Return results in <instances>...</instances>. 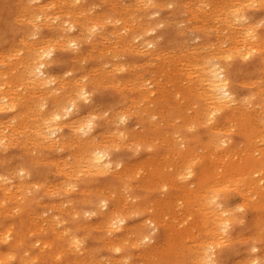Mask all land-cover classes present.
<instances>
[{
  "label": "rangeland",
  "instance_id": "rangeland-1",
  "mask_svg": "<svg viewBox=\"0 0 264 264\" xmlns=\"http://www.w3.org/2000/svg\"><path fill=\"white\" fill-rule=\"evenodd\" d=\"M25 1V2H24ZM29 1H32V0H29ZM29 1H26V0H23V2H22V0H21V2L20 1H17V0H0V36H1V38H0V57H1V55H2V57L0 58V63L1 62H3V63H1L0 64V66H1V68H0V73H2L3 72V74L2 75H0V76H3V75H5L4 77H12L11 78V81H10V79L8 80L7 78H1L0 77V81H2L3 79L5 80H3L2 81V83L3 82H6V80L7 81H9V83L8 82H6V84L8 83V86L7 85H4V86H6V87H4V89L5 88H7L8 87V90L7 89H5V93H7L8 91H9V89H10V87H11V91L10 92H12L13 90L14 91H16V89L15 88H17V91L16 92H14V93H20L19 95H21L19 98L21 99V104L18 106V108H16L15 110H12V111H8V112H0V122H2V124H0V126L5 130L4 131V134L6 133L7 135H9V133L8 132H10L11 130H12V128L14 127V125L13 124H15L16 125V123L17 124H19V122H20V120L22 121V123L23 122H26V121H28L27 119H30V121H28L27 123H29L30 122V124L31 123H34V124H37L36 123V121H39L38 120V118H39V114L37 113V111L35 112V110L36 109H38L39 108V103L38 102H40V92H37L36 90H35V92L34 91H32V90H34L33 88H31V86H29L30 88H29V90H30V92H32V93H30L29 92V90H28V87L27 86H24L26 83H24V81H23V84H21V83H19L18 81H20L21 79H20V77H18L17 78V76H20L19 74H20V72H21V63H19V61L22 59V61H23V59L25 58L24 57V54H25V56H27V45H28V42H29V40H28V38L30 37V36H33V35H31V34H33V32H34V30L36 31H38V29H39V27H40V29H39V32H40V36L41 37H43V39H45V38H47V37H50V38H53V40L51 39V41H54L53 43L50 41V38H47V39H45V40H47V43L48 44H50V45H52V44H56L55 45V51H54V57H53V61H51L50 59V61H51V63H50V61L47 59V61L46 62H49V63H47V66H46V68L49 70V71H51V74H56V75H54L56 78H58V79H66L65 77V72L66 71H72V73H73V75H68L67 77H69V78H72L71 76H76V77H83V76H88V78H89V80L87 81V84H88V86H89V88H90V91H91V101L90 102H88V103H85V104H82L81 106H80V109H81V116H86L87 114L86 113H91V111H93V112H95V113H97V114H102V116L103 117H100V119H97V123H96V126H95V131H92L91 133L94 135V136H96L97 138H100V136L101 135H103V137H105V138H103V137H101L100 139L103 141V139H104V144L106 143H109L110 144V149H111V152L113 153V155H115V157H116V159L118 160V161H120V162H122V164H126L127 165V168H126V165L124 166L123 165V169L125 170V171H130L132 168H133V170H134V172H137V176H136V178L138 179V176H139V173L142 175V177L141 176H139L140 177V179L139 180H136V178H135V175L133 176V171L131 170V173L129 174L128 172H125L123 169L121 170L120 169V171H118V169L117 170H113L114 172H107V173H98V175H97V173H96V175L94 174V173H86V172H80L79 171V169L78 168H76V165L78 164L77 162H75V161H73L74 160V158L77 160V159H79L78 158V156H79V154L76 152V149L77 150H80L81 151V149H78V148H81V146L78 144V141L77 142H75V144H73L74 142L72 141L73 139H74V134H71L72 132H68V131H65V136H64V139H63V141L66 143V144H63V142L62 143H60V145L62 144L63 145V147H62V152L60 151V150H58V149H61V147L59 146V144H58V146L60 147H58L57 146V144L55 145H52L53 143L50 141V144H51V146H53V148L51 147V146H49V140L47 141V142H42V143H47L46 145L45 144H40L39 143V145H37L38 143V141L39 140H37L36 139V136L35 135H33L32 134V132L34 131V128H35V131H36V125H34V124H31V125H33V126H31L30 124H26L25 125V123H23L24 125L22 126V123H20V127H21V130H20V127L18 126V125H16L17 127H16V129L14 128L13 130H16V131H19V132H16L14 135H13V139L12 140H14L13 142H15V140H16V142H15V144L14 143H12L11 145V147H3V146H1L0 145V174H3V175H5L6 177H9L10 178V180H8V182L6 181L4 184H5V186L4 185H2V186H0V189H2V190H0V198H1V196H2V198H5V200L6 201H3V199H0L1 201H3V202H0V212H1V210H2V214L0 213V224L2 225V226H0V233L1 232H4L5 230H8V229H10L11 228V230H13V232L15 231V229H16V234H13V236H14V238H12L8 243H5V242H3V241H0V255L2 254V256H4V255H6V254H3L2 252H7V251H9L8 252V254L10 253V254H15V258L16 259H11L13 262H8V263H6L4 260H1L2 262H0V264H3V263H5V264H19L21 261H24V263H25V261L27 262V261H29L28 260V257H29V255H31L32 256V258H33V256L35 257V255H36V253H37V256L39 257H37L38 258V260L39 261H37V262H35L36 264H70L71 262L73 263V264H85V263H87V264H91L92 262H93V264H104V263H106L107 261V263H109V261L111 260V263H112V261H116L117 263H124V264H147L148 262L147 261H149V263L148 264H151V262H154L155 263V261L157 260V261H161L163 264H169L170 262L169 261H171L172 259L174 260V261H172V263L171 264H177L178 262H179V256L180 255H182L183 253L182 252H184V256H181V257H183L184 258V260L181 258L180 259V262H179V264L181 263V264H184L185 262V264H190V263H192V264H201L200 262L199 263H197V262H193V261H197L199 258H197V255H195L196 254V250H194V249H196L194 246V242H195V244H196V242H198V241H200L201 240V238H205V228H204V225H205V223L202 221V223H204V225H202V223H200L199 222V220H202V219H199V217H200V214L202 215V218H204L203 217V212H202V210L200 211V214H199V211H197V208H190L188 205H187V201H183V199L185 198L186 199V197H184V190L185 189H183V188H186V190L185 191H189V187L190 186H188L187 185V183L190 181V179H183L180 175H178L179 173L178 172H180V167L178 168V165L180 164V162H181V154H179V156L180 157H175V158H179L178 160H177V162H176V160H175V158L174 157H172L173 155H174V153H177V152H179L180 150V152L179 153H182V152H184L185 150V148H186V150H187V148H190V149H192L193 150V152H195V155L193 154V158H194V156L195 157H197V158H195L194 160L198 163V164H201L203 161H205L206 160V165H209L208 164V160H209V162H210V159H209V157H211V156H214V157H216V158H214V157H211V158H214V162H215V159H218V156H221L223 153H224V151H223V153L221 152V150H218L219 152V154H217V152L214 154V152L212 151L213 149H211V153H213V154H211L210 152H208V154H205L206 152V150L207 151H209L208 149H205L204 150V145H203V143L204 142H208V140H209V138H210V136L208 135V129H207V127H204V124L203 123H192V125H190L189 124V121H191L193 118H194V116H195V112H196V110H197V106H202L203 105V102L198 98V96L196 95V93H194L193 92V90L194 89H192V91H190V93H187V92H189L188 91V89H189V87L190 88H194V87H196V85L195 84H198V79H196V81L194 80L195 79V77L197 78V74H198V71L196 70V69H193V68H196L195 66H194V63H196V61L198 60V59H200V63H202L201 61V58H209V57H211L213 54H214V52L216 53L218 50H219V53H220V55H223V56H225V52L228 54V50H230L231 49V47H229V48H226V47H228L229 45H231L232 47L233 46H235V45H237V46H240L239 44H241L239 41V36L237 35V33H231L232 31H231V27H232V24L233 25H235L234 23H236L237 24V26L238 25H240L239 23H237L238 21H234L233 20V16L232 15H230V14H228V16H229V20H226L225 19V17H226V15L224 14V13H222V14H220L221 13V11L219 12H215L214 11V7L212 6V4H216V6H217V8H219L220 7V5H221V8L222 7H224V10H226L225 12H227V10L229 11H231V9H229V8H231L230 7V5L233 3L232 2V0H210V3H212L210 6H204V5H202L201 6V4L199 3V0H158L157 1V4L159 5L160 3H165V6L166 5H168V6H166V7H163V6H161V4H160V6H161V8H160V6L159 7H157V6H155V3H152L153 5H150V6H152L151 8L150 7H147V10H144L145 9V7L146 6H148L147 4H145V0L144 1H141V0H117V1H115L117 4L114 6V5H112V4H115V2H114V0H86V2H83L85 5H82V0H79L80 1V3L78 2V0H72V1H70V0H61V2L59 1V0H57L58 1V3H57V1L56 0H40V2H36V1H32V2H29ZM46 1H47V4H45L46 3ZM56 4H59V2L61 3V5H63L66 9H64V7H61L60 6V4L59 5H55V3ZM62 1H63V3H62ZM69 1V2H68ZM85 1V0H84ZM102 1V2H101ZM104 1H107L106 3H103ZM120 1V2H119ZM137 2V3H134V2ZM162 1V2H161ZM163 1H165V2H163ZM185 1H187V3L190 1V5H188V4H185L186 2ZM198 1V2H197ZM202 0H200V2H201ZM204 1V0H203ZM202 1V2H203ZM220 1V2H219ZM234 1V0H233ZM260 2L261 4V7L259 6V7H257L259 4H258V2ZM264 0H262V2H263ZM15 2V3H14ZM28 2V3H27ZM44 2V3H43ZM50 2H53V4H52V8L50 9V7H51V3ZM71 2L72 3H74L73 5H75V4H77V5H75V6H73L72 4H71ZM125 3L126 5H127V9L128 10H126V8L125 9H123L124 8V5L125 4H123V3ZM129 2H132V3H129ZM142 2V3H141ZM171 2H174V3H172V9L170 8L171 7ZM192 2V3H191ZM194 2V3H193ZM196 2V3H195ZM226 2L227 4L228 3H230V4H228V7L226 6V3H225V5H224V3ZM254 4H253V3ZM257 2V3H256ZM261 1H259V0H255V1H250V2H246V3H250L249 5H251V4H253V6H250L249 7V5L248 4H246V3H244L246 6L245 7H247V8H245L244 6H239V5H237V8L238 7H240V10H241V12H243V13H245V14H247L248 16H249V18L251 19V20H253V23H258L257 24V31H258V34H260V35H262V34H264V7H262V6H264V3H262ZM21 3V4H20ZM27 4V6H26V4ZM29 3L31 4V7H34V8H38V5L39 6H44V5H49V3H50V5H49V7L48 8H46V10H44L42 13H44L45 12V14L47 15V14H51L52 15V13L53 12H56V13H53V15L50 17V15H47V17L48 18H51V19H53V20H50V19H45V17H46V15L45 14H42V13H39V12H37V11H34V8H33V14L34 15H38V14H41V15H45V17L44 16H42L41 18H37V16L36 17H34L35 19H36V24L38 23V25H36V24H34V23H30V21L31 22H35V19L33 18V20L34 21H32V20H30V19H32V18H30L29 20L27 19V17L29 18V16L28 15H30V17H32L31 15H33L32 14V11H31V13L30 14H28L29 13V11H23V9L24 10H28V9H25V8H28V5H29ZM43 3V4H42ZM66 3H70V4H66ZM93 3L95 4V7H93L94 5H93ZM139 3V4H138ZM168 3H170V6H169V4ZM186 7V9H185V7L184 6H182V4ZM224 5H222V4ZM16 4H17V6H16ZM80 4V5H79ZM93 6H92V5ZM118 4H119V7H118ZM120 4H123V5H121V7L123 6V8L121 9V7H120ZM131 4V6H129ZM137 4V5H136ZM143 4H144V6H143ZM174 4V5H173ZM177 4V5H176ZM194 4H196V5H194ZM206 4V3H205ZM23 5H24V7H23ZM92 6V7H90V6ZM97 5V6H96ZM99 5V6H98ZM110 5H112V6H114V7H112V6H110ZM139 5H141V6H139ZM176 5V6H175ZM198 5H200V7H198ZM248 5V6H247ZM56 6V9H55V11H54V7ZM70 6V7H69ZM71 6H73L74 8H72ZM108 6H110V7H108ZM136 6H138L137 8H135ZM144 7V9H142V10H140L141 8L140 7ZM153 6H155V8L153 7ZM194 6H196V8H194ZM255 6H256V8H255ZM23 7V8H22ZM30 7V6H29ZM69 7V8H68ZM85 7V8H84ZM88 7H90V8H88ZM101 8V10H100V8ZM112 7V8H111ZM131 7H134V8H130ZM191 7V8H190ZM197 7H198V9L200 10L199 12L197 11ZM204 7V8H203ZM205 7L207 8L206 10H205ZM208 7H209V9H208ZM210 7H211V10H210ZM236 7V6H235ZM21 8V9H20ZM59 8V9H58ZM73 9V11L72 10H70V9ZM89 9L88 11H86V9ZM91 8H92V10H91ZM98 8V9H97ZM113 8H115V10H113ZM192 8H194V9H192ZM201 8V9H200ZM242 8V9H241ZM9 9V10H8ZM31 9V8H30ZM50 9V10H49ZM58 9V10H57ZM64 9V11H62ZM67 9H69V10H67ZM77 9V10H76ZM83 9H85V10H83ZM94 9H97L96 11L94 10ZM116 9H118V10H116ZM120 9V10H119ZM130 9V10H129ZM149 9V10H148ZM187 9H189V10H187ZM204 9V10H203ZM233 9V8H232ZM65 10H67L66 12H65ZM80 10V12H82V10H83V13H79L78 11ZM90 10H91V14L89 13L90 12ZM102 10H103V12H102ZM135 10V11H134ZM152 12H151V11ZM213 10V11H212ZM21 11V12H20ZM69 11V12H68ZM84 11L85 12H87V13H85L84 14ZM114 11H116V12H114ZM117 11H119V12H117ZM120 11H122V13H120ZM124 11H126L125 13L127 14H125L124 13ZM137 11V15L135 14V12ZM140 11V12H139ZM196 11H197V14H196ZM205 11V12H204ZM212 11V12H211ZM229 11V12H230ZM20 12V13H19ZM24 12H26V13H24ZM58 12V13H57ZM60 12V13H59ZM64 12H65V14H67V13H69V14H67V15H63L64 14ZM77 12V13H76ZM101 12H102V15H103V17H102V15H101ZM108 12V13H107ZM110 12V13H109ZM114 12V13H113ZM145 12V13H144ZM155 12H157V14H154ZM184 12V13H183ZM202 12V13H201ZM208 12H211V13H208ZM19 13V14H18ZM22 13L23 14H25L27 17H25V15H22ZM36 13V14H35ZM76 13V14H75ZM78 13H79V15H78ZM107 13V14H106ZM131 13V14H130ZM151 13H153V16H155V17H150V14ZM212 13H215V14H217V15H215V14H213V16H212ZM28 14V15H27ZM55 14H57V15H55ZM61 14V15H60ZM73 14V15H72ZM84 14V15H83ZM93 14V15H92ZM98 14H100V19H105V18H107L108 19V21H109V19L111 20V22H113V23H109L108 22V24H107V19H105L104 21L106 22L105 23V26H104V28H103V30L105 31V32H107L108 33V35L106 36V37H108V38H104V40H103V38L101 37V36H99V30H96L95 31V34L94 35H92V38L94 37V38H96L95 40H94V38H93V40L92 41H94V42H91L90 40L92 39H89L88 38V31L87 32H85L86 30H84V31H82L83 32V35H82V32H80V30L81 29H76L75 31H74V33L75 34H73V33H70V32H68L67 31V26L66 25H64V30H65V32H67V34H69V35H71V34H73V35H78V32H79V35L77 36V39L79 40V42H80V44H79V46H77V47H70V48H65V49H63V47L61 48V46L57 43V40L59 39V37H61L62 35H64V33L65 32H63V29L61 30L60 29V27H59V29H58V25H59V18L60 17H62L60 20V22H62V21H64V19L65 20H67V18L68 19H70V20H72L73 18L72 17H74V15L76 16V15H78V16H76V17H74V19L76 20V21H78L79 23H83L84 21L86 22V20L88 19V17H89V19L92 17L93 19H95V18H97V16H98ZM109 14H110V17H109ZM132 14L134 15V17L132 16ZM170 14V15H169ZM200 14V15H199ZM221 16H220V15ZM15 15V16H14ZM22 15V16H21ZM60 15V17H58ZM63 15V16H62ZM70 15V16H69ZM86 15V16H85ZM95 15V16H94ZM106 15H108V17L106 16ZM129 15L130 16H132V17H129ZM157 15V16H156ZM197 15V16H196ZM206 15V16H205ZM211 15V16H210ZM24 16V17H23ZM55 16V17H54ZM79 16H80V18H79ZM81 16H82V18H81ZM83 16L85 17L84 19H83ZM94 16V17H93ZM105 16V17H104ZM138 16H139V18H138ZM140 16H142V17H140ZM151 16H152V14H151ZM193 16V18L196 16V17H198L197 18V20H196V18L195 19H193V18H191ZM221 17V18H219V17ZM232 18H231V17ZM19 18V20H17L18 18ZM102 17V18H101ZM119 17V18H118ZM123 17V21H120V19ZM124 17H127L126 18V20H125V18ZM137 17V18H136ZM207 17V18H206ZM208 17H209V19H208ZM215 17V18H214ZM217 17V18H216ZM222 17H224V20L222 19ZM15 18H17L15 21H14V19ZM23 18V19H22ZM55 18V19H54ZM87 18V19H86ZM91 18V19H92ZM118 18V19H117ZM130 18V19H129ZM134 19V20H132V19ZM142 20H141V19ZM189 18V19H188ZM214 18V19H213ZM226 18H228V17H226ZM39 19V20H38ZM43 19H44V21H43ZM56 19H58L57 21H56ZM63 19V20H62ZM73 19V20H74ZM80 19V20H79ZM81 19H83V20H81ZM86 19V20H85ZM90 19V20H91ZM114 19H117V20H119V22H117L116 23V20H114ZM135 19H136V24H134L132 21H134L135 22ZM140 20V23H145V21H147L148 22V26H147V23H145V25L147 26V29H149L150 27H151V25H153L154 24V22H156V20H159V22H160V20H161V23L162 24H164V26H162V24L161 23H156V28L159 26H162V27H158L157 28V36H159L158 37V39H161V40H159L158 41V43L160 44L159 45V47H160V50H162L161 52H162V54H161V56H160V58L161 59H159V58H153V57H151V56H148L147 54L151 51V49H149V51H148V46H144L143 44H140V42L143 40V37L141 36V39H140V41H136L137 42V44H136V42L135 41H133V39L131 40L130 38V34L131 33H129V34H126V36H125V34L123 35V36H121V37H124L123 39H121L122 41H118V39L120 38L119 36H116L117 34L119 35L121 32H117V31H119V30H121V24H122V22L124 23V21H125V24H127L128 25V27H129V25H130V23H131V25H132V23L134 24V25H136V26H138V20ZM200 19V20H199ZM218 19V20H217ZM222 19V20H221ZM259 19H261V22H260V20ZM262 19H263V21H262ZM3 20H5V22L3 21ZM20 20H22V21H20ZM27 20V21H26ZM46 20H50L48 23L46 22V25H48V26H46L45 25V23H43V22H45ZM113 20V21H112ZM122 20V19H121ZM129 20H131V21H129ZM166 20H167V22H166ZM177 20H179V22L181 23V25H182V23H183V25L181 26V27H184V28H180V27H178L177 25H179V22L177 21ZM212 20V21H211ZM216 22H215V21ZM225 20L227 21V22H225ZM233 20V21H232ZM250 20V21H251ZM257 20V22H254V21H256ZM23 21H26V22H23ZM42 21V22H41ZM82 21V22H81ZM87 21H89V20H87ZM115 21V22H114ZM141 21H143V22H141ZM168 21H169V23H168ZM174 21V22H173ZM175 21L177 22V24L175 23ZM185 21V22H184ZM187 21H189L187 24H186V22ZM221 21L224 23V24H222L221 23ZM229 21H232L231 23L229 22ZM39 22H41V23H39ZM57 24V22H58V24L55 26V24ZM172 22V23H171ZM216 24H218V25H216ZM260 22V23H259ZM263 22V23H262ZM22 23V24H21ZM26 23V24H25ZM87 23V22H86ZM202 23V24H201ZM204 23V24H203ZM216 26H218V27H215V25ZM227 23V24H226ZM12 24V25H11ZM33 24V25H32ZM118 24V25H117ZM125 24H123V26H127V25H125ZM141 24V25H142ZM159 24V25H158ZM161 24V25H160ZM174 24V25H173ZM185 24V25H184ZM195 24V25H194ZM231 25V27H230V25ZM260 24H262V26H260ZM15 25H16V28H19V29H17V30H15L16 28H14L15 27ZM32 25V26H31ZM50 25V26H49ZM113 25H117V27H115V28H113ZM121 25V26H120ZM130 25V26H131ZM134 25H132V27H134ZM140 25V24H139ZM190 25V26H189ZM198 25V26H197ZM200 25V26H199ZM209 25V26H208ZM212 25V26H211ZM221 25H222V27H221ZM228 25V26H227ZM19 26V27H18ZM34 26H35V29H33L34 28ZM38 27V29H37V27ZM52 26H54V28L52 27ZM122 26V27H123ZM135 26V27H136ZM146 26H144V24H143V27L144 28H146ZM192 26H194V27H192ZM205 26H208V27H206V28H204ZM236 26V25H235ZM27 27H29V28H27ZM192 27V28H191ZM210 27H212L213 28V30H211V28ZM220 27V28H219ZM226 27V28H225ZM230 27V28H229ZM14 30V31H12V29ZM32 28V29H31ZM53 28V29H52ZM188 28H191V29H188ZM196 28V29H195ZM197 28H199V29H197ZM210 28V29H209ZM216 28V29H215ZM217 28H218V30L221 32H219L218 30H217ZM223 28V29H222ZM28 29H30V30H28ZM55 29V30H54ZM58 29V30H57ZM114 29V30H113ZM115 29H117L116 30V33H115ZM119 29V30H118ZM204 29H205V31H204ZM209 29V30H208ZM220 29H222V30H220ZM27 30V31H26ZM108 30V31H107ZM111 30H113V32L114 33H112L111 34ZM188 30V31H187ZM206 30H208V31H206ZM225 30H227V31H225ZM26 31V32H25ZM99 33H98V32ZM178 31H181V32H178ZM186 31V32H185ZM212 31V32H211ZM223 31V32H222ZM224 31H225V33L227 32L228 33V31H230V33L228 34V35H226L225 33H224ZM32 32V33H31ZM63 32V33H62ZM110 32V33H109ZM184 32V33H183ZM209 32V33H208ZM217 32H219V33H217ZM24 33V34H23ZM26 33H27V35H26ZM29 33V34H28ZM56 33V34H55ZM178 33V34H177ZM182 33V34H181ZM207 33V34H206ZM60 34V36H58ZM66 33H65V35H67ZM84 34H85V36H84ZM97 34V35H96ZM112 35V36H116V37H111V39L109 40V35ZM114 34H116V35H114ZM123 34V33H122ZM219 34V35H218ZM236 34V35H235ZM25 36V38H23V36ZM29 35V36H28ZM50 35H54V36H50ZM150 36H153L154 34H149ZM220 35H222V36H220ZM229 35L232 37V38H236V36H238L237 38H236V40H234V39H232L231 37H229ZM26 36H27V38H26ZM216 36H218V37H216ZM225 36H226V38L227 37H229V38H227V39H229V40H231L230 42H229V40H227L226 38H225ZM3 37V38H2ZM22 37V38H21ZM56 37H58V38H56ZM85 37H87V38H85ZM117 37H119L118 39H116ZM127 37V38H126ZM35 38L36 39V37H30L29 39H30V42H31V40H33V39ZM38 38V37H37ZM54 38H56V39H54ZM85 38V39H84ZM113 38H115V39H113ZM226 39V41H225V39ZM4 39H6L7 40V42L4 40ZM20 39L22 40V43H21V41H20ZM23 39H25V40H23ZM26 39H27V41H26ZM49 39V40H48ZM108 39V40H107ZM221 39H223L222 40V43H220L221 42ZM3 40H4V42H3ZM37 40V39H36ZM60 40V39H59ZM87 40V41H86ZM100 40V41H99ZM113 40V41H112ZM169 40V41H168ZM188 40V41H187ZM217 40H219V41H217ZM20 43H19V42ZM24 41H26L25 43H24ZM56 41V42H55ZM89 41V42H88ZM99 42V45L98 44H95V43H98ZM101 41H102V44H101ZM108 41V42H107ZM112 41V42H111ZM128 41H131V42H128ZM218 42L217 44L215 43H213V45L214 46H212V47H214L215 48V50H214V48H212L210 45H212V42ZM238 43H237V42ZM32 42H35V41H32ZM31 42V43H32ZM110 42H111V44H110ZM118 42H120V43H118ZM126 42H128V43H130V46L129 45H127V43ZM138 42H139V45H138ZM182 42V43H181ZM199 42V43H198ZM209 42H211V43H209ZM223 42H225V44L223 43ZM19 43V44H18ZM27 43V44H26ZM31 43H29V44H31ZM52 43V44H51ZM109 43V44H108ZM132 43H133V45H135L136 44V48H137V46H138V50H141V54H140V52L139 53H134L135 51H130V49H133L132 47H135V46H132ZM190 43V44H189ZM203 43V44H202ZM221 44V45H225V46H221L220 48H219V46H218V44ZM230 43V44H229ZM10 44H11V46H10ZM13 44H15V45H13ZM48 44H46V45H48ZM57 44H58V46H57ZM105 44V45H104ZM106 44H107V46H106ZM114 44H117V45H114L115 47H116V49L114 48V50H112L113 48L112 47H114L113 45ZM123 45V47H121V45ZM125 44V45H124ZM194 44L197 46L195 49H193L192 48V46H194ZM234 44V45H233ZM13 45V46H12ZM19 45V46H18ZM25 45V46H24ZM45 45V46H46ZM49 45V46H50ZM105 47H104V46ZM119 45V46H118ZM141 45H143V49L140 47ZM180 45V46H179ZM202 45V46H201ZM205 45H209L211 48H212V50L211 49H209L210 47H208V46H205ZM216 45L218 46V50H216ZM227 45V46H226ZM17 46V47H16ZM53 46V45H52ZM57 46V47H56ZM199 46V47H198ZM203 47V46H205L204 48L207 50H205V51H202V50H204V48H201V47ZM11 47L13 48L12 50H10L11 49ZM22 47V48H21ZM48 47V46H47ZM79 47V48H78ZM110 47V48H109ZM117 47H118V49L119 48H121V49H119V51H120V53H119V51L117 52ZM126 47V48H125ZM146 47V48H145ZM154 47V46H153ZM153 47H150V48H152L153 49ZM186 49H185V48ZM192 49H191V48ZM195 47V46H194ZM208 47V48H207ZM223 47H225L224 49H221V48H223ZM10 48V49H9ZM14 48H16L15 49V51H14ZM23 48H25L24 50H23ZM103 48V49H102ZM123 48V49H122ZM140 48V49H139ZM170 48V51L168 50ZM182 48V49H181ZM200 48V49H199ZM6 49V50H5ZM22 51H21V50ZM77 49V51H75L74 52V50H76ZM97 49V50H96ZM125 49V50H124ZM145 49V51L147 50L148 51V53H147V51L145 52V51H143ZM164 49H166V50H164ZM173 49V50H172ZM181 49V50H180ZM196 49L197 50H200V51H196ZM202 49V50H201ZM228 49V50H227ZM10 52H9V51ZM16 50H17V52H18V54H16L17 52H16ZM20 50V51H19ZM89 50H92L91 52L89 51ZM94 50V51H93ZM99 50H101L100 52H99ZM104 50V51H103ZM105 50H106V52H105ZM107 50H108V52H107ZM154 50V49H153ZM152 50V51H153ZM172 50V51H171ZM188 50V51H187ZM195 50V52H197V53H195V52H193ZM225 52H224V51ZM24 51H26V52H24ZM113 51V52H112ZM114 51H115V53L116 54H118V56H116V54H114ZM124 51V52H123ZM164 51V52H163ZM178 51H181V56H180V52H178ZM189 51H191V52H189ZM220 51H223V52H220ZM228 51V52H227ZM8 52V53H7ZM12 52V53H11ZM23 52V53H22ZM77 52V53H76ZM87 52V53H86ZM88 52H89V54H88ZM105 52V53H104ZM130 52V53H129ZM168 52H169V54L171 55V54H173V55H171L172 57H170V55L168 54ZM171 52V53H170ZM174 52V53H173ZM179 53V56L180 57H182V58H180V57H178V53ZM186 52V54H188V55H184L183 53H185ZM196 55H198L197 57H195V55L193 54V53ZM212 52V53H211ZM3 53H6V54H3ZM14 53V54H13ZM96 53H100V54H96ZM110 53H113L112 55L110 54ZM147 53V54H146ZM163 53H166L167 54V56H166V54H163ZM210 53V54H209ZM9 54H10V58H9ZM12 54V55H11ZM23 54V55H22ZM81 54V58H80V55ZM92 54V55H91ZM103 54V55H102ZM105 54H107V55H105ZM145 54V55H144ZM190 54H193V55H190ZM212 54V55H211ZM226 54V55H227ZM230 54V53H229ZM4 55H6L5 57H8V58H5L4 57ZM8 55V56H7ZM14 55H16V56H14ZM19 55H20V58H19ZM24 57H22V56ZM63 55L65 56V57H63ZM110 55V56H109ZM121 55V56H120ZM165 55V56H164ZM169 55V56H168ZM177 55V56H176ZM200 55V56H199ZM209 55V56H208ZM211 55V56H210ZM74 56V57H73ZM85 56V57H84ZM119 56H120V58H119ZM176 56V58H174V57ZM187 56V57H186ZM189 56V57H188ZM191 56H194V58L193 57H191ZM202 56V57H201ZM204 56H207V57H204ZM232 56H234V53L232 54ZM262 56H264V52L262 53ZM261 55H257V54H255L254 56H252L250 59H247V60H243V59H241V58H231L230 60H229V64H227L228 65V67H229V70H230V79H231V85H232V89L234 90V92H235V94L236 95H238L239 97L240 96H242L243 98H248L249 96L248 95H250V97H251V99H252V104H254L255 105V108H253V111L255 112V111H259V109H262V108H260V107H258L257 105L259 104V105H263V102H264V98L263 97H261V96H264L263 94H264V92L262 91V90H264V59L263 58H261L262 57ZM11 57H13V58H11ZM15 57H17V58H15ZM73 57V58H72ZM101 57H103V58H101ZM111 57V58H110ZM114 57H115V59H114ZM118 57V58H117ZM169 57L171 58V60H170V62H172V61H176V60H178V58H179V60H181L180 61V63H177V61L174 63V62H172L171 64H170V62H169ZM185 57V58H184ZM193 59H191V58ZM201 57V58H200ZM3 58H4V60H3ZM77 58V60H75ZM149 59L148 60V62H147V60L146 59ZM152 58V59H151ZM188 58H189V60H188ZM197 58V59H196ZM5 59H7L6 61H5ZM10 59V60H9ZM11 59L13 60V61H11ZM16 59H17V62L19 63V66L16 64V62H15V64H14V61H16ZM18 59H19V61H18ZM74 59V60H73ZM84 59V60H83ZM159 59V60H158ZM263 59V60H262ZM3 60V61H2ZM155 60V61H154ZM165 62V64H163L164 62ZM9 61H11V63L15 66H17V68H12V69H10L11 67H14L11 63H9ZM21 61V62H22ZM143 61H145V62H143ZM150 61H152V62H150ZM157 61H158V63H157ZM160 61V62H159ZM182 61H183V63H182ZM190 61V62H189ZM193 61V62H192ZM81 62H82V64H81ZM116 62V63H115ZM123 62V63H122ZM143 64H142V63ZM146 62L148 63L147 64V66H146ZM154 62V63H153ZM179 62V61H178ZM110 63V64H109ZM118 63H121V65H119ZM125 63V64H124ZM141 64V65H139V66H136L137 64ZM150 63H152L153 64V66H152V64H151V66L149 65ZM161 65H160V64ZM188 64V65H185V64ZM189 63H193V67L192 66H190L191 68H189V67H187V66H189ZM12 65V66H9L8 67V65ZM107 64H109V65H107ZM113 64V65H112ZM117 64V67L115 66ZM130 64V65H129ZM133 64L135 65V66H133ZM155 64H157L158 66H160V67H158L157 65H155ZM168 64H169V66H168ZM178 64V65H177ZM182 64V65H181ZM4 65H6V67L4 66ZM82 65H83V67H82ZM106 65V66H105ZM121 66L122 68H120L119 66ZM126 67H125V66ZM144 66V68H145V70H144V68H143V66ZM162 65H164L165 67L162 69L161 68V66ZM15 66V67H16ZM98 66V67H97ZM99 66H101V67H99ZM103 66H104V68L105 67H108V68H105V69H107V70H103L102 68H103ZM128 66L130 67V68H128ZM146 66V67H145ZM149 66H150V68H149ZM157 66V67H156ZM169 67V69H167V67ZM185 66V68L184 69H182L181 70V68L182 67H184ZM3 67V68H2ZM20 67V68H19ZM110 67H113V68H110ZM115 67V68H114ZM119 67V68H118ZM125 67V68H124ZM139 67H141L140 69H139ZM163 67V66H162ZM171 67V68H170ZM178 67V68H177ZM6 68H7V70H6ZM91 68L93 69H95V70H97L95 73H94V69L93 70H91ZM98 68H100V69H98ZM116 68H118V70H120V72H118L117 70H116ZM132 68V69H131ZM135 68H138V70L137 69H135ZM187 68H188V70L191 72V71H193V72H197L196 74H194L193 72L191 73V74H189V71L187 70ZM263 68V69H262ZM3 69H5V71L3 70ZM85 69V70H84ZM127 69V70H126ZM129 69H131V70H129ZM148 71H150V72H148ZM160 69L162 70V71H160ZM165 69H167L168 71H169V74H168V72L165 70ZM10 70V71H9ZM16 72H14V71ZM88 70H91V72L90 71H88ZM113 70L115 71V72H113ZM123 72H122V71ZM132 70H134V71H132ZM140 70V71H139ZM142 70V71H141ZM154 70H155V72H154ZM163 70H165V71H163ZM174 70V71H173ZM178 71V72H175V71ZM180 70H181V72L183 71V70H185V71H183L182 73H180ZM195 70V71H194ZM9 73H8V72ZM101 71V73H99ZM104 71V72H103ZM143 71H144V73H143ZM152 71V72H151ZM170 71L172 72V73H170ZM187 71H188V74H187ZM6 74H5V73ZM94 74H93V73ZM102 72L104 73V75H106L107 77H109L110 75H114L115 77L114 78H116L115 80H112L111 78H113V76L112 77H109V79L108 80H110V82L109 83H106L108 80L107 79H102V78H107V77H105L103 74H102ZM130 72V73H129ZM164 72L166 73L165 75H164ZM12 74V75H14V73H15V76H14V78H13V76L12 75H10L9 76V74ZM17 73H19V74H17ZM110 73H112V74H110ZM114 73V74H113ZM137 73V74H136ZM145 74V73H148V74H145V75H142V74ZM154 73V76H151L152 74ZM178 73V74H177ZM140 74H141V78H140ZM159 74L161 75V77L159 76ZM163 74V75H162ZM173 74V75H172ZM174 74H176L175 76H174ZM263 74V75H262ZM8 75V76H7ZM63 75L65 76V77H63ZM109 75V76H108ZM137 75H139V76H137ZM149 75H150V77L153 79L156 75H157V77L156 78H154L155 80H152L150 77H149ZM167 75H168V77H167ZM262 75V76H261ZM57 76H62V78H60V77H57ZM177 76H179L178 78H176ZM182 76V78H180ZM188 76V77H187ZM260 76V77H259ZM131 79H129V78ZM185 77H187V78H185ZM192 77L193 79H190V78ZM16 78V79H15ZM101 78V79H100ZM113 78V79H114ZM138 80V81H133L134 82V84H133V82H131L132 80H136V79ZM160 78H161V80H160ZM165 78V79H164ZM180 78V79H179ZM189 78V79H188ZM68 79V78H67ZM66 79V80H67ZM100 79V80H99ZM145 79V80H144ZM159 79V81L160 82H163V83H159L158 84V80ZM169 79V80H168ZM176 79V80H175ZM187 79V80H186ZM257 79V80H256ZM258 79H261V82L263 83H261ZM15 80H18L17 82H15ZM86 80H87V77H85V82H86ZM103 80H105V81H103ZM107 80V81H106ZM120 82H119V81ZM144 81V85L142 84L143 83V81ZM148 80H150V81H148ZM171 80V81H170ZM179 80L181 81V82H179ZM190 80V81H189ZM252 80H255V81H257V82H260L261 83V85H260V83H257V82H252ZM91 81V82H90ZM101 81H103V82H101ZM112 81V82H111ZM126 81H129L130 82V84L128 83V82H126ZM146 81V82H145ZM155 81H157V84H158V86H157V84H155V83H153V82H155ZM172 81H174V82H172ZM176 81L178 82V83H176ZM184 81H186V82H184ZM247 81H249V82H247ZM118 82V83H117ZM124 82V83H123ZM138 82V83H137ZM140 82V83H139ZM166 82V83H165ZM172 83V84H168V83ZM182 82H184V84L182 85ZM190 82V83H189ZM11 83H14V84H11ZM16 83H18V84H16ZM101 83V84H100ZM103 83V84H102ZM104 83H106V84H104ZM116 83V84H115ZM120 83V84H119ZM127 83V84H126ZM132 83V84H131ZM146 83H148V84H146ZM150 83H152L151 85H149ZM167 84L166 86H165V84ZM175 83V84H174ZM187 83L188 84H192V85H187ZM242 83H244V84H242ZM251 85L252 83L254 84H252L251 86L249 85V84ZM19 84H21L22 85V87H21V85L19 86ZM111 86H110V85ZM122 84H124L123 86H122ZM129 84V86H127ZM140 84H142V85H140ZM173 84H174V86L175 87H173ZM186 84V87H188L187 89H186V87L184 86ZM245 84H247V85H245ZM10 85H12V86H10ZM99 85V86H98ZM109 85V86H108ZM134 85V86H133ZM146 85H149V86H146ZM153 85V86H152ZM160 85H163V86H161V87H159ZM169 85V86H168ZM177 85V86H176ZM108 86V87H107ZM117 86V87H116ZM123 88H122V87ZM135 87V89L133 88V87ZM139 86H140V88H139ZM146 86V87H145ZM182 86H184V87H182ZM192 86V87H191ZM3 87H1L2 88V92H4L3 90ZM13 87V88H12ZM15 87V88H14ZM23 87L26 89L27 88V90H25V91H23L22 89H23ZM142 87V88H141ZM145 87V88H144ZM148 87H149V89H151V92H152V94L150 93L149 94V90H147L148 89ZM152 87V88H151ZM153 87H155L156 88V92H155V88L153 89ZM159 87V88H158ZM170 88V89H167V88ZM181 89H180V88ZM259 89H258V88ZM19 88H21L20 90H22L26 95H27V97H23V96H25L24 94L22 95V93H21V91L19 90ZM126 88V89H125ZM131 90H130V89ZM137 88H139V91L141 92H139L138 90H137ZM167 90H166V89ZM172 88H174L175 90H172L171 91V89ZM92 89H94L93 91H92ZM122 89V90H121ZM129 89V90H128ZM158 89V90H157ZM161 89H163V90H161ZM177 89V90H176ZM185 89H186V91H185ZM262 89V90H261ZM134 90V91H133ZM152 90H154V91H152ZM184 90V91H183ZM258 92H257V91ZM259 90H261V91H259ZM19 91V92H18ZM26 91L29 93V94H31V95H33V94H35L32 98H31V95H30V99H33V100H30V99H28L29 97V94L28 93H26ZM142 91H143V93H142ZM163 91V92H162ZM170 91V93H168V94H166L167 92H169ZM176 91V92H175ZM177 91H183V93L185 92V94H182V92L181 93H178V94H181V96H182V98L184 99H182L181 98V96H179L178 94H177ZM253 91V92H252ZM37 92V93H36ZM155 92V93H154ZM258 93V94H256V93ZM9 93V92H8ZM40 93V94H39ZM146 93L147 94H149V95H151V98L148 96V95H146ZM154 93V94H153ZM178 96H174L175 94ZM191 93H193V96H192V94ZM253 93H255L254 95V97L253 96H251V95H253ZM263 93V94H262ZM121 94H123V97L124 96H126V98L124 99L123 97H122V95ZM165 94V95H164ZM36 95H37V97H36ZM153 95V96H152ZM159 95V96H158ZM164 95V96H163ZM183 95H185V96H183ZM256 95H258L257 96V98H255L256 97ZM143 96V98H139V97H142ZM144 96H148V98L153 102H155V103H153V105L151 104L152 102H150V100H147V98L146 97H144ZM158 96V97H157ZM168 98H167V97ZM173 97V98H171V97ZM195 96V97H194ZM245 96V97H244ZM248 96V97H247ZM155 97V98H154ZM22 98H24V100H22ZM39 98V99H38ZM147 100V101H149V102H147V103H144V102H140V100ZM145 98V99H144ZM159 98V99H158ZM161 98H162V100H161ZM166 98V99H165ZM176 98H178V99H176ZM192 100H191V99ZM195 98V99H194ZM254 98L255 99H257V100H254ZM28 99V100H27ZM134 99V100H133ZM173 99H175V101L177 102L178 101V105L176 104V102H174L173 101ZM260 99H262V100H260ZM37 102V104H36V102ZM37 100H39V101H37ZM126 100V101H125ZM134 101V102H132V101ZM137 100V101H136ZM157 100H161L160 102L158 101L157 103H156V101ZM167 100V101H166ZM168 100H169V102H170V100H172L171 102L172 103H167L168 102ZM185 100H186V103L184 104V102H185ZM24 101H25V103L27 102V103H29V101H31L30 102V104L32 103V101L33 102H35V103H33L32 105H30V106H27V103H26V105H25V103H24ZM135 101H136V103H135ZM140 102V105L138 104L139 102ZM184 101V102H183ZM194 101L196 102V103H194ZM247 101V100H246ZM124 102H126V103H124ZM164 104H163V103ZM183 102V103H182ZM248 102V101H247ZM247 102L245 103V105H246V107L247 106H250V105H252L251 103L249 104L248 103V105H247ZM259 102V103H258ZM132 103H133V105H135L136 107H134L133 105H132ZM142 103H144L143 104V106H142ZM148 103H150V104H148ZM162 103V104H161ZM165 103H167L169 106L167 107V105L165 104ZM193 103V104H192ZM23 104H24V106H23ZM36 104V105H35ZM124 104H126V105H124ZM129 104V105H128ZM131 104V105H130ZM158 104V106H156ZM159 104H161L160 106H159ZM181 104V106H183V107H181V109H184V110H179L180 109V107H178L179 105ZM184 104V105H183ZM194 104H198L197 106L196 105H194ZM90 105H92V106H90ZM137 105H139V106H137ZM146 105V106H145ZM147 105H152V106H154V107H148V108H152V110L155 108V107H157L155 110H158V113L157 112H155L156 114H154V112L153 111H155V110H149V111H152V112H150V113H152V114H154L155 116H156V120H159V122H157V124H158V126L160 127H158L157 126V129L156 128H154L153 129V131H152V129L151 128H153V127H156V120L155 119H152L151 118V120L149 121V119H148V115H146V112H145V110H146V108H147ZM163 105H166V107L165 108H163L162 106ZM175 105H176V107H177V109H175L176 107H175ZM254 105H252V106H254ZM26 106V107H25ZM126 106H128V108H129V110H127L130 114H129V117H131V118H129L125 123H123V124H117L116 125V123H107V120H106V118L108 117V115L110 114V112H112V114H113V112L114 113H116V112H118L119 110L118 109H120V111L119 112H121V110L122 111H124L125 109H126ZM131 106V107H130ZM142 106V107H141ZM144 106H145V108H144ZM175 107V108H173V110L176 112V114L173 112V110L172 109H169V110H171V111H169L168 110V108H172V107ZM184 106H187V107H185L184 108ZM196 106V107H195ZM257 106V107H256ZM34 107H35V110H33L34 109ZM36 107H38V108H36ZM90 107H92L91 109H90ZM143 108V109H141V108ZM246 107H242L243 109H245V110H242V108H241V110L239 111V112H236V111H233V109H230V110H228V111H226V112H224L222 115H218L217 117H216V119L214 118L213 120L214 121H216V122H218L219 124H220V129L222 128V130H227L228 132H227V135L232 139V141H233V148H235V149H233V151H237V152H235V154H236V156L234 157L233 155H234V153L232 154V152H230V154H228L229 152H227L226 154H228V156H226V157H224L225 158V160H224V158H223V160L224 161H222V163L223 164H225L228 160L226 159V158H229V156H230V158H233L234 160L235 159H238L237 160V162L239 161L240 162V160L243 158V154H244V152L242 151V149L244 150L245 148L244 147H246L247 148V146H251V143H253L255 146H253L254 147V149L256 150V148L258 147V148H260L263 144H264V138L262 139V141L261 140H256L258 137H264V135H263V133H264V119L262 118L261 120H263V121H260V124H259V126H260V128H259V130H258V128H257V130H255V131H258V133H252V131H253V129H252V131L250 130L249 131V133L248 134H250L251 133V138L252 139H255L254 137H256L257 136V138L255 139L257 142H255V141H253V140H251V138L250 137H247V136H250V135H246V133H243V132H241V131H243L245 128H247L248 126V124L247 123H245V124H247L246 126H245V124H243L242 126H241V124H242V122H240L239 123V121H241V120H243L242 118L240 119V117H243L244 115L245 116H247L248 117V115H249V113L251 114V111H252V109L249 107V108H246ZM28 108L31 110L32 108V110L31 111H29L28 110ZM127 108V109H128ZM160 108V109H159ZM187 108V109H186ZM191 110H190V109ZM196 108V109H195ZM98 109V110H97ZM103 109H106V111H104ZM133 109V110H132ZM137 110V111H135V110ZM138 109L139 110H142L141 112H138ZM145 109V110H144ZM162 109H164L165 110V112H164V110L162 111ZM247 109H249V111L250 112H248V110ZM255 109V110H254ZM95 110V111H94ZM160 110V111H159ZM177 110H179V111H181V112H178ZM247 110V111H246ZM16 111H18V112H16ZM28 111V112H27ZM33 111V112H32ZM133 111V112H132ZM135 111V112H134ZM147 111V110H146ZM162 111V113H160ZM167 111L169 112V113H173V114H170V116H168L167 114H169V113H167ZM21 112H22V114H23V112L26 114V113H28V116H26L25 114H23L24 115V117L22 116V119H19V118H17V119H19V120H17L16 119V116L18 117V115L19 114H21ZM31 112V114H29ZM39 112V111H38ZM43 112V111H42ZM103 112H107V113H109L108 115H106V114H103ZM127 112V113H128ZM132 112V113H131ZM145 114H144V113ZM186 112H188L186 115H185V113ZM234 112V113H233ZM246 112H247V114H246ZM260 112H262V110L261 111H259L258 113L260 114ZM13 113H15V114H13ZM32 113H33V115H32ZM34 113H37V115H34ZM140 113H142V115H140ZM162 114L163 115V113L165 114L166 113V115H164L163 116V120H161L160 121V119H162V115H160V114ZM182 114V113H184V114H182L181 116L180 115H177V114ZM189 113H191V114H189ZM227 113V114H226ZM228 113H231V114H228ZM13 114V115H12ZM83 114V115H82ZM139 114V115H138ZM144 114V115H143ZM241 114V115H240ZM32 117V118H30V116ZM137 115V116H136ZM151 116V117H153V118H155V116ZM185 115V116H184ZM228 115H230V116H228ZM240 115V116H239ZM261 115H263L264 116V113L263 114H261ZM8 116H9V118H8ZM13 116L15 117V119H13L16 123H14L13 121H12V118H13ZM21 115H19V117H20ZM36 117V120L34 119L35 117ZM107 116V117H106ZM135 116H136V118H135ZM139 116V117H138ZM142 116V117H141ZM148 116V117H147ZM174 116H176L175 118H176V120L178 121L177 122V124L178 123H182V121H185V123H182V125L183 126H181V124L179 125V126H181L180 128L178 127V125H177V127L176 126H174V125H176V121H175V119H173L174 118ZM179 116H180V118H182V117H185V118H183V119H185V120H183V119H179ZM226 116H228V117H226ZM234 116H239V118H238V121L237 122H234L233 123V121H231L230 120V118L232 119ZM12 117V118H11ZM26 117H27V119H26ZM171 119H170V118ZM230 117V118H229ZM245 118L246 120L249 118ZM6 118H7V120H6ZM139 118H141V119H139ZM142 118H143V120H142ZM147 120H146V119ZM150 118V117H149ZM171 120H169V119ZM186 118H188L189 120H187L186 121ZM244 118V117H243ZM9 119H10V121H12L13 122V124H12V122H10L9 121ZM26 119V120H25ZM33 120V122H32V120ZM137 119H139V120H137ZM145 119V120H144ZM167 119V120H166ZM4 121V123L6 124V123H10V127H12V125H13V127L11 128V129H9V127L8 128H6L9 124H7V126L5 127L4 125V123H3V121ZM141 120V121H140ZM152 120H155V121H153L154 123H149V122H151ZM169 120V121H168ZM174 122H173V121ZM225 120H230L229 122H231V128H232V126H233V128L234 127H236V128H234V129H236V132H235V130L232 128V132H230L231 131V129H229V125H230V123L228 124L227 123V121H225ZM6 121V122H5ZM65 121V120H64ZM165 121H166V123H167V125H169L171 122H173L172 124H174L173 126H172V124H170L169 126H165V125H163L164 123H165ZM193 121V120H192ZM170 122V123H169ZM261 122H262V124H261ZM191 123V122H190ZM227 123V124H226ZM233 123V124H232ZM237 123V124H236ZM4 124V125H3ZM115 124V125H114ZM150 124H152L151 126H150ZM160 124H162V125H160ZM186 124V125H185ZM187 124H189V126H191V127H193V128H191V127H189ZM196 124V125H195ZM223 124H224V126H223ZM27 125H29V126H27ZM119 125V126H118ZM137 125H138V127H137ZM197 125H199V128H198V126ZM229 127H228V126ZM237 125L240 127L239 128V130H238V128H237ZM263 125V126H262ZM4 126V127H3ZM26 126H27V128H26ZM116 126L117 127H120V128H122L123 126L126 128V129H128V131H127V134H126V138L125 137H120V138H118L117 140H116V136L117 135H119V134H117L116 136H114V137H116L115 138V140H113L114 139V137H113V135H115L114 133H116ZM122 126V127H121ZM136 126V127H135ZM142 126L144 127V128H142ZM173 127V129H172V127ZM185 126H188V127H186V129H185ZM195 126H197L196 128H195V130H194V127ZM206 126V125H205ZM253 126H254V124H253ZM0 127V129H2ZM30 127H31V129H30ZM115 127V128H114ZM223 127H228V128H226V129H224ZM251 127V126H250ZM22 128H25L24 130L25 131H27L28 132V134L30 135V134H32V136L33 137H30V138H32V139H30L29 137H28V134H27V132H24L23 131V129ZM112 128H114L113 129V131H112ZM133 128H135L134 130H133ZM141 129V131L138 133V131H137V129ZM176 128V129H175ZM178 128V129H177ZM244 128V129H243ZM252 128V127H251ZM250 128V129H251ZM262 128H263V130H262ZM2 129V130H3ZM7 129V130H6ZM28 129V130H27ZM131 129V130H130ZM162 130V133H163V131H164V134H161V130ZM190 131H188V130ZM261 129V130H260ZM12 130V131H13ZM108 130V131H107ZM109 130H111V131H109ZM158 131V133L160 134L159 136L161 137V136H165V138H166V135H167V133H165V132H167L168 131V133L171 131L172 132V134H168L167 136H169V137H171L170 135H172L173 137H171V139L173 140V141H171L170 142V140H169V138H167L166 140L165 139H163L164 138V136L163 137H161V139L158 137V138H156V139H158L157 141L155 140V142H153L152 143V141L155 139V138H152V136L153 135H155V133ZM233 130H234V132H233ZM238 130V131H237ZM241 130V131H240ZM247 130V129H246ZM248 130H249V128H248ZM247 130V131H248ZM11 131V132H12ZM30 131H32L31 133H30ZM35 131L33 132V133H35ZM105 131V132H104ZM125 131V132H126ZM156 131V132H155ZM173 131H179L178 133L177 132H174L173 133ZM255 131H253V132H255ZM260 131H261V135L260 136H258L259 134H260ZM11 132H10V134H11ZM20 132H22V133H24L23 135V137L20 135V134H22V133H20ZM100 133V135H99V133ZM101 132H104V133H102L101 134ZM106 132H108L107 134H106ZM113 132V133H112ZM142 132H144L145 133V135L144 134H141ZM230 132V133H229ZM240 132H241V134H240ZM18 133H20L19 135H17ZM110 133V134H109ZM132 133H134V134H132ZM138 134V135H136V134ZM178 135H177V134ZM182 135H184V137L183 136H181V134ZM184 133V134H183ZM197 133V134H196ZM201 133V134H200ZM27 135V137L26 138H24L26 135ZM70 135V137L72 138V140H71V138L69 137V135ZM253 134H255L254 136H252ZM258 134V135H257ZM108 135H110L111 137H109ZM129 135V136H128ZM134 135V136H133ZM144 135V137L143 138H141V136H143ZM151 136L150 138H151V143H150V145L149 144H146L145 143V141L147 140V143H149L150 142V138H146L145 136ZM177 137L176 139H179L180 141H178V142H181L180 144H182V146L184 145V144H186V146H183V147H185V148H183L182 149V146L180 147V145H179V143H178V145H179V147L180 148H178V147H176V146H178V145H176L177 143H175L177 140L175 139V136ZM198 135V136H197ZM245 135V136H244ZM16 136H18V137H16ZM31 136V135H30ZM72 136H74V137H72ZM109 137V139L111 138L112 140H106L108 137ZM132 136V137H131ZM147 136V137H148ZM156 136V135H155ZM155 136H153V137H155ZM21 137H22V140H23V138L24 139H27L26 141V143H24L23 141H21ZM65 137H67V138H65ZM86 137V136H85ZM85 137L83 136V137H81L82 139L81 140H83V139H85ZM135 137V139L136 140H134L133 138ZM137 137H140L141 138V142L139 141V144L140 145H138L139 147H137V144L136 143H138V139H137ZM180 137V138H179ZM186 137V138H185ZM17 138V139H16ZM18 138H20L19 140L21 141V142H23V144H25L24 146L26 147H24L23 145H22V143L20 142V141H18ZM70 138V139H69ZM123 138V139H122ZM128 139V141H130V142H127L126 143V140ZM145 138V139H144ZM176 140H174V139ZM190 138V139H189ZM246 138H248V140H250V142L247 140L246 141ZM34 139H36V140H34ZM99 139V140H100ZM119 139H122V140H120L119 141ZM143 139V140H142ZM164 141H163V140ZM189 139V140H188ZM196 140V142L197 143H195L194 144V142L195 141H193V142H191V143H189L190 142V140ZM197 139H198V141H197ZM33 142H32V141ZM75 140H77V137H75V139H74V141ZM105 140H106V142H105ZM20 143V145H22V146H20L19 145V143ZM34 141H35V144L34 145H37V147H38V149H37V147L36 146H33V143H34ZM70 141V142H69ZM108 141H112V144L114 143V145H112L110 142H108ZM114 141V142H113ZM117 141H119L120 143H122V144H119L118 145V143H117ZM121 141H123V142H121ZM134 141H136V143L135 144H133V142ZM142 141H143V143H142ZM166 141V142H165ZM202 141H203V143H202ZM242 143H241V142ZM246 141V146L245 145H243L242 147L240 146L241 144H243L244 142ZM251 141H253V142H251ZM261 141V142H260ZM40 142V141H39ZM81 142V141H80ZM157 142V143H156ZM160 142H162V143H160ZM167 142H170V143H175L174 144V147H172V144H169V145H171V146H168L169 148H166V146H167ZM198 142H200V143H202V144H200L199 145V143ZM239 142V144H237ZM18 143V144H17ZM32 143V145H30V146H33V147H36V148H33V147H30L29 146V144H31ZM71 143L73 144V148H76L75 146L77 145V148L75 149V151H73V148H71V150H70V148H69V145H71ZM115 143H117V146L119 147V149H117L118 147L116 146V144ZM130 143H132V145L130 144ZM144 143L146 144V146L144 145ZM158 143H160V144H162V146L160 147L159 145V147H157L156 145L158 144ZM166 143V144H165ZM259 144L257 147H256V144ZM13 144H14V146H13ZM26 144H28L27 146H26ZM123 144H126L125 146L123 145ZM128 144V145H127ZM130 144V145H129ZM151 144L153 145V144H155V145H153V146H151ZM199 145V147H198V145ZM245 144V143H244ZM252 144V145H253ZM261 144V145H260ZM43 145H45V146H43ZM61 145V146H62ZM64 145H67L68 146V148H65L66 146H64ZM121 145V146H120ZM147 145H149V146H147ZM163 145H165V147H163ZM188 145V146H187ZM197 145V146H196ZM240 147V148H242V149H238L237 147ZM28 146L30 147V149L32 148V150H30L29 148H28ZM131 148H130V147ZM132 146H134L133 148H132ZM157 148H156V147ZM3 147V148H2ZM41 147H43V148H40ZM49 147V149H47V148ZM56 147H58V148H56ZM70 147H72V146H70ZM146 147H147V149H146ZM149 147V148H148ZM150 147H152V150L154 149V152L151 150V148ZM175 147H176V149H175ZM253 147L251 148V147H249L252 151H253ZM52 148V149H51ZM115 148V149H114ZM139 148V149H138ZM156 148V149H155ZM171 148V149H170ZM172 148H173V151H174V153H173V151H171L172 150ZM196 148V150H194ZM198 148V149H197ZM201 148H203V149H201ZM236 148H237V150H236ZM264 149V147L262 146L261 147V150H263ZM6 149H7V151H6ZM27 149V150H26ZM40 149V150H39ZM45 149V150H44ZM131 149V150H130ZM165 149H166V151H165ZM178 149H180L179 151H178ZM201 149V150H200ZM24 150V151H23ZM34 150V151H33ZM39 150V152L41 153L42 152V150H43V153H39V152H37ZM136 150L138 151V153L136 152ZM150 150V151H149ZM184 150V151H183ZM198 150V151H197ZM200 150V151H199ZM202 150H204V151H202ZM259 150V149H258ZM5 151V152H4ZM33 153H32V152ZM157 151L159 152V154H161V156H163V157H165V161H161V160H163L164 158H162L160 155V157L158 156V153H157ZM163 151H164V155H163ZM168 151H171V153L170 152H168ZM252 151H251V153H252ZM264 151V150H263ZM26 152V153H25ZM31 154H30V153ZM34 152H35V154H34ZM37 152V153H36ZM79 152V151H78ZM134 152H136V153H134ZM156 152V153H155ZM167 152V153H166ZM192 152V153H193ZM202 152V153H201ZM203 152H205V153H203ZM243 152V154H241ZM253 152H255V153H253V154H255V156H258V151L256 150V151H253ZM68 153H71V154H73V155H71V154H69V155H71V156H67L68 155ZM75 153H77L76 154V156H77V158H76V156H75ZM134 153V154H133ZM152 153L155 155H153L154 156V160H153V162L151 161L152 159H153V157H152ZM171 154V155H169V154ZM200 154V158H198L199 156H197L198 154ZM210 153V154H209ZM239 153V154H238ZM29 154V155H28ZM47 154V155H46ZM151 154V155H150ZM173 154V155H172ZM203 154H204V156H203ZM217 154V155H216ZM36 157H35V156ZM137 155V156H136ZM168 155V156H167ZM210 155V156H209ZM216 155V156H215ZM231 155H232V157H231ZM241 155V156H240ZM43 156V157H42ZM133 156V157H132ZM147 156H150L149 158H151V159H149L148 158V160H145V158ZM175 156H178V153L177 154H175ZM202 156H203V161H202ZM238 156H240V157H238ZM66 157H68V159L66 158ZM158 158L157 160H156V158ZM167 157V158H166ZM32 158V159H31ZM43 158V159H42ZM56 158V159H55ZM64 158V159H63ZM66 158V159H65ZM71 158V159H70ZM160 158V159H159ZM172 158V159H171ZM38 159V160H37ZM42 159V160H41ZM46 159H48V162H47V160ZM57 159H58V161H57ZM63 159V160H62ZM73 159V160H72ZM141 159H143V160H145V162H147V161H151V162H149L150 164L152 163V165H156V164H158V165H160V168L157 166H155L156 167V169H155V167L153 168V166H152V168H151V165L149 166L148 165V162L147 163H145L143 160H141ZM147 159V158H146ZM167 159H169V160H173L172 162H171V164H170V161L168 160V163H166V164H164V165H161V162H162V164L164 163V162H166V160ZM199 159V161H200V159H201V161H200V163L197 161ZM33 160V161H32ZM37 162H36V161ZM56 160V161H55ZM61 160V161H60ZM69 162V161H73V162H75L74 164H76L75 166H73V164H70V163H72V161L71 162H69L68 164L69 165H72L73 167H71V169H72V171H69L67 168H69V167H65V166H67L68 164H66V162L67 161ZM139 160L140 161H143L146 165H145V167H143L144 165H142V164H144V163H139ZM174 160H175V162H174ZM38 161H39V163H38ZM42 161H44L45 163L43 164V162ZM51 161V162H50ZM53 161H55V163L53 162ZM64 161H66L64 164H65V166L63 165V163L62 162H64ZM218 163L220 162V161H218V160H216ZM32 162V163H31ZM52 162H53V164H52ZM58 162H60V163H58ZM134 162L136 163V162H138L139 164H141L140 165V167H138L139 165H136V164H134ZM4 163V164H3ZM16 163H18L17 164V166H16ZM20 163V164H19ZM37 164V166H36V164ZM47 163H49L48 165H47ZM218 163H216L215 165H214V169H215V167H218V168H220L221 166V163L220 164H218ZM35 164V165H34ZM57 166H56V165ZM61 164H62V166H61ZM167 164H169V165H167ZM217 164H218V166H217ZM18 165H21V167H23L24 169H25V171H26V174L24 175V176H22V175H20V173L19 172H17V171H19L20 169H19V167L20 166H18ZM23 165V166H22ZM47 165V166H46ZM54 165V166H53ZM68 165V166H69ZM131 167H130V166ZM177 165V167H175ZM36 166V167H35ZM59 166H61V167H59ZM63 166H64V169L65 170H67L68 172L67 173H69V172H74L73 171V169L74 170H76V173H78V175L75 177V176H69V175H76V173L74 172V173H69V177L68 176H66L67 177V179H66V177L64 178V176L65 175H67L66 174V172L64 173L63 172V174H62V172L61 171H63ZM165 166V167H164ZM180 166V165H179ZM20 167V168H21ZM76 169H75V168ZM131 169H130V168ZM163 167L165 168V170H167L169 167H173V169L171 170V168L170 169H168L167 170V172L169 173H166V172H161V171H165L164 169H163ZM167 167V168H166ZM13 168H15V170H13ZM18 168V170H16ZM60 168V169H59ZM138 170V171H136V169ZM139 168V169H138ZM146 169V170H144V169ZM200 167H198L197 166V174H200V169H199ZM52 169V170H51ZM56 169V170H55ZM128 169H130V170H128ZM148 169H152L151 170V172L148 170ZM155 169V170H154ZM159 170V172H158V170ZM180 169V170H179ZM217 169V168H216ZM52 172H51V171ZM57 170H58V172H57ZM61 170V171H60ZM139 170H141V171H139ZM161 170V171H160ZM174 170V171H173ZM221 169H219V171H220ZM8 171V172H7ZM13 171V172H12ZM16 171V172H15ZM28 171V172H27ZM55 171V173H53ZM116 171V172H115ZM119 173H118V172ZM142 171H144V173H141ZM172 171V172H171ZM175 171H177V173L178 174H176V172ZM215 171V170H214ZM218 171V170H217ZM216 171V172H217ZM60 172V174H58ZM80 172V173H79ZM149 172V174L151 173V175L149 176V174H147ZM14 173H15V175H14ZM29 173V174H28ZM50 173V174H49ZM115 173V174H114ZM129 175H128V174ZM12 174H13V176H12ZM65 174V175H64ZM86 174V175H85ZM89 174H92L91 175V177L89 176ZM134 174H136V173H134ZM147 176H146V175ZM166 174H168L167 175V177L166 178H164V180L163 179H161V177H165L166 176ZM17 175H20L19 177H21L22 176V178H18V176ZM30 177H29V176ZM49 175H51L50 176V178L47 180V176L49 177ZM82 175V176H81ZM118 175V176H117ZM134 177H132V176ZM157 175V177H154V176H156ZM177 175V176H176ZM54 176V177H53ZM79 176V178L77 179V177ZM127 176V178H125ZM131 176V179L129 178V177ZM25 177H27V179H25ZM86 177V178H85ZM117 177V178H116ZM144 177V178H143ZM147 177H150L149 179H147ZM160 177V178H159ZM173 177V178H172ZM178 177V178H177ZM256 177H258L257 175L256 176H254V178H256ZM69 178H71V179H69ZM89 178V179H88ZM146 178V179H145ZM151 178H154L155 180L156 179H161V181H159V182H161V183H159L158 182V180H156V182L154 181L153 182V180H151ZM168 178V179H167ZM176 179V180H173V181H175L174 183H176V185L177 184H179V183H183L181 186H180V184H179V188H177V186L174 184V183H172L173 181H166V180H170V179ZM181 178V179H180ZM21 179V180H20ZM24 179V180H23ZM64 179V180H63ZM66 179V180H65ZM68 179L70 180V182L68 181ZM76 179V180H75ZM135 179V180H134ZM144 179L146 180V181H144ZM171 179V180H172ZM178 179H180L179 181H178ZM257 179V178H256ZM61 180H63L64 181V183H65V185H66V183H67V181L69 182V183H67V185L66 186H68V187H64V183H62V181ZM85 180H86V182H85ZM88 180L89 181H91V182H88ZM133 180V181H132ZM148 180H150L149 181V183H148ZM187 180V181H186ZM11 181L14 183H11ZM44 181V182H43ZM117 181H118V184H117ZM123 181V182H122ZM144 181V182H143ZM163 181H164V183H163ZM187 183H186V182ZM10 182V183H9ZM18 182H19V186H17L16 185V183L18 184ZM23 182V183H22ZM30 182H31V184L33 183V184H36V182H37V184L38 183H43V184H40V187H39V184H38V188H40V189H38L36 186L37 185H34V187H33V184H32V186H31V184H30ZM49 182L51 183L50 184V186H47V185H49ZM60 182V184H58ZM73 182V183H72ZM140 182H141V184H140ZM150 182H153V183H157V184H161V185H155V184H151ZM169 184H171V185H168L167 183ZM178 182V183H177ZM27 183H29L30 184V187H29V185H27ZM45 183V184H44ZM56 183V184H55ZM104 183V184H103ZM122 183H124V184H122ZM131 183V184H130ZM142 183L143 184H145V183H148V184H150V185H148V184H146V185H142ZM185 183H186V185L188 186V188H187V186L186 187H184L185 186ZM57 184H58V186H57ZM69 184H71V185H69ZM73 184H74V186H73ZM75 184H76V186H75ZM108 184V185H107ZM112 185V187H111V185ZM117 184V185H116ZM136 184V185H135ZM141 185L143 188H141L140 189V186H138V185ZM14 185V186H13ZM27 185V186H26ZM43 185V186H42ZM51 185H54V187L53 186H51ZM61 185V186H60ZM63 185V186H62ZM109 185H110V187H109ZM122 185H125L124 187H122ZM153 185H155L154 187H153ZM175 185V186H174ZM7 186V187H6ZM9 186V187H8ZM23 187V188H20L19 189V187ZM25 186V187H24ZM42 186V187H41ZM59 186H60V188L61 189H58L59 188ZM73 186L74 188H72V189H75V187H76V191L75 190H70L71 189V187ZM108 186V188H106V189H108V191L106 190V189H104V187H107ZM130 186H135V187H130ZM137 186V187H136ZM147 186H149V187H147ZM158 186H159V188H158ZM165 186H166V188H165ZM6 187V188H5ZM12 187V188H11ZM45 187V188H44ZM47 187H49V188H47ZM52 187H53V189H52ZM87 187H89V190L90 191H92L93 192V190L92 189H94V191L96 190V192L97 191H99V194H98V196H97V194H96V192H95V194L93 193V194H91L90 193V191H89V193H88V191H86V190H88V189H86ZM126 187V188H125ZM160 187L162 188V189H160ZM174 187V188H173ZM194 186H192V187H190L191 189L190 190H193V189H195V187L193 188ZM234 187V186H233ZM233 187H230L229 188V192H227L229 195H231L230 196V199H229V202H228V204H227V206H228V208L230 209V211H231V209L233 208V210H234V206H235V209H236V207H237V209L233 212L232 211V214L233 213H235V214H233V215H236L235 217L237 218V224L234 226V228L231 230V232H230V235H231V241L233 242H226L225 244H227V245H223V247H220L219 248V252H220V262L222 263V264H246V263H248V264H250L249 262L251 261L250 259H252L253 258V255L252 254H255V253H258L259 251H261V253H260V257H261V264H264V261H262L263 260V258H264V255H263V253H264V250L262 249V248H264V237H263V235H261V231H264L263 229H264V210H255L256 208H254L255 207V203H257V201H255V200H257L258 198L259 199H261L262 198V200H261V203L262 202H264V197H258V196H256V194L254 193V192H251L250 193V191H248V190H246V188H244V187H239V188H237V187H235L234 189H233ZM9 188V189H8ZM15 188H17V190L15 189ZM25 188V189H24ZM26 188H28L27 190H26ZM33 188V189H32ZM34 188H37V189H34ZM54 188H56V189H58L57 191L58 192H60L59 193V195L61 194V196H59L56 192L54 193V190H56V189H54ZM86 190H85V189ZM97 188H99V190L97 189ZM111 188V189H110ZM113 188V189H112ZM117 188L118 189H121V190H124V192L123 193H125L126 192V194H123L122 192H120L119 194H118V192L119 191H121V190H117ZM147 188H149V189H147ZM240 188H243V192L245 191V193H247L246 191H248L249 193H247L245 196L246 197H243V195H241L242 194V192H241V194H240V191L242 190H240ZM8 189V190H7ZM13 189L14 190H16V191H14V193L15 194H11L10 192H12L13 193ZM82 189H84V191H85V193H81V190ZM132 189H133V191H132ZM142 189H144V191L142 190ZM158 190V192H156L157 190ZM164 189H166V190H164ZM188 189V190H187ZM6 190V191H5ZM25 190V191H24ZM49 190H51L53 193H51V191H49ZM68 191V192H65V191ZM79 190V191H78ZM100 190H102L103 192H104V195L107 193L108 195V197L106 196L105 198H108V201H107V206H108V208H106L105 206H102V204L99 202L100 201V198L99 197H104V195H102L103 193H102V191H100ZM117 190V191H116ZM162 190H163V194H162V196H161V193H162ZM233 190V191H232ZM239 190V191H238ZM2 191H4V193L6 192V194H8V195H5ZM23 191V192H22ZM27 191V192H26ZM44 191H46L47 193H51V195H48L46 192H44ZM78 191V192H77ZM83 191V190H82ZM107 191V192H106ZM129 193H128V192ZM142 191V192H141ZM18 192H20V193H18ZM33 192V193H32ZM101 192V193H100ZM106 192V193H105ZM150 192V193H149ZM154 192V193H153ZM159 192H161V193H159ZM176 192H178V193H176ZM16 193H18V194H16ZM21 193H23V194H21ZM26 193H27V195H26ZM122 193V194H121ZM127 193H128V195H127ZM141 193L143 194V193H145V194H143V196L141 195ZM168 193L169 194H173L174 196H175V201H177V200H179L178 198H177V194H178V197H180L181 195H182V197H183V199H180V201L178 202V203H176L175 205H177V204H183L182 202H184V204L182 205L183 207H181V208H178V206L180 207V205H178V206H173V205H171V202H172V204H174L175 203V201H174V199H171V198H173V196H172V194L171 195H169L168 196ZM181 193V194H180ZM183 193V194H182ZM253 193V194H252ZM31 194H33V195H31ZM52 194H53V196H52ZM85 194V195H84ZM100 194H101V196H100ZM121 194V195H120ZM129 194H131V196L129 195ZM132 194H135V195H132ZM139 194V195H138ZM148 194H149V198H148ZM180 194V195H179ZM253 196H252V195ZM254 194H255V196H254ZM3 195H4V197H3ZM13 195H15V196H17V195H19L18 197H12ZM58 195V196H57ZM123 195V196H122ZM130 196V197H128L129 198V200L130 201H128V199L125 197L124 198V200L122 199H118L117 200V198H122V197H124V196ZM137 195V196H136ZM142 197H141V196ZM147 195V196H146ZM241 195V196H240ZM251 195V196H250ZM264 194H262V196H263ZM43 196V197H42ZM57 196V197H56ZM110 196H111V198H110ZM118 196V197H117ZM121 196V197H120ZM136 196V197H135ZM160 196V197H159ZM163 196H166V197H163ZM172 196V197H171ZM233 196V197H232ZM250 196V198H247V197H249ZM8 197V198H7ZM12 197V198H11ZM21 197V198H20ZM39 197H40V199H39ZM82 197V199H85V200H87V201H85V200H80V198ZM157 197V200L160 198V200L162 199V200H164V198H165V200H167L169 197V203L170 204H168V202H166V203H164V204H162V202H160L159 200V202L155 199V198ZM168 197V198H167ZM245 198V199H243V198ZM255 197V198H254ZM10 198V199H9ZM28 198V199H27ZM68 198V199H67ZM69 198H72L70 201H72V202H70L69 201ZM113 198V199H112ZM114 198H115V200L116 201H114ZM133 198H139V199H133ZM146 198L148 199L147 201H149V200H151V199H153V201H154V199H155V201L154 202H151V203H153V204H150V201H149V203L146 201ZM252 198V199H251ZM257 198V199H256ZM13 199H16V200H13ZM21 199V200H20ZM37 199H38V201L40 200V203H39V205L37 204V203H35V202H38L37 201ZM78 199V200H77ZM90 199V200H89ZM125 199H127V201L125 200ZM135 200V201H133V200ZM177 199V200H176ZM247 199L250 201V202H252V200L254 201V202H252V203H249V201L247 202ZM258 199V200H259ZM8 200V201H7ZM20 200V201H19ZM25 200V201H24ZM63 200V201H62ZM65 200V201H64ZM74 200V201H73ZM76 200V201H75ZM80 200V201H79ZM120 200V201H119ZM145 201V202H147V203H145V202H143V201ZM170 200H172V201H170ZM243 200V201H242ZM11 201V202H10ZM17 201H19L20 203H17ZM31 201V202H30ZM33 201V202H32ZM35 201V202H34ZM66 201L68 202H70V204H68V203H66ZM119 201V202H118ZM126 201V202H125ZM132 201V202H131ZM140 201V202H139ZM158 203H157V202ZM236 201H238L239 203L237 204V202ZM241 201H242V203H244L243 205L245 206H242L241 205ZM8 202V203H7ZM25 202V203H24ZM43 202V203H42ZM56 202V205L54 204ZM63 202V203H62ZM92 202H93V204H92ZM125 202V203H124ZM134 202V203H133ZM138 202V203H137ZM142 202L144 203V204H142ZM7 203V205H5ZM13 203V204H12ZM17 203V204H16ZM21 203H22V205H21ZM24 203V204H23ZM42 203V204H41ZM44 203H47V204H45L44 205ZM51 203H53L54 205H55V207H53L52 206V204ZM59 204V207L60 208H58V204ZM60 203H62V204H64V203H66V204H64V206H65V208L67 209V211L65 212L64 210H65V208H62V204H60ZM72 203V204H71ZM97 203H99V204H97ZM133 203V204H132ZM248 205H247V204ZM2 204V205H1ZM18 205V207H20V208H18L17 206H14V205ZM118 204V205H117ZM123 204H125V205H129V207H130V205H131V207H130V209H132V207H133V209L132 210H128L127 208H129L128 207V205L127 206H123ZM138 204H140V205H138ZM150 204V205H152V206H149V209H151V210H145L147 207H148V205ZM159 204L160 205V207L159 206H157V205ZM185 204H186V207H185ZM240 204V205H239ZM10 205H11V207H10ZM43 205V206H42ZM49 205H51V207L49 206ZM67 205V206H66ZM98 205H99V207H98ZM114 205H116V206H114ZM120 205H122L123 206V208H122V206H120ZM144 205H146V206H144ZM167 205V206H166ZM229 205H231L230 207H229ZM7 206V209L6 208H3V207H6ZM23 206L27 209H25V208H23ZM45 206H47V207H45ZM63 206V207H64ZM73 206V208H72V210L73 209H75L74 211H72V212H78V213H80L78 210H80V209H82V211L84 212V213H80V215L81 214H83V215H81V216H78V218H77V216H75V218L76 219H74V216L73 215H71V214H73L72 212H70V210H69V208L71 209V207ZM137 206V207H136ZM139 206V207H138ZM142 206H144L143 208H142ZM168 206H171V207H169V208H171L172 209V206H173V211L172 210H170V212L172 211V213H173V215H174V213H176L175 215H176V217H178L177 219L178 220H180L181 218H183L184 220H182V222H180V223H178V224H180V225H178L176 222H178V221H176V217H175V215L174 216H170L171 214H169V208H168ZM10 207V208H9ZM14 207H15V209H14ZM30 207V208H29ZM36 207V208H35ZM53 207V208H52ZM97 207V208H96ZM125 207H127L126 209H125ZM159 209H158V208ZM168 208V210H167V208ZM188 207V208H187ZM241 207V208H240ZM14 210V211H12V209ZM16 208H18L19 209V211L20 210H24L23 212L22 211H18V209H16ZM45 208V209H44ZM50 208H52V210L50 209ZM98 208H100L101 209V211H99V209ZM113 209V208H119V209H121L120 210V212L122 213V215H124L125 217H126V223H125V227H124V230H115V232H112V236L110 235L111 234V232H110V234L109 233H106L107 232V230H106V228L104 227L105 226V219H106V216L105 215H103V214H105V212L108 210V209ZM141 208V209H140ZM145 208V209H144ZM157 208V209H156ZM165 210H164V209ZM174 208H176V209H174ZM240 209V211H239V209ZM4 209V210H3ZM59 209H63V210H60L59 211ZM96 209V210H95ZM135 209V210H134ZM154 211H153V210ZM178 209H182V210H184V211H182V210H180V211H182V212H185L186 210L185 209H187V211H188V213H189V211H190V214H186L187 212H185L183 215H181L180 214V211L178 210ZM241 209H243L242 211H241ZM5 210H8V212L9 211H11V213H12V215L13 216H10L11 215V213L9 212V213H7ZM37 211V213H36V211ZM39 210V211H38ZM69 210V211H68ZM98 210V211H97ZM102 210H103V212H102ZM157 210V211H156ZM175 210H178L179 212H177V211H175ZM4 211H5V213H4ZM16 211V212H15ZM26 211H27V213H26ZM34 211V212H33ZM45 212V214L44 213H42V212ZM48 211V212H47ZM81 211V210H80ZM81 211V212H82ZM95 211H97L96 213L98 214H96V213H94ZM129 212L128 214L126 213V215H125V212ZM132 211V212H131ZM147 211V212H146ZM175 211V212H174ZM197 213H196V212ZM30 214H29V213ZM34 213V215H37V216H39L40 218L38 219L37 218V216L35 217L34 215H33V213ZM63 212V213H62ZM67 212H69V213H67ZM88 212V213H87ZM132 214H131V213ZM133 212H134V215H133ZM159 213V212H163L161 215H159L158 214V216L161 218V217H164V215H166L164 218L166 219L167 218V221L165 220H163L164 218H161V223H163V224H160V222L158 221V219H160L159 217H157V216H155L156 218H153V219H156L155 220V226H152V225H150V223L148 224V222H146L147 223V225H146V223H144L145 221H146V219H145V221H143L142 219H144V218H146L147 217V219H148V217H150V216H152V217H154L153 215H156V213ZM164 212H165V214H164ZM181 212V213H182ZM191 212H195L196 213V215H197V217L198 218H196V215H192L191 214ZM244 212V213H243ZM13 213H16L17 215H14ZM20 213V214H19ZM38 213H40L39 215H38ZM46 213H47V215L49 216H47L46 215ZM59 213V217L60 218H64V223L62 224V225H60V224H58V222L57 221H59V218L58 217H56V216H54V215H57ZM137 213V214H136ZM145 213V214H144ZM151 213H153V214H151ZM167 213L169 214L168 216H167ZM178 213V214H177ZM7 215V216H5V215ZM27 214H29L28 215V217L31 215V217H30V219L27 217ZM43 214V215H42ZM53 214V215H52ZM88 215V217L86 216V215ZM93 214V215H92ZM144 214V215H143ZM151 214V215H150ZM181 215V217H180V215ZM238 214V215H237ZM20 215V216H19ZM40 215H42V216H40ZM46 215V216H45ZM52 215V216H51ZM86 217H85V216ZM130 215V216H129ZM136 215H137V217H136ZM142 215V216H141ZM186 215V216H185ZM199 215V216H198ZM243 215V216H242ZM32 216H34V217H32ZM44 216V217H43ZM85 218H84V217ZM133 216H135V217H133ZM141 216V217H140ZM187 216H189V217H187ZM192 218H194L195 217V220L194 219H192ZM22 217V218H21ZM46 217V218H45ZM53 217H55V218H53ZM73 217V218H72ZM80 217V218H79ZM89 217H90V220H89ZM128 217L130 218V219H128ZM152 217H151V219H152ZM169 217V218H168ZM173 217H174V219H173ZM185 217V218H184ZM260 218V220H259V218ZM24 218V219H23ZM31 218H32V222H30L31 221ZM33 218H34V220H33ZM37 218V219H36ZM45 218V219H44ZM49 218H53V219H49ZM57 218V219H56ZM131 218H133V219H131ZM158 218V219H157ZM172 218V219H171ZM180 218V219H179ZM190 218V219H189ZM22 219H23V221H22ZM43 219V220H42ZM48 219V220H47ZM54 219H56L57 221H52V220H54ZM73 219H74V222H73ZM79 219V220H78ZM168 219H170V220H175L173 223L174 224H172V222L171 221H169ZM199 219V220H198ZM241 219H243V220H241ZM258 219V220H257ZM20 220H21V222H20ZM45 220V221H44ZM142 220V221H141ZM180 220V221H181ZM185 220H187V222L185 221ZM189 220H191V221H189ZM196 220H197V222H196ZM25 221V222H24ZM33 221L36 223H34L35 225H34V227L36 228V226L37 225H39V226H37L38 228H43L42 229V231H41V229L39 230V229H34V227H32V226H30V224L31 225H33ZM37 221V222H36ZM47 221V222H46ZM52 221V222H51ZM157 221V222H156ZM184 221V222H183ZM188 221L190 222V223H188ZM256 221V222H255ZM260 222L261 224H256V223H258V222ZM14 222V223H13ZM23 222V223H22ZM38 222H41V223H39V224H37ZM53 222L56 224V225H53V226H51L52 224H53ZM77 222V223H76ZM100 222H103L104 223V225L101 223V226L100 227H104V228H101L100 229V227H99V225L100 224H98V226L96 227H94V225H97L96 223H100ZM137 222L140 224V222H141V224L139 225V224H137ZM144 223V225H143V223ZM164 222H167V224H169V225H167L166 223H164ZM169 222V223H168ZM186 222V223H185ZM13 224L11 227H8V226H10V224ZM42 223H44V224H46V225H44V224H42ZM49 223H51L50 225H49ZM79 223H80V225L81 226H83V228L79 225ZM86 223L87 224H89V225H86ZM93 224V225H91V228H90V224ZM135 225H134V224ZM185 223V224H184ZM192 223V224H191ZM195 223H198L197 225L198 226H194L195 225ZM15 224V225H14ZM19 224H20V226H19ZM23 224V225H22ZM40 224H42V226L40 225ZM86 225V226H84V225ZM132 224V225H131ZM138 226H137V225ZM158 224V225H157ZM176 224H177V226H176ZM184 224V225H183ZM193 225L194 227H192V229L194 228V231L196 232H194V234H193V232H191L190 231V229H188V231H190V232H187V229L186 228H189V227H185V229L183 228L182 230H181V228L182 227H184V226H187V225ZM200 224L202 225L201 227H199L200 226ZM240 224V225H239ZM7 225V226H6ZM60 225V226H59ZM76 225H78V226H76ZM130 225H131V227H130ZM142 225V228L141 227H139V226H141ZM150 227H149V226ZM172 225H174V229L172 228L173 226ZM182 225V226H181ZM189 225V226H190ZM259 225V226H258ZM16 226V227H15ZM46 226V227H45ZM51 228H50V227ZM59 227V228H57V229H55L56 227ZM137 226V227H136ZM165 226H168V228H170L169 230H168V228L166 227L165 229H164V227ZM190 226V227H191ZM255 226H258V227H260V228H258V227H255ZM8 227V228H7ZM13 227L15 228V229H13ZM30 228V230H32L31 229V227L35 230V231H37V232H35L34 230H32L33 232L31 233V231H29V229L28 228ZM55 227V228H54ZM63 227V228H62ZM64 227H68V230L70 231V230H74L75 231V233H76V235L78 236V237H80L79 239H81V237H82V235H83V239H85V240H82L85 244V246H84V252H82V254L84 255V256H82V254H80V253H76V251L74 252V250H73V247L71 246V245H69L68 243H67V241H65V240H63L62 238H60L59 237V235H57V234H59L58 232H61L63 229H64ZM127 227V228H126ZM134 227H136V229L134 228ZM149 227V228H148ZM153 227V228H152ZM154 227H156V228H154ZM176 227H178V228H176ZM181 227V228H180ZM199 227V228H198ZM250 227V228H249ZM7 228V229H6ZM44 228L46 229V230H44ZM50 228V229H49ZM70 228V229H69ZM77 228H79V229H77ZM130 230H129V229ZM152 228V229H151ZM171 228L173 229V231H175V230H177V231H175V233L171 230ZM179 228H180V230H179ZM202 228H204L203 230H202ZM249 228V229H248ZM262 228V229H261ZM3 229V230H2ZM5 229V230H4ZM17 229H18V231H17ZM59 229V230H58ZM62 229V230H61ZM76 229V230H75ZM103 229V230H102ZM133 231H132V230ZM155 230V232H154V235H152V236H154L155 237V242L154 241H152L153 243L151 244V242L150 243H148L149 244V247L150 248H147V244H145V245H143V244H139V242H138V240L137 239H139V236L136 234V232L134 233V231H136V230H142V232H143V230H144V232H148V233H153V231H151V230ZM197 231H196V230ZM248 229V230H247ZM20 230H23L22 232H23V235H20V234H18L17 232H19L20 233ZM47 230H51V231H53V232H51V231H47ZM56 230V231H55ZM57 230H58V232H57ZM158 230V231H157ZM183 230H185V232L186 233H184V231ZM200 230V231H199ZM26 231V232H25ZM46 232L47 231V233H40V232ZM72 231H70V232H72ZM73 231V232H74ZM157 231V232H156ZM182 231V232H181ZM201 231H203V233L201 232ZM12 232V233H13ZM28 232V233H27ZM29 232H30V234H33V235H30L29 234ZM39 232V233H38ZM51 232V233H50ZM56 232V233H55ZM143 232V233H144ZM169 232H171V233H169ZM197 232H200V235H198L199 233H197ZM255 232V233H254ZM37 233V234H36ZM54 233V234H53ZM131 233H133V235L132 236H130V234ZM138 233V232H137ZM183 233V234H182ZM260 233V234H259ZM89 234V235H88ZM107 234H109V238H107L106 236H107ZM136 234V236H138V237H134V235ZM167 234H169V235H171L172 234V236H171V239L167 236ZM176 234L178 235L179 234V236H181L180 237V239L178 240V238H176V237H179V236H176ZM191 235L190 237H192L193 236V238H195V239H192V238H188V235ZM256 234H258V235H261V236H257ZM20 235V236H19ZM85 235H86V237H85ZM173 235H175V236H173ZM242 235V236H241ZM256 235V237H257V239L254 237ZM30 236V237H29ZM54 236V237H53ZM102 237V236H104V237H102V239H104V240H101V238L100 237ZM120 236H121V238H120ZM130 236V237H129ZM167 236V237H166ZM187 237V238H184V237ZM195 236V237H194ZM255 238V240L256 241H258V240H260L261 238H262V241H258V242H256L254 239H253V237ZM16 237H18V239L20 238L21 240H24L23 242L21 241V240H19L20 242H22V245L19 243H13V242H17L18 240H17V238ZM46 237H48L47 239H46ZM57 237H59L61 240H59V238L55 241V238H57ZM105 237H106V239H105ZM112 237V238H111ZM114 237H116V238H114ZM117 237H118V239H117ZM172 237L174 238L175 237V241H178V242H176V243H178V245L175 243V242H173V240H172ZM196 237L198 238V241H196L197 239H196ZM243 238L244 237V239H245V241L247 240V242H245V241H243V240H241V242L239 241L240 240V238ZM245 237H247V238H245ZM248 237H249V239H248ZM44 238H45V241H49L50 242V239L51 238H54V239H51V240H54V245L52 246V247H50L48 250H43L41 247H38L39 245H37V247H36V245L34 244L35 243V241H37V240H40V241H43L44 240ZM137 238V239H136ZM173 242V243H171L170 242V240ZM184 238V240H182ZM239 238V239H238ZM259 238V239H258ZM43 239V240H42ZM119 239H121V240H119ZM127 239H129L128 241H125V240ZM188 239V240H187ZM192 239V240H191ZM234 239H235V241H234ZM14 240V241H13ZM108 240H111V241H113V243L115 242V241H117V242H119V241H121L120 242V244H123V240L125 241L124 242V244L126 245V242H129V244L127 243V246H125V245H123V246H125L124 248H123V246H122V248L125 250H123V249H121L120 251H117V252H115L116 250H114V249H111L112 248V246L111 245H113V243L112 244H109V241ZM183 242H182V241ZM189 240H191V241H189ZM31 241H33L34 243H31ZM58 241H59V245H57V248H56V244L58 243ZM61 241V242H60ZM63 241H65L66 243L65 244H67V247H72V248H70V249H66V246L63 244L64 242ZM137 243H136V242ZM166 241V242H165ZM188 242V244H190L189 245V247L187 246L188 244H187V242ZM239 241V242H238ZM10 242H12V244H9ZM27 242V244H25ZM52 242V241H51ZM63 242V243H62ZM105 242H108L107 244L108 245H110V246H108L107 244H105ZM116 242V243H117ZM133 242V243H132ZM134 242H135V244L137 245V244H139V246H141L140 248H139V246L138 247H136V245L134 244ZM31 243V244H30ZM53 243H50V244H53ZM61 243V244H60ZM155 243H158V244H155ZM180 243V244H179ZM183 243H184V247H182L183 246ZM186 243V244H185ZM253 243H256L257 244V246H258V251L256 252H253V253H251L252 252V250H251V244H253ZM13 244H14V248H13ZM63 244V245H62ZM104 244V245H103ZM17 245V246H16ZM18 245H20L19 247H18ZM29 245H31V246H29ZM69 245V246H68ZM109 247H107V246ZM128 245H129V247H128ZM135 245V247H133V246ZM151 245V246H150ZM156 245V246H155ZM158 245V246H157ZM171 245H177L176 247H174L173 246V248L175 249L176 248V250H174L172 247H171ZM55 246V247H54ZM63 246H65V247H63ZM101 246V247H100ZM103 246H105V247H103ZM142 246H144V249H143V247ZM161 246H163L162 248H161ZM165 246H166V249H165ZM191 246V247H190ZM193 246V247H192ZM263 246V247H262ZM12 247V248H11ZM25 247V248H24ZM32 249H31V248ZM62 247H63V249H64V252L66 251L68 254H66L65 255V253H61V255H63L64 254V256H60V258H59V261L57 260V258H58V256H57V258H56V255L54 254L55 252H56V250H57V252H58V250H59V252L61 251H63V249H62ZM94 247H97V248H94ZM100 247V250L98 249ZM154 247H155V249H154ZM157 247V248H156ZM159 247V248H158ZM170 247H171V249H173L172 251L174 252V254H173V252L171 253L169 250L168 251H166L167 249H170ZM56 248V249H55ZM90 248H92L91 250H90ZM114 248V247H113ZM146 248V249H145ZM151 248H153V249H151ZM177 248H178V250H177ZM183 248H186V249H183ZM188 248V249H187ZM189 248H191L192 249V251H190L191 249H189ZM249 248H250V250H249ZM25 249V250H24ZM27 249H28V252H30L29 254L27 253L26 255V257H25V255H24V252L26 251L27 252ZM31 249V250H30ZM42 249V251H40ZM53 249H55V250H53ZM62 249V250H61ZM86 249V250H85ZM87 249H88V251H87ZM97 249V251H94V250H96ZM156 249H160V250H156ZM180 249H183V250H180ZM13 250H16L15 252L17 253H14V251ZM24 250V252H21V251H23ZM71 250V251H70ZM92 252V251H94V252H90V251ZM111 250H113V251H111ZM148 250H153L154 252H152L153 254V260H151L150 261V259H151V257H152V255H150L151 254V251H150V253H149V251ZM161 250H165L164 252L163 251H161ZM13 251V252H12ZM39 251L42 253V255H41V253H39ZM52 251H54V253H52ZM99 251V252H98ZM158 253H157V252ZM179 251V252H178ZM182 251V252H181ZM12 252V253H11ZM58 252V253H59ZM167 252H169L170 253V255H174L175 257L177 256V258L176 259H174L175 257H170V255L167 253ZM176 252H178V253H176ZM181 252V253H180ZM189 252V253H188ZM195 252V253H194ZM20 253H22L21 255H20ZM46 253H48L47 255H46ZM138 253V254H137ZM149 255V257H148V255ZM160 253V254H159ZM164 255H163V254ZM177 255H176V254ZM99 256H98V255ZM140 254H142V255H140ZM165 254H166V256H165ZM168 254V255H167ZM20 255V256H19ZM52 257H51V256ZM78 255V258H76V257H74V256H77ZM81 255V256H80ZM96 255V256H95ZM123 255V256H122ZM124 255H125V258H124ZM158 255V256H157ZM161 255V256H160ZM165 256V257H163V256ZM189 255H191V256H189ZM23 256V257H22ZM31 256H30V259H31ZM42 256H44V257H42ZM54 256V257H53ZM81 257V259H80V257ZM101 256V257H100ZM110 256V257H109ZM122 257V258H120L119 259V261H117V258L118 257ZM141 256V257H140ZM154 256H156V257H154ZM169 257V258H172V259H167L166 257ZM196 256V258L194 259V260H192L194 257ZM21 257V258H20ZM61 257H62V259H61ZM85 257V258H84ZM91 257V259H89ZM102 259L103 257H104V259L103 260H107V261H104V262H101V259ZM111 257H113V259L111 258ZM129 257H131L130 259H127V258H129ZM161 259H160V258ZM19 258H20V260H19ZM43 259V261H41V259ZM55 258V260H53V259ZM86 258H88V260H86ZM92 258H94V259H92ZM100 259V261H98V260H96V259ZM106 258V259H105ZM111 258V259H110ZM154 258H156V259H154ZM159 258V259H158ZM163 258H165V259H163ZM245 258H248V260H249V262H248V260L247 261H245ZM52 259V260H51ZM74 259H76V260H74ZM83 259H85L86 261H88L89 262V260H90V262L88 263V262H86L85 260L83 261ZM125 259L127 260V262L125 261ZM188 259H189V262H188ZM192 261H191V260ZM10 260V261H11ZM44 260H47V261H44ZM93 260V261H92ZM94 260H96L97 261V263L94 261ZM155 260V261H154ZM167 260H169V261H167ZM177 262H176V261ZM51 261V262H50ZM56 261V262H55ZM69 262V263H67V262ZM71 261V262H70ZM78 261H80V262H78ZM81 261H83V263H81ZM126 263H125V262ZM131 261V262H130ZM156 261V263L157 264H162L160 261L159 262H157ZM181 261H184L183 263L181 262ZM199 261V260H198ZM242 261V262H241ZM243 261H245V262H243ZM53 262V263H52ZM85 262V263H84ZM95 262V263H94ZM101 262V263H100ZM129 262V263H128ZM176 262V263H175ZM259 262V263H260ZM263 262V263H262ZM23 263V264H24ZM35 263H31V264H35ZM71 263V264H72ZM106 263V264H107ZM111 263H109V264H111ZM117 263H115V264H117ZM122 263V264H123ZM154 263H152V264H154ZM221 263H219V264H221ZM258 263V264H259ZM27 264H30V263H27ZM112 264H114V262L112 263Z\"/></svg>",
  "mask_w": 264,
  "mask_h": 264
},
{
  "label": "bare ground",
  "instance_id": "bare-ground-1",
  "mask_svg": "<svg viewBox=\"0 0 264 264\" xmlns=\"http://www.w3.org/2000/svg\"><path fill=\"white\" fill-rule=\"evenodd\" d=\"M17 1H20L21 2V0H17ZM26 1H29V0H26ZM32 1H36V2H40V0H32ZM32 1H29V2H32ZM57 1V0H56ZM60 2H61V0H59ZM64 1V0H63ZM63 1H62V3H63ZM70 1H72V0H70ZM75 1V0H74ZM110 1V0H109ZM115 1H117V0H114V2ZM123 1V0H122ZM125 1V0H124ZM139 1V0H138ZM141 1H144V0H141ZM157 1L158 0H145V4H149L148 6H146L145 7V9H144V4H143V6L142 7H140L141 9L140 10H142V9H144V10H147V7H152V6H150V5H153L152 3H155V6H157V7H159L160 6V4H161V6H163V7H166V6H168V5H166L165 6V3L163 4V3H160L159 5L157 4ZM166 1V0H165ZM165 1H163V2H165ZM176 1V0H175ZM193 1V0H192ZM203 1V0H202ZM200 2V0H199V3L201 4V6L202 5H204V6H210L212 3H210V0H204L203 2ZM250 1H252V0H232V4L230 5V7L231 8H229V9H231V11L229 12L228 10H227V12H225L226 10H224V7H222L221 8V5H220V7L219 8H217V6H216V4H212V6L215 8L214 9V11L217 13L218 11L220 12L221 11V13L220 14H222V13H224L225 15H226V17H228V18H226L225 17V19L226 20H229V16H228V14H230V15H232L233 16V20L236 22V21H238L237 23H239L240 25H238L237 26V24L236 23H234L235 25H233L231 22L233 21H229L231 24H232V27H231V25H230V29H231V33L233 34V33H237V35L239 36V42L241 43V44H239L240 46H237V45H235V46H231V45H229L228 47H226V48H229V47H231V49L230 50H228L227 52H228V54L224 51L225 49V47H223V48H221V49H224L223 51L225 52V56H223V55H220V53H219V48L221 47V46H225L224 44H225V42H223L224 44L223 45H221L220 43H222V40L223 39H221V42L218 44V46H219V48H218V46L216 45V50H218L216 53L214 52V54L211 56V57H207V56H204V57H207L206 59L204 58H201V62L202 63H200L199 61H200V59H198L197 61H196V63H194V66L196 67V68H193V69H196L197 71H198V74L196 75L197 76V78L195 77V81H196V79H198V84H195L196 85V87H192V88H190L189 87V89H188V91L189 92H187V93H190V91H192V89H194L193 90V92L194 93H196V95L198 96V98L203 102V105L202 106H197L198 104H194V105H196L197 106V110H196V112H195V116H194V118L191 120V121H189V124L190 125H192V123H203L204 124V127H207V129H208V135L210 136V138H209V140H208V142H204L203 143V141H202V143H203V145L205 146L204 147V150L205 149H208L209 151H205V152H203V153H205V154H208V152H210L211 151V149H213L212 151L214 152V154L217 152V154H219L218 152V150H221V152L223 153V151H224V153L221 155V156H218V159H215V162H214V158H216L217 156V154L215 155L216 157H214V156H211V157H214V158H211V157H209V159H210V162H209V160H208V164L209 165H206L205 163H206V160L205 161H203L204 159H203V156H204V154H203V156H202V163L201 164H198L195 160V158H197V157H195L194 156V158H193V154L195 155V152H193V150L192 149H190V148H187V150H186V148L185 147H183V146H186V144H184L183 146H182V144H180L181 142H178V141H180L179 139H176L177 137L175 136V139L177 140H175L174 138V140L176 141L175 143H177L176 145H178V143H179V145H180V147L182 146V149L183 148H185L183 151L184 152H182V153H179L181 150L180 149H178V151L179 152H177L178 153V156H175V154H177V153H174V151H173V148H172V150L171 151H173V153H174V155L172 156V157H180L179 156V154H181V162H180V166L178 165V168L180 167V172H178L177 173V171H175L176 172V174H178V175H180L183 179H190V181L187 183L186 181V183H187V185L188 186H190V187H192V186H196L195 187V189H193V190H190L191 188L189 187L188 188V186L186 185V183H185V186L184 187H186L187 186V188L189 189V191H185L186 190V188H183V189H185L183 192H184V197H186V199L184 198L183 199V197H182V195L180 196V197H178V194H177V198L179 199V200H177V201H175V196L172 194V196H173V198H171V199H174V201H175V203L174 204H172V202H171V205H173V206H178V205H180V204H177V205H175L176 203H178L179 201H180V199H183V201L185 200V201H187L186 203H187V205L190 207V208H197V211H199V214H200V211L202 210V212H203V217L204 218H202V215L200 214V217H199V219H202V220H199V222L200 223H202V221L205 223V225H204V223H202V225H204V228H205V238L203 239V238H201V240L200 241H198V238L196 237V241H198V242H196V244H195V242L193 243L195 246V248L196 249H194V250H196L195 252H196V254L195 255H197V258H199L197 261H193V262H197V263H201V264H219V263H221L220 262V252H219V248L220 247H223V245L226 243V242H230L232 239H231V235H230V232H231V230L234 228V226L237 224V218L235 217L236 215H233V214H235V213H233L232 214V211L234 212L236 209H237V207H236V209H235V206H234V210H233V208L231 209V211H230V209L228 208V206H227V204H228V202H229V199H230V196L231 195H229L227 192H229V188L230 187H233V189L235 188V187H237V188H239V187H244V188H246V190H248V191H250V193L251 192H254L255 194H256V196H258V197H264V195L262 196V194H264V149L263 150H261V147L263 146L264 147V144L260 147V148H258L257 146L259 145V144H256V150L258 151V156H255V154H253V153H255V152H253V151H256L255 149H254V147L253 146H255L253 143V141H255V142H257L258 140H261L262 141V139L264 138V137H258L257 138V136L255 135V134H253L252 136H256V137H254L255 139H252L251 138V133L250 134H248L249 133V131L251 130L252 131V129H253V131H255V130H257V128H258V130H259V128H260V126H259V124H260V121H263V120H261L262 118L264 119V116L263 115H261V114H263L264 113V102H263V105L261 104V105H257L258 107H260V108H262V109H259V111H261L262 110V112H260V114L258 113L259 111H253V108H255V105L254 104H252V99H251V97H250V95H248L247 97L248 98H243L242 96H238V95H236L235 94V92H234V90L232 89V85H231V79H230V70H229V67H228V65L227 64H229L230 62H229V60L233 57V58H241V59H243V60H247V59H250L252 56H254L255 54H257V55H261L262 56V53L264 52V34H262V35H260V34H258V31H257V24L256 23H253V20H251L250 18H249V16L247 15V14H245V13H243V12H241V10H240V7H238L237 8V5H239V6H246L244 3H246V2H250ZM253 1H255V0H253ZM259 1H261L262 2V0H259ZM22 2H23V0H22ZM25 2V1H24ZM54 2V1H53ZM53 2H50L51 3V7H50V9L53 7L52 6V4H53ZM59 2V4H60V6L61 7H64L63 5H61V3ZM69 2V1H68ZM73 2V1H72ZM71 2V4L73 5L74 3H72ZM78 2L80 3V1L78 0ZM83 2H86V0L84 1V0H82V5H85ZM102 2V1H101ZM107 1H104L103 3H106ZM111 2V1H110ZM113 2V1H112ZM111 2V3H112ZM120 2V1H119ZM162 2V1H161ZM186 3L185 4H188V5H190L189 3H190V1L187 3V1H185ZM198 2V1H197ZM220 2V1H219ZM258 2V1H257ZM256 2V3H257ZM15 3V2H14ZM28 3V2H27ZM33 3V2H32ZM31 3V4H32ZM44 3V2H43ZM42 3V4H43ZM50 3H49V5H50ZM55 3V2H54ZM57 3H58V1H57ZM123 3V2H122ZM129 3H132V2H129ZM134 3H137L136 1L134 2ZM142 3V2H141ZM172 3H174V2H171V9H172ZM192 3V2H191ZM194 3V2H193ZM196 3V2H195ZM206 3V4H205ZM224 3V2H223ZM226 3V2H225ZM225 3H224V5H225ZM231 3V2H230ZM230 3H228V4H230ZM253 3V2H252ZM255 3V2H254ZM253 3V4H254ZM262 3H264V1L262 2ZM21 4V3H20ZM26 4V3H25ZM31 4L29 3V5H28V8H25V9H28V10H24L23 9V11H29V13L28 14H30L31 13V11H32V14H33V12L34 11H37V12H39V13H42L44 10H46V8H48L49 7V5H42V6H39L38 5V8L36 7V8H34V7H31ZM45 4H47V1H46V3ZM59 4H56L55 3V5H59ZM66 4H70V3H66ZM70 4V5H71ZM78 4V3H77ZM77 4H75V5H77ZM117 3L115 2V4H112V5H116ZM123 4H125V3H123ZM123 4H120V7H121V5H123ZM139 4V3H138ZM169 4V6H170V3H168ZM175 4V3H174ZM173 4V5H174ZM182 4V3H181ZM184 4V5H185ZM222 4V3H221ZM228 4L226 3V6L228 7ZM246 4H248V3H246ZM250 4V3H249ZM248 4V5H249ZM253 4H251V5H249V7L250 6H253ZM258 6L257 7H261V3L260 2H258ZM75 5H73V6H75ZM80 5V4H79ZM92 5V4H91ZM94 5V6H93ZM93 7H95V4L93 3ZM112 5H110V6H112ZM137 5V4H136ZM177 5V4H176ZM175 5V6H176ZM183 4H182V6H184ZM194 5H196V4H194ZM223 5V4H222ZM223 5V6H224ZM247 5V6H248ZM16 6H17V4H16ZM26 6H27V4H26ZM30 6V7H29ZM73 6H71L72 8H74ZM78 6V5H77ZM90 6V5H89ZM92 6H90V7H92ZM97 6V5H96ZM99 6V5H98ZM110 6H108V7H110ZM114 6H112V7H114ZM129 6H131V4L129 5ZM139 6H141V5H139ZM155 6H153L154 8H155ZM161 6H160V8H161ZM236 6V7H235ZM18 7V6H17ZM23 7H24V5H23ZM22 7V8H23ZM70 7V6H69ZM68 7V8H69ZM76 7V6H75ZM90 7H88V8H90ZM111 7V8H112ZM116 7V6H115ZM118 7H119V4H118ZM127 7V5L125 4L124 5V8H123V6L121 7V9L123 8V9H125ZM135 7V6H134ZM134 7H131V8H134ZM138 6H136L135 8H137ZM185 7V6H184ZM198 7H200V5H198ZM198 7H197V11L199 12L200 10L198 9ZM262 7H264V6H262ZM31 8V9H30ZM33 8H34V11H33ZM67 8V7H66ZM65 7H64V9H66ZM70 9V10H72L73 11V9ZM85 8V7H84ZM86 9V11H88L89 9ZM100 8V7H99ZM128 8V7H127ZM126 8V10H128ZM130 8V7H129ZM130 8V9H131ZM191 8V7H190ZM194 8H196V6H194ZM194 8H192V9H194ZM204 8V7H203ZM233 8V9H232ZM245 8H247V7H245ZM255 8H256V6H255ZM21 9V8H20ZM49 9V10H50ZM54 9V11H55V9H56V6L53 8ZM59 9V8H58ZM57 9V10H58ZM64 9L62 10V11H64ZM98 9V8H97ZM97 9H94L95 11L97 10ZM129 9V10H130ZM185 9H186V7H185ZM201 9V8H200ZM207 8L205 7V10H206ZM208 9H209V7H208ZM242 9V8H241ZM9 10V9H8ZM67 10H69V9H67ZM67 10H65V12L67 11ZM69 10V11H70ZM77 10V9H76ZM83 10H85V9H83ZM83 10H82V12H80V10L78 11L79 13H83ZM91 10H92V8H91ZM91 10H90V14H91ZM100 10H101V8H100ZM113 10H115V8H113ZM116 10H118V9H116ZM120 10V9H119ZM149 10V9H148ZM187 10H189V9H187ZM204 10V9H203ZM210 10H211V7H210ZM68 11V12H69ZM75 11V10H74ZM73 11V12H74ZM135 11V10H134ZM151 11V10H150ZM190 11V10H189ZM197 11H196V14H197ZM207 11V10H206ZM213 11V10H212ZM211 11V12H212ZM21 12V11H20ZM19 12V13H20ZM26 12H24V13H26ZM65 12H64V14L63 15H67V14H69V13H67V14H65ZM71 12V11H70ZM102 12H103V10H102ZM102 12H101V15H102ZM114 12H116V11H114ZM113 12V13H114ZM117 12H119V11H117ZM126 11H124V13H125ZM140 12V11H139ZM152 12V11H151ZM205 12V11H204ZM211 12H208V13H211ZM18 13V14H19ZM53 13H56V12H53ZM53 13H52V15H53ZM58 13V12H57ZM60 13V12H59ZM77 13V12H76ZM75 13V14H76ZM79 13H78V15H79ZM85 13H87V12H85L84 11V14ZM104 13V12H103ZM108 13V12H107ZM106 13V14H107ZM110 13V12H109ZM120 13H122V11H120ZM137 13V11L135 12V14ZM145 13V12H144ZM154 13V12H153ZM153 13H151L152 14V16H151V14H150V17H155V16H153ZM184 13V12H183ZM202 13V12H201ZM27 14V15H28ZM36 14V13H35ZM42 14H45V12L44 13H42ZM83 14V15H84ZM126 14V13H125ZM131 14V13H130ZM134 14V15H135ZM138 14V13H137ZM136 14V15H137ZM154 14H157V12H155ZM213 14H215V13H212V16H213ZM219 14V15H220ZM22 15H25V14H23L22 13ZM21 15V16H22ZM46 15V14H45ZM45 15H41V14H38V15H31L32 17H30V15H28L29 16V18L25 15V17H27V19L29 20L30 18H32V19H30V20H32V21H34L33 20V18L34 17H36L37 16V18L39 17V18H41L42 16H44L45 17ZM47 15H50V17L52 16L50 13L49 14H47ZM47 15H46V17H45V19L47 18V19H50V20H53V19H51V18H48L47 17ZM55 15H57V14H55ZM61 15V14H60ZM60 15L58 16V17H60ZM62 15V16H63ZM73 15V14H72ZM78 15H76V16H78ZM93 15V14H92ZM127 15V14H126ZM134 15L132 14V16L134 17ZM135 15V16H136ZM158 15V14H157ZM156 15V16H157ZM170 15V14H169ZM200 15V14H199ZM215 15H217V14H215ZM15 16V15H14ZM68 16V15H67ZM70 16V15H69ZM75 15H74V17H76ZM86 16V15H85ZM95 16V15H94ZM93 16V17H94ZM107 17H108V15H106ZM132 16H130L129 15V17H132ZM197 16V15H196ZM194 17L193 18V16L191 17V18H193V19H195L196 18V20H197V18L199 17ZM206 16V15H205ZM211 16V15H210ZM221 16V15H220ZM24 17V16H23ZM55 17V16H54ZM74 17H72L73 19H74ZM100 17V14H98V16H97V18H95V19H93L92 17V19L90 20L89 19V17H88V19L87 20H89V21H87L86 19V22L84 21L83 23H79L78 21H76L75 19L73 20H70V19H68L67 18V20H65L64 19V21H62V22H60L61 20V18L62 17H60L59 18V25H58V29H59V27H60V29L62 30L63 29V32H65V30H64V25H66L67 27V31L68 32H70V33H73V34H75L74 33V31L76 30V29H81L80 30V32H82V31H84V30H86L85 32H87L88 31V38L89 39H91L92 38V35H94L95 34V31L96 30H99V36H101L102 38H103V40H104V38L108 35V33L107 32H105L104 30H103V28H104V26H105V23L107 22V24H108V22L111 24V23H113V22H111V18L109 19V21H108V19L107 18H105V19H107V21L105 22L103 19H100L99 18ZM102 17H103V15H102ZM101 17V18H102ZM105 17V16H104ZM109 17H110V14H109ZM140 17H142V16H140ZM219 17V16H218ZM231 17V16H230ZM18 18V17H17ZM17 18H15L14 19V21L17 19ZM79 18H80V16H79ZM81 18H82V16H81ZM85 17L83 16V19H84ZM119 18V17H118ZM117 18V19H118ZM125 18V20H126V18L127 17H124ZM137 18V17H136ZM138 18H139V16H138ZM207 18V17H206ZM215 18V17H214ZM213 18V19H214ZM217 18V17H216ZM219 18H221V17H219ZM232 18V17H231ZM23 19V18H22ZM35 19V18H34ZM55 19V18H54ZM83 19H81V20H83ZM117 19H114V20H116V23L117 22H119V20H117ZM122 19V20H121ZM120 19V21H123V17ZM128 19V18H127ZM130 19V18H129ZM132 19V18H131ZM141 19V18H140ZM189 19V18H188ZM208 19H209V17H208ZM222 19L224 20V17H222ZM221 19V20H222ZM264 19V18H263ZM263 19H262V21H263ZM17 20H19V18L17 19ZM39 20V19H38ZM49 20V21H50ZM58 19H56V21H57ZM63 20V19H62ZM80 20V19H79ZM132 20H134V19H132ZM138 20V19H137ZM142 20V19H141ZM200 20V19H199ZM218 20V19H217ZM225 20V22H227ZM251 20V21H250ZM260 20V22H261V19H259ZM4 22H5V20H3ZM20 21H22V20H20ZM27 21V20H26ZM26 21H23V22H26ZM43 21H44V19H43ZM48 20H46L45 22H43V23H45V25H46V22H47ZM48 21V22H49ZM113 21V20H112ZM129 21H131V20H129ZM178 22H179V20H177ZM198 21V20H197ZM212 21V20H211ZM215 21V20H214ZM42 22V21H41ZM41 22H39V23H41ZM47 22V23H48ZM82 22V21H81ZM115 22V21H114ZM134 24H136V19H135V22L134 21H132ZM141 22H143V21H141ZM161 23V20H160V22H159V20H156V22H154V24L153 25H151V27L149 28V29H147V26H148V22L147 21H145V23H147V26L145 25V23H143L144 24V26H146V28H144L143 27V24L142 23H140V20H138V26H136V25H134L133 23H132V25H134V27H132V25H131V23H130V25H129V27H128V25L127 24H125V21H124V23L122 22V26H123V24H125V25H127V26H121V30H119V31H117V32H121L119 35L117 34H114V35H116V36H119V37H117L116 39H118V41H122L121 39H123L124 37H121V36H123L125 33L126 34H129V33H131L130 34V39L132 40L133 39V41H140V39H141V36L143 37V40L140 42V44H143L144 46H148V51H149V49H151V51L148 53V51H147V55L148 56H151V57H153V58H159V59H161L160 58V56H161V54H162V50H160V47H159V43H158V41L159 40H161V39H158V37L159 36H157L156 34H157V28L159 27H157L156 28V23ZM166 22H167V20H166ZM174 22V21H173ZM185 22V21H184ZM189 21H187L186 22V24L188 23ZM216 22V21H215ZM214 22V23H215ZM224 22V23H225ZM254 22H257V20L256 21H254ZM259 22V23H260ZM27 23V22H26ZM25 23V24H26ZM30 23H34V24H36V19H35V22H31L30 21ZM54 23V22H53ZM168 23H169V21H168ZM172 23V22H171ZM175 23L177 24V22L175 21ZM213 23V24H214ZM221 23L222 24H224L222 21H221ZM263 23V22H262ZM22 24V23H21ZM55 24V23H54ZM57 24H58V22H57ZM57 24H55V26L57 25ZM140 24V25H139ZM142 24V25H141ZM162 24V23H161ZM160 24V25H161ZM202 24V23H201ZM204 24V23H203ZM216 24V23H215ZM214 24V25H215ZM219 24V23H218ZM218 24H216V25H218ZM227 24V23H226ZM264 24V23H263ZM12 25V24H11ZM33 25V24H32ZM31 25V26H32ZM36 25H38V23L36 24ZM104 25V26H103ZM118 25V24H117ZM117 25H113V28H115V27H117ZM159 25V24H158ZM174 25V24H173ZM181 25V23L179 22V25H177L178 27H180V28H184V27H181L182 25H183V23H182V25ZM185 25V24H184ZM195 25V24H194ZM215 25V27H218V26H216ZM220 25V24H219ZM46 26H48V25H46ZM50 26V25H49ZM136 26V27H135ZM162 26H164V24H162ZM162 26H160V27H162ZM190 26V25H189ZM198 26V25H197ZM200 26V25H199ZM209 26V25H208ZM208 26H205L204 28H206V27H208ZM212 26V25H211ZM228 26V25H227ZM260 26H262V24H260ZM19 27V26H18ZM37 27V26H36ZM53 28H54V26H52ZM57 27V26H56ZM149 27V26H148ZM159 27V28H160ZM192 27H194V26H192ZM191 27V28H192ZM221 27H222V25H221ZM14 28H16V25H15V27ZM13 28V29H14ZM20 28V27H19ZM19 28H16L15 30H17V29H19ZM27 28H29V27H27ZM52 28V29H53ZM191 28H188V29H191ZM211 28V30H213V28L212 27H210ZM209 28V29H210ZM220 28V27H219ZM226 28V27H225ZM264 28V27H263ZM12 29V28H11ZM12 29V31H14ZM32 29V28H31ZM33 29H35V26H34V28ZM37 29H38V27H37ZM39 29H40V27H39ZM39 29H38V31L36 30H34V32H33V34H31V35H33L34 37H36V39L34 38H32L33 40H31V42L32 41H35V42H30V37H33V36H30L29 38H28V40H29V42L27 41V39H26V41L28 42V45H27V56H25V54H24V59H23V61H22V59L19 61V59H18V61H19V63H21V72H20V74L19 73H17V74H19L20 76H17V78L18 77H20V81H18V80H15V82H19V83H21V84H23V81H24V83H26L24 86H27L28 87V90H29V86H31V88H33L34 90H32V91H34L35 92V90L37 91V92H40L39 94H40V102H38L39 104V108L38 107H36V108H38V109H36L35 110V107H34V109L33 110H35V112L37 111V113L39 114V118H38V120L39 121H36V123L37 124H34V123H31V124H34V125H36L37 127H36V131H35V128H34V131H35V133H33L32 131H30V133L32 132V134L33 135H35L36 136V139L37 140H39L37 143V145H39V143L41 144L43 141L44 142H47L48 140H49V146H51V144H50V141L53 143L52 145H56L57 144V146H58V144H59V146L61 147V149H58V150H62V147H63V145L61 146L60 145V143H62L63 142V144H66L64 141H63V139H64V136H65V131H68V132H72L71 134H74V136L75 137H77V140H75L74 141V139H75V137L74 136H72V137H74V139L72 140V138L70 137V135H69V137L71 138V140L74 142L73 144H75V142H77L78 141V144L81 146V148H78V149H81V151L80 150H77L76 148H77V145L75 146L76 148H73L74 146H73V144L71 143V145H69V148H70V150H71V148H73V151H75V149H76V152L79 154V156H78V158L79 159H75L74 158V160L73 161H75V162H77L76 164H74L75 162H73L72 160V163H70V164H73V166H75L76 165V168H80L79 169V171L80 172H86V173H94L95 175H96V173H97V175H98V173H107V172H114L113 170H117L118 169V171H120V169L122 170L124 167H123V165L125 166L126 164H122V162H120V161H118L117 159H116V157H115V155H113V153L111 152V149H110V144L109 143H105L104 144V139H103V141L101 140L102 138L101 137H103V135H101L100 136V138H97L96 136H94L91 132L92 131H95V126H96V123H97V119H100V117H103L102 116V114H97V113H95V112H93V111H91V113H86L87 115L86 116H81V109H80V106L82 105V104H85V103H88V102H90L92 99H91V91H90V88H89V86H88V84H87V81L89 80V78H88V76H83V77H76V76H71L72 78H69V77H67L68 75H73V73H72V71H66L65 72V76L63 75V77H65L66 79H58V78H56L54 75H56V74H51V71H49L47 68H46V66H47V63H49V62H46L47 61V59L49 60H51V61H53V57H54V49H55V45L56 44H52L54 41H51V39L53 40V38H50V37H47V38H50V41L52 42L51 44L53 45H50V44H48L47 43V40H45V39H47V38H45V39H43V37H41L40 36V32H39ZM57 29V30H58ZM196 29V28H195ZM197 29H199V28H197ZM208 29V30H209ZM216 29V28H215ZM223 29V28H222ZM222 29H220V30H222ZM20 30V29H19ZM28 30H30V29H28ZM55 30V29H54ZM114 30V29H113ZM113 30H111V34L112 33H114L113 32ZM116 30L117 29H115V33H116ZM192 30V29H191ZM208 30H206V31H208ZM217 30H218V28H217ZM18 31V30H17ZM27 31V30H26ZM25 31V32H26ZM108 31V30H107ZM188 31V30H187ZM204 31H205V29H204ZM219 31V30H218ZM225 31H227V30H225ZM225 31H224V33H225ZM62 32V33H63ZM129 32V33H128ZM178 32H181V31H178ZM186 32V31H185ZM212 32V31H211ZM220 32V31H219ZM219 32H217V33H219ZM223 32V31H222ZM32 33V32H31ZM66 34H67V32H65ZM65 33H64V35H62L61 37H59V39L57 40V43L61 46V48L63 47V49H65L66 47L67 48H70V47H77V46H79V44H80V42H79V40L77 39V36L79 35V32H78V35L76 36V35H73V34H71V35H69V34H67V35H65ZM110 33V32H109ZM123 33V34H122ZM184 33V32H183ZM209 33V32H208ZM221 33V32H220ZM227 33V32H226ZM225 33V34H226ZM230 33V31H228V33L226 34V35H228ZM24 34V33H23ZM29 34V33H28ZM56 34V33H55ZM109 35V37L111 36V37H116V36H112V35ZM126 34H125V36H126ZM149 34H154L153 36H150ZM178 34V33H177ZM182 34V33H181ZM207 34V33H206ZM26 35H27V33H26ZM82 35H83V32H82ZM97 35V34H96ZM219 35V34H218ZM236 35V34H235ZM23 36V35H22ZM29 36V35H28ZM50 36H54V35H50ZM58 36H60V34L58 35ZM84 36H85V34H84ZM220 36H222V35H220ZM232 36V35H231ZM230 35H229V37H231ZM238 36H236V38L238 37ZM38 37V38H37ZM95 37V36H94ZM93 37V38H94ZM111 37L109 38V40L111 39ZM216 37H218V36H216ZM229 37H227V38H229ZM0 38H1V36H0ZM3 38V37H2ZM22 38V37H21ZM23 38H25V36H23ZM26 38H27V36H26ZM56 38H58V37H56ZM56 38H54V39H56ZM85 38H87V37H85ZM84 38V39H85ZM87 38V39H88ZM93 38L90 40L91 42H94V41H92L93 40ZM106 38H108V37H106ZM127 38V37H126ZM225 38H226V36H225ZM224 38V39H225ZM226 38V39H227ZM232 38V37H231ZM236 38L234 39V38H232V39H234V40H236ZM88 39V40H89ZM96 38H94V40H95ZM113 39H115V38H113ZM115 39V40H116ZM226 39H225V41H226ZM230 39V38H229ZM229 39H227V40H229ZM6 42H7V40L6 39H4ZM4 40H3V42H4ZM23 40H25V39H23ZM49 40V39H48ZM108 40V39H107ZM20 41H21V43H22V40L20 39ZM26 41H24V43L26 42ZM87 41V40H86ZM100 41V40H99ZM113 41V40H112ZM111 41V42H112ZM117 41V40H116ZM169 41V40H168ZM188 41V40H187ZM217 41H219V40H217ZM224 41V40H223ZM231 40H229V42H230ZM19 42V41H18ZM56 42V41H55ZM89 42V41H88ZM98 42V41H97ZM108 42V41H107ZM111 42H110V44H111ZM128 42H131V41H128ZM128 42H126L127 43V45H129L130 46V43H128ZM227 42V41H226ZM237 42V41H236ZM20 43V42H19ZM18 43V44H19ZM29 43H31V44H29ZM118 43H120V42H118ZM182 43V42H181ZM199 43V42H198ZM209 43H211V42H209ZM213 43L215 44H217L218 42H212V45H210L211 47L212 46H214L213 45ZM231 43V42H230ZM229 43V44H230ZM238 43V42H237ZM27 44V43H26ZM46 44H48V45H46ZM58 44H57V46H58ZM95 44H98L99 45V42L98 43H95ZM101 44H102V41H101ZM109 44V43H108ZM136 44H137V42H136ZM136 44L135 45H133V43H132V46H135V47H132L133 49H130V51L132 50V51H135L134 53H139L140 52V54H141V50H138V46H137V48H136ZM190 44V43H189ZM203 44V43H202ZM13 45H15V44H13ZM12 45V46H13ZM46 45V46H45ZM50 45V46H49ZM105 45V44H104ZM103 45V46H104ZM113 45V44H112ZM114 45H117V44H114ZM113 45V46H114ZM121 45V44H120ZM125 45V44H124ZM138 45H139V42H138ZM143 45H141L140 47L142 48L143 47ZM234 45V44H233ZM10 46H11V44H10ZM19 46V45H18ZM25 46V45H24ZM48 46V47H47ZM56 46V47H57ZM106 46H107V44H106ZM119 46V45H118ZM154 46V47H153ZM180 46V45H179ZM195 46V47H194ZM194 46H192V48L193 49H195L197 46L194 44ZM202 46V45H201ZM200 46V47H201ZM205 46H208V47H210L209 45H205ZM205 46H203V47H201V48H204ZM227 46V45H226ZM17 47V46H16ZM105 47V46H104ZM121 47H123V45H121ZM150 47H153V49L152 48H150ZM199 47V46H198ZM207 47V48H208ZM209 48V49H211L212 50V48H214V47H212V48ZM22 48V47H21ZM79 48V47H78ZM110 48V47H109ZM113 49L112 50H114V48L116 49V47L114 46V47H112ZM126 48V47H125ZM146 48V47H145ZM185 48V47H184ZM191 48V47H190ZM191 48V49H192ZM10 49V48H9ZM13 48L11 47V49L10 50H12ZM15 49L16 48H14V51H15ZM25 48H23V50H24ZM71 49V48H70ZM103 49V48H102ZM117 49H118V47H117ZM119 49H121V48H119ZM119 49L117 50V52L119 51ZM123 49V48H122ZM140 49V48H139ZM143 49V48H142ZM182 49V48H181ZM180 49V50H181ZM186 49V48H185ZM200 49V48H199ZM6 50V49H5ZM21 50V49H20ZM19 50V51H20ZM97 50V49H96ZM125 50V49H124ZM153 50V51H152ZM164 50H166V49H164ZM169 51H170V48L168 49ZM173 50V49H172ZM171 50V51H172ZM202 50V49H201ZM206 49L204 48V50H202V51H205ZM214 50H215V48H214ZM9 51V50H8ZM13 51V50H12ZM22 51V50H21ZM75 51H77V49L76 50H74V52ZM90 52L92 51V50H89ZM94 51V50H93ZM101 50H99V52H100ZM104 51V50H103ZM131 51V52H132ZM143 51H145V49L143 50ZM145 51V52H146ZM167 51V50H166ZM188 51V50H187ZM196 51H200V50H197L196 49ZM207 51V50H206ZM223 51H220V52H223ZM10 52V51H9ZM16 52H17V50H16ZM24 52H26V51H24ZM78 52V51H77ZM76 52V53H77ZM102 52V51H101ZM105 52H106V50H105ZM104 52V53H105ZM107 52H108V50H107ZM113 52V51H112ZM124 52V51H123ZM164 52V51H163ZM178 52H180V56H181V51H178ZM177 52V53H178ZM189 52H191V51H189ZM193 52H195V50L193 51ZM192 52V53H193ZM1 53V52H0ZM8 53V52H7ZM12 53V52H11ZM23 53V52H22ZM87 53V52H86ZM103 53V52H102ZM119 53H120V51H119ZM118 53V54H119ZM130 53V52H129ZM171 53V52H170ZM174 53V52H173ZM195 53H197V52H195ZM212 53V52H211ZM230 53V54H229ZM234 53V56H232V54ZM3 54H6V53H3ZM14 54V53H13ZM16 54H18V52L16 53ZM88 54H89V52H88ZM97 55L98 54H100V53H96ZM111 55L113 54V53H110ZM114 54H116L115 53V51H114ZM113 54V55H114ZM118 54H116V56H118ZM163 54H166V53H163ZM168 54H169V52H168ZM184 55H188V54H186V52L185 53H183ZM194 54V53H193ZM193 54H190V55H193ZM210 54V53H209ZM227 54V55H226ZM12 55V54H11ZM92 55V54H91ZM101 55V54H100ZM103 55V54H102ZM105 55H107V54H105ZM145 55V54H144ZM170 55V54H169ZM168 55V56H169ZM171 55H173V54H171ZM170 55V57H172ZM178 55V57H180L179 56V53L177 54ZM176 55V56H177ZM195 55V54H194ZM6 55H4V57H5ZM8 56V55H7ZM14 56H16V55H14ZM80 56V58H81V54L79 55ZM110 56V55H109ZM121 56V55H120ZM120 56H119V58H120ZM163 56V55H162ZM161 56V57H162ZM165 56V55H164ZM166 56H167V54H166ZM176 56L174 57V58H176ZM198 55L196 54L195 55V57H197ZM200 56V55H199ZM209 56V55H208ZM1 57H2V55H1ZM0 57V58H1ZM63 57H65L64 55H63ZM74 57V56H73ZM72 57V58H73ZM85 57V56H84ZM169 57V62H170V60H171V58ZM187 57V56H186ZM189 57V56H188ZM191 57H193L194 58V56H191ZM190 57V58H191ZM5 58H8V57H5ZM9 58H10V54H9ZM11 58H13V57H11ZM15 58H17V57H15ZM19 58H20V55H19ZM101 58H103V57H101ZM111 58V57H110ZM118 58V57H117ZM180 58H182V57H180ZM185 58V57H184ZM261 58H263L264 59V56H262ZM114 59H115V57H114ZM150 59V58H149ZM148 58L146 59L147 60V62H148V60H149ZM152 59V58H151ZM158 59V60H159ZM183 59V58H182ZM192 59V58H191ZM197 59V58H196ZM262 59V60H263ZM3 60H4V58H3ZM2 60V61H3ZM7 59H5V61H6ZM10 60V59H9ZM49 60V61H50ZM74 60V59H73ZM75 60H77V58L75 59ZM84 60V59H83ZM184 60V59H183ZM186 60V59H185ZM184 60V61H185ZM188 60H189V58H188ZM193 60V59H192ZM11 61H13L12 59H11ZM11 61H9V63H11ZM22 61V62H21ZM51 61H50V63H51ZM155 61V60H154ZM163 61V60H162ZM177 61V63H180V61L181 60H179V58H178V60H176ZM176 61H172V62H176ZM179 61V62H178ZM264 61V60H263ZM7 62V61H6ZM15 62H16V64L18 63L17 62V59H16V61H14V64H15ZM143 62H145V61H143ZM146 62V66H147V63ZM150 62H152V61H150ZM160 62V61H159ZM164 62V61H163ZM172 62H170V64L172 63ZM190 62V61H189ZM193 62V61H192ZM1 63H3V62H1ZM0 63V64H1ZM13 63V62H12ZM11 63V64H12ZM19 63L17 64L18 66H19ZM49 63V64H50ZM116 63V62H115ZM123 63V62H122ZM142 63V62H141ZM154 63V62H153ZM157 63H158V61H157ZM182 63H183V61H182ZM185 63V62H184ZM183 63V64H184ZM81 64H82V62H81ZM110 64V63H109ZM109 64H107V65H109ZM119 65H121V63H118ZM125 64V63H124ZM143 64V63H142ZM151 64L152 63H150L149 65L151 66ZM160 64V63H159ZM163 64H165V62L163 63ZM8 65V64H7ZM13 65V64H12ZM12 65H8V67L9 66H12ZM113 65V64H112ZM118 65V66H119ZM130 65V64H129ZM139 65H141L140 63L139 64H137L136 66H139ZM155 65H157V64H155ZM161 65V64H160ZM166 65V64H165ZM178 65V64H177ZM182 65V64H181ZM185 65H188L187 63L185 64ZM193 65V63H189V66H187V67H189V68H191L190 66H192ZM5 67H6V65H4ZM14 66V65H13ZM16 66V65H15ZM9 67L10 69H12V68H17V66L16 67ZM106 66V65H105ZM116 67H117V64L115 65ZM125 66V65H124ZM127 66V65H126ZM125 66V67H126ZM133 66H135L134 64H133ZM143 66V65H142ZM145 66V67H146ZM150 66H149V68H150ZM152 66H153V64H152ZM158 66V65H157ZM156 66V67H157ZM163 66V67H162ZM161 66V68L163 69L165 66L164 65H162ZM168 66H169V64H168ZM82 67H83V65H82ZM98 67V66H97ZM99 67H101V66H99ZM120 68H122L121 66H119ZM118 67V68H119ZM124 67V68H125ZM131 67V66H130ZM129 66H128V68H130ZM158 67H160V66H158ZM167 67V66H166ZM193 67V66H192ZM0 68H1V66H0ZM3 68V67H2ZM20 68V67H19ZM105 68H108V67H105ZM104 68V66H103V70L105 69ZM110 68H113V67H110ZM115 68V67H114ZM118 68H116V70L118 71V72H120V70H118ZM141 67H139V69H140ZM143 68H144V66H143ZM171 68V67H170ZM178 68V67H177ZM185 68V66L184 67H182L181 68V70L182 69H184ZM264 68V67H263ZM262 68V69H263ZM18 69V68H17ZM94 69V68H93ZM92 68H91V70H93ZM98 69H100V68H98ZM132 69V68H131ZM131 69H129V70H131ZM135 69H137L138 70V68H135ZM167 69H169V67H167ZM167 69H165L167 72H168V74H169V71L167 70ZM4 71H5V69H3ZM6 70H7V68H6ZM85 70V69H84ZM91 70H88V71H90L91 72ZM101 70V69H100ZM105 70H107V69H105ZM115 70V71H116ZM127 70V69H126ZM144 70H145V68H144ZM147 70V69H146ZM165 70H163V71H165ZM181 70H180V73H182L183 71H185V70H183L182 72H181ZM187 70H188V68H187ZM1 71V70H0ZM10 71V70H9ZM14 71V70H13ZM94 71V73L97 71V70H93ZM114 70H113V72H115ZM116 71V72H117ZM122 71V70H121ZM132 71H134V70H132ZM140 71V70H139ZM142 71V70H141ZM148 71V70H147ZM160 71H162L161 69H160ZM174 71V70H173ZM189 71V70H188ZM188 71H187V74H188ZM195 71V70H194ZM264 71V70H263ZM8 72V71H7ZM6 72V73H7ZM15 72V71H14ZM104 72V71H103ZM102 72V74L104 75V73ZM123 72V71H122ZM148 72H150V71H148ZM152 72V71H151ZM154 72H155V70H154ZM175 72H178L177 70L175 71ZM193 71H189V74H191ZM5 73V72H4ZM5 73V74H6ZM9 73V72H8ZM16 73V72H15ZM15 73H14V75H12L11 73L9 74V76L10 75H12L13 76V78H14V76H15ZM93 73V72H92ZM93 73V74H94ZM97 73V72H96ZM99 73H101V71L99 72ZM130 73V72H129ZM143 73H144V71H143ZM170 73H172L171 71H170ZM194 74H196L197 72L195 71V72H193ZM3 74V72L2 73H0V75H2ZM110 74H112V73H110ZM114 74V73H113ZM137 74V73H136ZM142 74V73H141ZM141 74H140V78H141ZM145 74H148V73H145ZM145 74H142V75H145ZM166 73L164 72V75H165ZM178 74V73H177ZM188 74V75H189ZM163 75V74H162ZM173 75V74H172ZM176 74H174V76H175ZM263 75V74H262ZM261 75V76H262ZM5 75H3V76H0L1 78L3 77L4 79L5 78H7L8 80L10 79V81H11V78L12 77H4ZM8 76V75H7ZM105 77H107L106 75H104ZM109 76V75H108ZM113 76V78L115 77L114 75H110L109 77H112ZM137 76H139V75H137ZM151 76H154V73L151 75ZM159 76L161 77V75L159 74ZM57 77H60V76H57ZM85 77H87V80H86V82L84 81L85 80ZM109 77H107V78H102V79H109ZM149 77H150V75H149ZM157 77V75L154 77V78H156ZM163 77V76H162ZM161 77V78H162ZM167 77H168V75H167ZM179 76H177L176 78H178ZM188 77V76H187ZM187 77H185V78H187ZM260 77V76H259ZM60 78H62V76L60 77ZM111 78L112 80H115L116 78ZM129 78V77H128ZM151 78V77H150ZM152 79V80H155V79ZM161 78H160V80H161ZM180 78H182V76L180 77ZM179 78V79H180ZM190 78V77H189ZM188 78V79H189ZM3 79V80H4ZM16 79V78H15ZM101 79V78H100ZM99 79V80H100ZM130 79V78H129ZM136 79V78H135ZM165 79V78H164ZM190 79H193L192 77L190 78ZM1 80V79H0ZM2 80V81H3ZM106 80V81H107ZM131 80V79H130ZM145 80V79H144ZM169 80V79H168ZM176 80V79H175ZM187 80V79H186ZM257 80V79H256ZM260 82H261V79H258ZM2 81H0V112H8V111H12V110H15L16 108H18V106L21 104V99L19 98L21 95H19L18 93H14V92H16L17 91V88H15L16 89V91H12V92H10L12 89H11V87H10V89H9V93L7 92V93H5L7 90H8V87L7 88H5V89H7L6 91H5V89H4V87H6V86H4V85H7L8 86V83H9V81H7L6 80V82H8L7 84H6V82H3L2 83ZM5 81V80H4ZM103 81H105V80H103ZM103 81H101V82H103ZM116 81V80H115ZM119 81V80H118ZM133 81H138L137 79L136 80H132L131 82H133ZM143 81V80H142ZM148 81H150V80H148ZM158 81V84L159 83H163V82H160L159 81V79L157 80ZM157 81H155V82H153V83H155V84H157ZM171 81V80H170ZM190 81V80H189ZM255 80H252V82H254ZM91 82V81H90ZM110 82V80H108L106 83H109ZM112 82V81H111ZM120 82V81H119ZM126 82H128L129 84H130V82L129 81H126ZM146 82V81H145ZM172 82H174V81H172ZM179 82H181L180 80H179ZM184 82H186V81H184ZM184 82H182V85L184 84ZM247 82H249V81H247ZM255 82H257V81H255ZM254 82V83H255ZM260 82H257V83H260ZM106 83H104V84H106ZM118 83V82H117ZM124 83V82H123ZM138 83V82H137ZM140 83V82H139ZM166 83V82H165ZM164 83V84H165ZM176 83H178L177 81H176ZM190 83V82H189ZM262 83V82H261ZM261 83H260V85H261ZM11 84H14V83H11ZM16 84H18V83H16ZM21 84H19V86L21 85ZM101 84V83H100ZM103 84V83H102ZM116 84V83H115ZM120 84V83H119ZM127 84V83H126ZM129 84L127 85V86H129ZM132 84V83H131ZM133 84H134V82H133ZM143 85H144V81H143V83H142ZM142 84H140V85H142ZM146 84H148V83H146ZM152 83H150L149 85H151ZM158 84H157V86H158ZM168 84H172V83H168ZM175 84V83H174ZM174 84H173V87H175L174 86ZM242 84H244V83H242ZM249 84V83H248ZM253 84V83H252ZM251 84V85H252ZM256 84V83H255ZM263 84V83H262ZM15 85V84H14ZM107 85V84H106ZM110 85V84H109ZM108 85V86H109ZM124 84H122V86H123ZM149 85H146V86H149ZM167 84H165V86H166ZM187 85L189 86V85H192V84H188L187 83ZM245 85H247V84H245ZM250 85V84H249ZM250 85V86H251ZM254 85V84H253ZM264 85V84H263ZM4 86V87H3ZM10 86H12V85H10ZM16 86V85H15ZM18 86V85H17ZM16 86V87H17ZM99 86V85H98ZM107 86V87H108ZM111 86V85H110ZM121 86V87H122ZM134 86V85H133ZM132 86V87H133ZM145 86V87H146ZM153 86V85H152ZM161 86H163V85H160L159 87H161ZM169 86V85H168ZM177 86V85H176ZM185 87H186V84L184 85ZM184 86H182V87H184ZM262 86V85H261ZM1 87H3V91L4 92H2L1 90H2V88ZM21 87H22V85H21ZM117 87V86H116ZM124 87V86H123ZM122 87V88H123ZM144 87V88H145ZM150 87V86H149ZM149 87H148V89L147 90H149L150 92H149V94L151 93L152 94V92H151V89H149ZM158 87V88H159ZM184 87V88H185ZM13 88V87H12ZM134 89H135V87H133ZM139 88H140V86H139ZM139 88H137V90L139 91ZM142 88V87H141ZM152 88V87H151ZM155 87H153V89H154ZM167 88V87H166ZM165 88V89H166ZM180 88V87H179ZM188 87H186V89H187ZM258 88V87H257ZM21 88H19V90H20ZM126 89V88H125ZM130 89V88H129ZM128 89V90H129ZM132 89V88H131ZM130 89V90H131ZM167 89H170V88H167ZM166 89V90H167ZM181 89V88H180ZM186 89H185V91H186ZM259 89V88H258ZM23 91H25V90H27V88L25 89L24 87H23V89H22ZM22 90H20L21 91V93L23 92ZM31 90V89H30ZM30 90H29V92H30ZM94 89H92V91H93ZM122 90V89H121ZM158 90V89H157ZM161 90H163V89H161ZM165 90V91H166ZM172 90H175L174 88H172L171 89V91ZM177 90V89H176ZM262 90V89H261ZM261 90H259V91H261ZM134 91V90H133ZM152 91H154V90H152ZM164 91V90H163ZM162 91V92H163ZM164 91V92H165ZM184 91V90H183ZM183 91H181L182 92V94H185V92L183 93ZM257 91V90H256ZM263 92H264V90H262ZM261 91V92H262ZM19 92V91H18ZM36 92V93H37ZM140 92V91H139ZM155 92H156V88H155ZM154 92V93H155ZM176 92V91H175ZM180 91H177V94L178 93H181ZM253 92V91H252ZM258 92V91H257ZM26 93H28L27 91H26ZM30 93H32V92H30ZM141 93V92H140ZM142 93H143V91H142ZM145 93V92H144ZM143 93V94H144ZM153 93V94H154ZM168 93H170V91L169 92H167L166 94H168ZM256 93V92H255ZM255 93H253V95H251V96H255L254 94ZM25 95V96H23L24 98L25 97H27V95L23 92L22 93V95ZM29 94V93H28ZM149 94H147L146 93V95H148L150 98H151V95H149ZM175 94V93H174ZM192 94V96H193V93H191ZM256 94H258V93H256ZM263 94V93H262ZM30 95L31 94H29V98L28 99H30ZM35 94H33V95H31V98L34 96ZM122 95V97H123V94H121ZM165 95V94H164ZM163 95V96H164ZM179 96H181V94H178ZM264 95V94H263ZM148 96L146 97V96H144V97H146L147 98V100H150L149 98H148ZM153 96V95H152ZM159 96V95H158ZM157 96V97H158ZM175 97L177 96L176 94L174 95ZM183 96H185V95H183ZM257 96L258 95H256V97L255 98H257ZM36 97H37V95H36ZM167 97V96H166ZM171 97V96H170ZM178 97V96H177ZM195 97V96H194ZM245 97V96H244ZM259 97V96H258ZM261 97H263L264 98V96H261ZM24 98H22V100H24ZM124 99L126 98V96H124L123 97ZM139 98H143V96L142 97H139ZM138 98V99H139ZM155 98V97H154ZM168 98V97H167ZM171 98H173V97H171ZM181 98H182V96H181ZM184 98V97H183ZM182 98V99H183ZM254 98V100H257V99H255ZM27 99V100H28ZM39 99V98H38ZM127 99V98H126ZM145 99V98H144ZM159 99V98H158ZM166 99V98H165ZM176 99H178V98H176ZM191 99V98H190ZM195 99V98H194ZM30 100H33V99H30ZM134 100V99H133ZM140 100V99H139ZM147 100H140V102H144V103H147V102H149V101H147ZM152 100V99H151ZM150 100V102H152ZM161 100H162V98H161ZM160 100V101H161ZM179 100V99H178ZM184 100V99H183ZM192 100V99H191ZM248 102H247V101ZM260 100H262V99H260ZM35 101V100H34ZM37 101H39V100H37ZM126 101V100H125ZM132 101V100H131ZM137 101V100H136ZM136 101H135V103H136ZM147 101V102H146ZM159 100H157L156 101V103L158 102ZM159 101V102H160ZM167 101V100H166ZM172 100H170V102H169V100H168V104L169 103H172L173 101L174 102H176L175 101V99H173V101L171 102ZM180 101V100H179ZM263 101V100H262ZM28 102V101H27ZM26 102V103H27ZM30 102L31 101H29V103H27V106H30V105H32L33 103H35V102H33L32 101V103L30 104ZM132 102H134V101H132ZM139 102V101H138ZM140 102L138 103L139 105H140ZM173 102V103H174ZM184 102V101H183ZM182 102V103H183ZM247 102V105H248V103L250 104H252V105H254V106H252V105H250V106H247L246 107V105H245V103ZM24 103H25V101H24ZM26 103H25V105H26ZM124 103H126V102H124ZM144 103H142V106H143V104ZM153 103H155L154 101L151 103L152 105H153ZM163 103V102H162ZM161 103V104H162ZM167 103H165L166 105H167V107L169 106ZM178 103V101L176 102V104ZM186 103V100H185V102H184V104ZM194 103H196L195 101H194ZM259 103V102H258ZM30 104V105H29ZM36 104H37V102H36ZM35 104V105H36ZM137 104V103H136ZM148 104H150V103H148ZM161 104H159V106L161 105ZM164 104V103H163ZM183 104V105H184ZM193 104V103H192ZM124 105H126V104H124ZM129 105V104H128ZM131 105V104H130ZM132 105H133V103H132ZM139 105H137V106H139ZM152 105H150L151 107H154V106H152ZM166 105H163L162 107L163 108H165L166 107ZM178 105V104H177ZM23 106H24V104H23ZM33 106V105H32ZM90 106H92V105H90ZM134 107H136L135 105H133ZM141 106V107H142ZM146 106V105H145ZM145 106H144V108H145ZM149 105H147V108H146V110H145V112H146V115H148L147 117H148V119H149V121L151 120V118L152 119H155L156 120V116L154 115V114H156L155 112H157L158 113V110H155L157 107H155L153 110H155V111H153L152 110V108L150 109V108H148V107H150ZM156 106H158V104L156 105ZM195 106V107H196ZM256 106V107H257ZM26 107V106H25ZM131 107V106H130ZM140 107V108H141ZM161 107V106H160ZM172 107V106H171ZM175 107H176V105H175ZM175 107H172V108H168V110L169 109H172L173 110V108H175ZM178 107H180V109L179 110H184V109H181V107H183V106H181V104L178 106ZM185 107H187V106H184V108ZM242 107H246V108H251L252 109V111H251V114L249 113V115L247 114V112H246V114L248 115V117L247 116H243V117H240V119L242 118L243 120H241V121H239V123L240 122H242V124H241V126L243 125V124H245V123H247V124H245V126L247 125L248 127L247 128H243L244 130L243 131H241V132H243V133H246V135L248 134V135H250V136H247V137H250L251 138V140H253V141H251V142H253V143H251V146L249 145V146H247V148L246 147H244L245 149L243 150L242 148H240V147H237L236 145V147L239 149H242V151L244 152V154H243V152L241 153V154H243L244 156H243V158L240 160V162L238 161L237 162V160L238 159H233V158H230V156H229V158H226L228 161L225 163V164H223L222 163V161H224L225 160V158L224 157H226V156H228V154H230V152H232L233 151V149H235V148H233V145L235 144H233V141H232V139L227 135V130H222V128L220 129V124L218 123V122H216V121H214L213 119L215 118L216 119V117L218 116V115H222L224 112H226V111H228V110H230V109H233V111H236V112H239L240 110H241V108ZM92 107H90V109H91ZM128 108V106H126V109L124 110V111H122L121 110V112H119L120 111V109H118L119 111L118 112H116V113H114L113 112V114H112V112H110V114L109 113H105V112H103V114H106V115H108V117L106 118V120H107V123H116V125L117 124H123V123H125L129 118H131V117H129V112L127 111V110H129V108ZM31 109V110H32ZM141 109H143V108H141ZM160 109V108H159ZM175 109H177V107L175 108ZM187 109V108H186ZM190 109V108H189ZM196 109V108H195ZM28 110L29 111H31L29 108H28ZM98 110V109H97ZM104 111H106V109H103ZM133 110V109H132ZM135 110V109H134ZM149 110H152L153 112H154V114H152V113H150V112H152V111H149ZM164 109H162V111H163ZM179 110H177L178 112H181V111H179ZM191 110V109H190ZM242 110H245V109H243L242 108ZM248 110V112H250L249 111V109H247ZM246 110V111H247ZM255 110V109H254ZM39 111V112H38ZM43 111V112H42ZM95 111V110H94ZM135 111H137V110H135ZM134 111V112H135ZM142 110H139L138 109V112H141ZM160 111V110H159ZM162 111L160 112V113H162ZM169 111H171V110H169ZM16 112H18V111H16ZM28 112V111H27ZM33 112V111H32ZM128 112V113H127ZM133 112V111H132ZM131 112V113H132ZM164 112H165V110H164ZM172 112V111H171ZM173 112L176 114V112L173 110ZM37 113H34V115H37ZM144 113V112H143ZM159 113V114H160ZM167 113H169L168 111H167ZM188 112H186L185 113V115L187 114ZM234 113V112H233ZM13 114H15V113H13ZM12 114V115H13ZM23 114H25L24 112H23ZM22 114V112H21V114H19V115H21L20 117H19V115H18V117L16 116V119L17 118H19V119H22V116L24 117V115ZM29 114H31V112L29 113ZM145 114V113H144ZM143 114V115H144ZM170 114H173V113H169V114H167L168 116H170ZM182 114H184V113H182ZM182 114H177V115H182ZM189 114H191V113H189ZM225 114V113H224ZM227 114V113H226ZM228 114H231V113H228ZM16 115V114H15ZM26 116H28V113H26L25 114ZM32 115H33V113H32ZM83 115V114H82ZM139 115V114H138ZM140 115H142V113H140ZM155 116V118H153V117H151V116ZM160 115H162V114H160ZM164 115H166V113L164 114L163 113V115L161 116L162 117V119H160V121L161 120H163L164 118H163V116ZM184 115V116H185ZM232 115V114H231ZM241 115V114H240ZM239 115V116H240ZM30 116V115H29ZM137 116V115H136ZM136 116H135V118H136ZM180 116H179V119L181 120V119H183V118H185V117H182V118H180ZM228 116H230V115H228ZM228 116H226V117H228ZM233 116V115H232ZM239 116L237 117V116H234L232 119L230 118V120L231 121H233V123L234 122H237L238 121V118H239ZM33 117V116H32ZM31 116H30V118H32ZM35 117V116H34ZM129 117V118H128ZM139 117V116H138ZM142 117V116H141ZM176 116H174V118L173 119H175V121H176V125H174V124H172L173 122H169L170 124H172V126L174 125V126H176L177 127V125H178V127L180 128L181 126H183L182 125V123H185V121H182V123H178L177 124V120H176V118H175ZM248 118L247 120L245 119V118ZM8 118H9V116H8ZM12 118V117H11ZM25 118V117H24ZM170 118V117H169ZM168 118V119H169ZM13 119H15V117L13 116V118H12V121L14 122V123H16ZM19 119H17V120H19ZM26 119H27V117H26ZM25 119V120H26ZM35 120H36V117L34 118ZM139 119H141V118H139ZM139 119H137V120H139ZM146 119V118H145ZM144 119V120H145ZM171 119V118H170ZM169 119V120H170ZM6 120H7V118H6ZM28 121H30V119H27ZM32 120V119H31ZM65 120V121H64ZM142 120H143V118H142ZM147 120V119H146ZM155 120H152L151 122H149V123H154L153 121H155ZM167 120V119H166ZM168 120V121H169ZM183 120H185V119H183ZM187 120H189L188 118H186V121ZM230 120H225V121H227V123L229 124L230 123V127H229V129H231V131L230 132H232V128H233V126L235 125H233L232 126V128H231V122H229ZM3 121V120H2ZM9 121H10V119H9ZM12 121H10V122H12ZM28 121H26V122H23V123H25V125L26 124H30V122L29 123H27ZM141 121V120H140ZM171 121V120H170ZM6 122V121H5ZM13 122H12V124H13ZM32 122H33V120H32ZM157 122H159V120H156V124H157ZM162 122V121H161ZM191 122V123H190ZM3 123H4V121H3ZM20 123H22V121L20 120V122H19V124H17L16 123V125H20ZM22 123V126L24 125ZM160 123V122H159ZM163 123V122H162ZM168 123V122H167ZM167 123H166V121H165V123L163 124V125H167ZM226 123V124H227ZM232 123V124H233ZM0 124H2V122H0ZM5 124V123H4ZM3 124V125H4ZM7 124H9L8 126H7ZM30 124V125H31ZM169 124V125H170ZM181 124V126H179ZM189 124H187L188 126H189ZM195 124V125H196ZM237 124V123H236ZM253 124H254V126H253ZM261 124H262V122H261ZM13 125H14V127H13ZM12 125V127H10V123H6L4 126L6 127V128H8L9 127V129H11L12 128V130L15 128L16 129V125L15 124H13ZM115 125V124H114ZM152 124H150V126H151ZM160 125H162V124H160ZM169 125H167V126H169ZM186 125V124H185ZM206 125V126H205ZM3 126V127H4ZM27 126H29V125H27ZM27 126H26V128H27ZM31 126H33V125H31ZM119 126V125H118ZM157 126H158V124L156 125V127H153V128H151L152 129V131H153V129L154 128H156L157 129ZM171 126V127H172ZM188 126H185V129H186V127H188ZM198 126V128H199V125H197ZM197 126H195L194 127V130H195V128L197 127ZM223 126H224V124H223ZM240 126V125H239ZM238 125H237V128H238V130H239V128L241 127H239ZM244 126V125H243ZM252 128H251V127ZM263 126V125H262ZM1 127V126H0ZM20 127V126H19ZM122 127V126H121ZM136 127V126H135ZM137 127H138V125H137ZM159 127V126H158ZM170 127V126H169ZM189 127H191V126H189ZM228 127H226V128H228ZM2 128V127H1ZM115 128V127H114ZM114 128H112V131H113V129ZM142 128H144L143 126H142ZM141 128V129H142ZM160 128V127H159ZM191 128H193V127H191ZM224 129H226L225 127H223ZM234 128H236V127H234ZM233 128V129H234ZM242 128V127H241ZM248 128H249V130H248ZM251 128V129H250ZM264 128V127H263ZM263 128H262V130H263ZM3 129V128H2ZM2 129H0V145L1 146H3V147H8L9 145V147H11L12 145V143H14L15 144V142H16V140H15V142H13L14 140H12L14 137H13V135L16 133V132H19V131H16V130H11L10 132H11V134H10V132H8L9 133V135H7L6 133L4 134V129L2 130ZM23 129V131L24 132H27V131H25L26 129L25 128H22ZM25 129V130H24ZM30 129H31V127H30ZM116 130V133H114L115 135H113V137L114 136H116L117 134H119V135H117L116 137H114V139L113 140H115V138H116V140L118 139V138H120V137H125L126 136V134H127V131H128V129H126L124 126L122 127V128H120V127H117L116 126V128H115ZM127 131H126V130ZM135 128H133V130H134ZM141 129L139 128V129H137V131H138V133L141 131ZM172 129H173V127H172ZM176 129V128H175ZM178 129V128H177ZM197 129V128H196ZM248 131H247V130ZM7 130V129H6ZM20 130H21V127H20ZM28 130V129H27ZM131 130V129H130ZM143 130V129H142ZM161 130V129H160ZM188 130V129H187ZM190 130V129H189ZM188 130V131H189ZM235 130V132H236V129H234ZM234 130H233V132H234ZM237 130V131H238ZM261 130V129H260ZM108 131V130H107ZM109 131H111V130H109ZM126 131V132H125ZM157 131V130H156ZM155 131V132H156ZM196 131V130H195ZM252 131V133H258V131H255V132H253ZM105 132V131H104ZM104 132H101V134L102 133H104ZM174 132H177V131H173V133ZM179 132V131H178ZM177 132V133H178ZM190 132V131H189ZM229 132V133H230ZM241 132H240V134H241ZM248 132V133H247ZM20 133H22V132H20ZM20 133H18L17 135H19ZM99 133V132H98ZM108 132H106V134H107ZM113 133V132H112ZM165 133H167V135L168 134H172V132L170 131L169 133H168V131L167 132H165ZM176 133V134H177ZM24 133H22V134H20L22 137L24 136L23 135ZM27 134H28V132H27ZM32 134H28V137L30 138V137H33L32 136ZM110 134V133H109ZM132 134H134V133H132ZM136 134V133H135ZM140 134V133H139ZM141 134H144L145 135V133L144 132H142ZM161 134H164V131H163V133H162V130H161ZM181 134V133H180ZM184 134V133H183ZM197 134V133H196ZM201 134V133H200ZM16 135V134H15ZM14 135V136H15ZM26 135V134H25ZM99 135H100V133H99ZM136 135H138V134H136ZM144 135L143 136H141V138H143L144 137ZM156 135V136H155ZM155 135H153V136H155V137H153L152 136V138H155L153 141L151 140V136H145L147 139L148 138H150V142L149 143H147V140L145 141V143L146 144H149L150 145V143H151V141H152V143L153 142H155V140L157 141L158 139H156V138H160L161 139V137H163V136H159L160 134L158 133V131L155 133ZM166 135V138H165V136H164V138L163 139H167V138H169V140H170V142L171 141H173L172 139H171V137H173L172 135H170L171 137H169V136H167ZM178 135V134H177ZM185 135V134H184ZM184 135H182L181 134V136H183L184 137ZM258 135V134H257ZM261 135V131H260V134L258 135V136H260ZM263 135H264V133H263ZM85 137V139H83V140H81L82 138L81 137ZM109 137H111L110 135H108ZM107 136V137H108ZM129 136V135H128ZM134 136V135H133ZM198 136V135H197ZM245 136V135H244ZM262 136V135H261ZM16 137H18V136H16ZM22 137H21V141H23L24 143H26L27 141V139H24V138H26L27 137V135L23 138V140H22ZM27 137V138H28ZM106 137V136H105ZM105 137H103V138H105ZM109 137L106 139V140H108L109 139ZM127 137V136H126ZM125 137V138H126ZM132 137V136H131ZM65 138H67V137H65ZM69 138V139H70ZM124 138V139H125ZM140 139L141 140V138L140 137H137V139ZM180 138V137H179ZM186 138V137H185ZM17 139V138H16ZM20 138H18V141H20L19 140ZM30 139H32V138H30ZM36 139H34V140H36ZM100 139V140H99ZM123 139V138H122ZM122 139H119V141L120 140H122ZM134 140H136L135 139V137L133 138ZM137 140L138 141V143H136V141H134L136 144H137V147H139L138 145H140L139 144V141L140 140ZM145 139V138H144ZM162 139V140H163ZM190 139V138H189ZM188 139V140H189ZM106 140H105V142H106ZM109 140H112L111 138L109 139ZM126 140V139H125ZM143 140V139H142ZM248 140V138H246V141ZM17 141V142H18ZM20 141V142H21ZM32 141V140H31ZM62 141V142H61ZM81 141V142H80ZM119 141H117V143H118V145L119 144H122V143H120ZM164 141V140H163ZM167 141V140H166ZM165 141V142H166ZM193 141H195L194 142V144L195 143H197L196 142V140H190V142L189 143H191V142H193ZM197 141H198V139H197ZM246 141L243 143V144H241L240 146L242 147L243 145H245L246 146ZM249 142H250V140H248ZM260 141V142H261ZM264 141V140H263ZM23 142H21L22 143V145L24 146L25 144H23ZM33 142V141H32ZM70 142V141H69ZM108 142H110V141H108ZM114 142V141H113ZM121 142H123V141H121ZM127 142H130V141H128V139L126 140V143ZM133 142V141H132ZM133 142V144H135ZM141 142V141H140ZM158 142V141H157ZM156 142V143H157ZM170 142H167L168 144H167V146H166V148H169L168 146H171V145H169V144H172V147H174V144L173 143H170ZM241 142V141H240ZM243 142V141H242ZM241 142V143H242ZM19 143V142H18ZM17 143V144H18ZM111 144H112V141L110 142ZM117 143H115L116 144V146H117ZM124 143V142H123ZM142 143H143V141H142ZM144 143V145L146 146V144ZM160 143H162V142H160ZM160 143H158L156 146L157 147H159L160 145L162 146V144H160ZM199 143V145L200 144H202V143H200V142H198ZM258 143V142H257ZM14 144H13V146H14ZM35 144V141H34V143H33V146H36L37 147V145H34ZM42 144H47V143H42ZM41 144V145H42ZM131 145H132V143H130ZM129 144V145H130ZM166 144V143H165ZM237 144H239V142L237 143ZM253 144V145H252ZM19 145H20V143H19ZM22 145H20V146H22ZM28 144H26V146H27ZM30 145H32V143L31 144H29V146ZM45 145H43V146H45ZM112 145H114V143L112 144ZM124 146L126 145V144H123ZM128 145V144H127ZM149 145H147V146H149ZM153 145H155V144H153ZM152 144H151V146H153ZM159 145V146H158ZM179 145L178 146H176V147H178V148H180L179 147ZM198 145V144H197ZM196 145V146H197ZM199 145H198V147H199ZM261 145V144H260ZM28 146V148L30 149V147H33V146H30L29 147ZM40 146V145H39ZM58 146V147H59ZM64 146H66L65 148H68V146L67 145H64ZM70 146H72V147H70ZM121 146V145H120ZM155 146V147H156ZM160 146V147H161ZM188 146V145H187ZM2 147V148H3ZM25 147V146H24ZM36 147H33V148H36ZM52 148H53V146H51ZM58 147H56V148H58ZM59 147V148H60ZM118 147V146H117ZM130 147V146H129ZM134 146H132V148H133ZM156 147V148H157ZM163 147H165V145H163ZM176 147H175V149H176ZM249 147H253V151L249 148ZM26 148V147H25ZM40 148V147H39ZM41 148H43V147H41ZM40 148V149H41ZM47 148V147H46ZM51 148V149H52ZM64 148V147H63ZM131 148V147H130ZM140 148V147H139ZM138 148V149H139ZM149 148V147H148ZM151 148V150H152V147H150ZM155 148V149H156ZM237 148H236V150H237ZM1 149V148H0ZM37 149H38V147H37ZM39 149V150H40ZM47 149H49V147L47 148ZM115 149V148H114ZM117 149H119V147L117 148ZM146 149H147V147H146ZM171 149V148H170ZM198 149V148H197ZM201 149H203V148H201ZM200 149V150H201ZM259 149V150H258ZM27 150V149H26ZM30 150H32V148L30 149ZM39 150L37 151V152H39ZM45 150V149H44ZM50 150V149H49ZM131 150V149H130ZM194 150H196V148L194 149ZM199 150V151H200ZM204 150H202V151H204ZM6 151H7V149H6ZM24 151V150H23ZM34 151V150H33ZM79 151V152H78ZM150 151V150H149ZM153 152H154V149L152 150ZM165 151H166V149H165ZM171 151H168V152H170L171 153ZM198 151V150H197ZM251 151H252V153H251ZM5 152V151H4ZM32 152V151H31ZM36 152V153H37ZM62 152V151H61ZM136 152L138 153V151L136 150ZM136 152H134V153H136ZM193 152V153H192ZM227 152H229L228 154H226ZM235 152H237V151H233L232 152V154L234 153V157L236 156V154H235ZM26 153V152H25ZM30 153V152H29ZM33 153V152H32ZM40 153V152H39ZM41 153H43V150H42V152ZM40 153V154H41ZM77 153H75V156H76V154ZM133 153V154H134ZM136 153V154H137ZM156 153V152H155ZM157 153H158V156L160 155L161 156V154H159V152L157 151ZM167 153V152H166ZM202 153V152H201ZM211 153V152H210ZM209 153V154H210ZM31 154V153H30ZM34 154H35V152H34ZM44 154V153H43ZM69 154H71V153H68V157L69 156H71V155H73V154H71V155H69ZM165 153H164V151H163V155H164ZM169 154V153H168ZM198 154V153H197ZM211 154H213V153H211ZM213 154V155H214ZM221 154V153H220ZM219 154V155H220ZM239 154V153H238ZM29 155V154H28ZM47 155V154H46ZM151 155V154H150ZM154 154L152 153V157H153V159L151 160L152 162H153V160H154V156H153ZM169 155H171V154H169ZM35 156V155H34ZM137 156V155H136ZM159 156V157H160ZM168 156V155H167ZM197 156H199L198 158H200V154H198ZM210 156V155H209ZM241 156V155H240ZM240 156H238V157H240ZM36 157V156H35ZM43 157V156H42ZM68 157H66L67 159H68ZM72 157V156H71ZM74 157V156H73ZM72 157V158H73ZM133 157V156H132ZM146 157V156H145ZM150 156H147L146 158H145V160H148V158H149ZM151 157V158H152ZM162 158H164L163 160H161V161H165V157H163V156H161ZM205 157V156H204ZM231 157H232V155H231ZM65 158V159H66ZM76 158H77V156H76ZM151 158H149V159H151ZM156 158V157H155ZM167 158V157H166ZM223 158H224V160H223ZM32 159V158H31ZM43 159V158H42ZM41 159V160H42ZM56 159V158H55ZM64 159V158H63ZM62 159V160H63ZM71 159V158H70ZM158 158H156V160H157ZM160 159V158H159ZM172 159V158H171ZM179 159V158H178ZM177 158H175V160H176V162H177V160H178ZM195 159V160H194ZM201 159H200V161H201ZM38 160V159H37ZM47 160V162H48V159H46ZM141 160H143V159H141ZM145 160H143L144 162H145ZM168 160L169 159H167L166 160V162H164L163 164H162V162H161V165H164V164H166V163H168ZM175 160H174V162H175ZM216 160H218V161H220L219 163L216 161ZM33 161V160H32ZM36 161V160H35ZM56 161V160H55ZM55 161H53L54 163H55ZM57 161H58V159H57ZM61 161V160H60ZM67 161V160H66ZM66 161H64V162H62L63 163V165L65 166V162ZM71 161H69V162H71ZM143 161H140L139 160V163H144ZM151 161H147L148 162V165L150 166L151 165V168H152V166H153V168L157 165L159 168H160V165H158V164H156V165H152V163L150 164L149 162H151ZM170 161V164H171V162L173 161H171V160H169ZM199 163H200V161H199V159L197 160ZM37 162V161H36ZM43 162V164L45 163L44 161H42ZM51 162V161H50ZM53 162H52V164H53ZM68 161L66 162V164H68L69 163ZM147 162H145V163H147ZM32 163V162H31ZM38 163H39V161H38ZM58 163H60V162H58ZM138 162H134V164H136V165H139L138 167H140V165L141 164H139ZM142 164V165H144L143 167H145V165L146 164ZM154 163V162H153ZM216 163H218V164H220L221 163V167L220 168H218L219 166H218V164H217V166L218 167H215V169H214V165L216 164ZM4 164V163H3ZM17 164L18 163H16V166H17ZM20 164V163H19ZM36 164V163H35ZM34 164V165H35ZM49 163H47V165H48ZM46 165V166H47ZM56 165V164H55ZM69 165V164H68ZM65 166V167H69V168H67L69 171H72V169H71V167H73L72 165H69V166ZM167 165H169V164H167ZM18 166H20L21 167V165H18ZM23 166V165H22ZM36 166H37V164H36ZM35 166V167H36ZM49 166V165H48ZM54 166V165H53ZM57 166V165H56ZM61 166H62V164H61ZM61 166H59V167H61ZM64 166H63V171H61L62 172V174H63V172L65 171L66 172V174L67 175H65L64 176V178L66 177V176H68L69 175V173H76V170H74L73 169V171L74 172H69V173H67L68 171L67 170H65L64 169ZM130 166V165H129ZM132 166V165H131ZM130 166V167H131ZM156 166V167H157ZM197 166L198 167H200L199 169V171H200V174H197ZM216 166V165H215ZM19 167V171H17V172H19L20 173V175H22V176H24L25 174H26V171H25V169L23 168V167H21L20 168ZM129 167V168H130ZM156 167H155V169H156ZM165 167V166H164ZM163 167V169L165 170V168ZM175 167H177V165L175 166ZM126 168H127V165H126ZM146 168V167H145ZM152 168V169H153ZM167 168V167H166ZM171 167H169L168 169H170ZM217 168V169H216ZM60 169V168H59ZM131 169V168H130ZM130 169H128V170H130ZM136 169V168H135ZM139 169V168H138ZM144 169V168H143ZM151 169V170H152ZM154 169V170H155ZM167 169V170H168ZM173 169V167L171 168V170ZM219 169H221L220 171H219ZM13 170H15V168H13ZM16 170H18V168L16 169ZM52 170V169H51ZM50 170V171H51ZM56 170V169H55ZM124 170V169H123ZM133 172H134V170H133V168L131 169ZM131 170L130 171H125V172H130L131 173ZM144 170H146V169H144ZM150 172H151V170L150 169H148ZM158 170V169H157ZM167 170H165V171H161V172H166V173H168L167 172ZM215 170V171H214ZM218 170V171H217ZM117 171V172H118ZM136 171H138L137 169H136ZM139 171H141V170H139ZM174 171V170H173ZM217 171V172H216ZM8 172V171H7ZM13 172V171H12ZM16 172V171H15ZM28 172V171H27ZM52 172V171H51ZM57 172H58V170H57ZM64 172V173H65ZM79 172V173H80ZM111 172V173H112ZM116 172V171H115ZM158 172H159V170H158ZM172 172V171H171ZM53 173H55V171L53 172ZM119 173V172H118ZM127 173V174H128ZM129 173V174H130ZM134 173H136V174H134ZM133 173V176L135 175V178H136V176L138 175L137 174V172H134ZM141 173H144V171H142ZM29 174V173H28ZM50 174V173H49ZM58 174H60V172L58 173ZM115 174V173H114ZM128 174V175H129ZM147 174H149V172L147 173ZM169 174V173H168ZM168 174H166V176L165 177H161V179H163L164 180V178H166L167 177V175ZM14 175H15V173H14ZM20 175H17L18 176V178H22V176L21 177H19ZM78 175V173H76V175L74 174H72V175H69V176H77ZM86 175V174H85ZM91 175L92 174H89V176L91 177ZM146 175V174H145ZM151 175V173L149 174V176ZM258 176V177H256V178H254V176ZM12 176H13V174H12ZM29 176V175H28ZM50 176L51 175H49V177L47 176V180L50 178ZM68 176V177H69ZM82 176V175H81ZM93 176V175H92ZM118 176V175H117ZM132 176V175H131ZM131 176L129 177L130 179H131ZM132 176V177H133ZM139 176H141L142 177V175L139 173ZM138 176V179L136 178V180H139L140 179V177ZM147 176V175H146ZM177 176V175H176ZM30 177V176H29ZM54 177V176H53ZM154 177H157V175L156 176H154ZM79 178V176L77 177V179ZM86 178V177H85ZM117 178V177H116ZM125 178H127V176L125 177ZM134 178V177H133ZM144 178V177H143ZM150 177H147V179H149ZM160 178V177H159ZM156 179V180H158V182L159 181H161V179ZM173 178V177H172ZM171 178V179H172ZM178 178V177H177ZM25 179H27V177H25ZM66 179H67V177H66ZM65 179V180H66ZM69 179H71V178H69ZM68 179V181L70 182V180ZM89 179V178H88ZM146 179V178H145ZM144 179V181H146ZM168 179V178H167ZM166 180L167 182L168 181H173V180H176V179H172V180ZM181 179V178H180ZM180 179H178V181L180 180ZM8 180H10V178L9 177H6L5 175H3V174H0V186H2V185H4L5 186V182L7 181L8 182ZM21 180V179H20ZM24 180V179H23ZM64 180V179H63ZM63 180H61L62 181V183H64V181ZM76 180V179H75ZM135 180V179H134ZM151 180H153V182L155 181L156 182V180L154 179V178H151ZM67 181V183H69ZM133 181V180H132ZM143 181V182H144ZM149 181L150 180H148V183H149ZM44 182V181H43ZM85 182H86V180H85ZM88 182H91V181H89L88 180ZM123 182V181H122ZM153 182H150L151 184L153 183ZM162 182V181H161ZM161 182H159V183H161ZM166 182V183H167ZM175 181H173L172 183H174ZM180 182V181H179ZM10 183V182H9ZM11 183H13L12 181H11ZM23 183V182H22ZM67 183H66V185H67ZM73 183V182H72ZM148 183H145V184H143L142 183V185H146V184H148ZM163 183H164V181H163ZM178 183V182H177ZM184 183V182H183ZM182 183V184H183ZM14 184V183H13ZM30 184H31V182H30ZM30 184L29 183H27V185H29V187H30ZM33 184V183H32ZM32 184H31V186H32ZM39 184V187H40V184H43V183H38ZM38 184H37V182H36V184H33V187H34V185H37L36 187L38 188ZM45 184V183H44ZM50 182H49V185H47V186H50ZM56 184V183H55ZM58 184H60V182L58 183ZM58 184H57V186H58ZM104 184V183H103ZM117 184H118V181H117ZM116 184V185H117ZM122 184H124V183H122ZM131 184V183H130ZM140 184H141V182H140ZM138 185V186H140V189L141 188H143L141 185ZM153 184H155V183H153ZM168 184V183H167ZM175 185H176V183H174ZM180 184V186L182 185L181 183H179ZM179 184H177L176 186H177V188H179L180 186H179ZM16 185L17 186H19V182H18V184L16 183ZM26 185V186H27ZM65 185V183H64V187H68V186H66ZM69 185H71V184H69ZM108 185V184H107ZM111 185V184H110ZM110 185H109V187H110ZM136 185V184H135ZM148 185H150V184H148ZM156 186L157 185H161V184H155ZM155 185H153V187L155 186ZM168 185H171L170 183L168 184ZM174 185V186H175ZM184 185V184H183ZM14 186V185H13ZM43 186V185H42ZM41 186V187H42ZM51 186H53L54 187V185H51ZM61 186V185H60ZM60 186H59V188L58 189H61L60 188ZM63 186V185H62ZM73 186H74V184H73ZM71 187V189L70 190H77L76 189V187H75V189H72V188H74V187ZM75 186H76V184H75ZM125 185H122V187H124ZM7 187V186H6ZM5 187V188H6ZM9 187V186H8ZM25 187V186H24ZM53 187H52V189H53ZM111 187H112V185H111ZM130 187H135V186H130ZM137 187V186H136ZM147 187H149V186H147ZM182 187V186H181ZM193 187V188H194ZM12 188V187H11ZM20 188H23L22 186L21 187H19V189ZM37 188H34V189H37ZM45 188V187H44ZM47 188H49V187H47ZM106 188H108V186L107 187H104V189H106ZM126 188V187H125ZM158 188H159V186H158ZM165 188H166V186H165ZM174 188V187H173ZM3 189V188H2ZM2 189H0V190H2ZM9 189V188H8ZM7 189V190H8ZM16 190H17V188H15ZM25 189V188H24ZM28 188H26V190H27ZM33 189V188H32ZM38 189H40V188H38ZM37 189V190H38ZM54 189H56V188H54ZM58 189H56V190H54V193L58 190ZM85 189V188H84ZM84 189H82L81 190V193H85V191H84ZM86 189H88V190H86ZM85 190L86 191H88V193H89V187H87ZM98 190H99V188H97ZM109 189V188H108ZM108 189H106L107 191H108ZM111 189V188H110ZM113 189V188H112ZM122 189V188H121ZM121 189H118L117 188V190H121ZM147 189H149V188H147ZM160 189H162L161 187H160ZM180 189V188H179ZM187 189V190H188ZM242 189V190H241ZM4 190V189H3ZM16 190H14L13 189V193L12 192H10L11 194H15L14 193V191H16ZM93 190V192L92 191H90V193L91 194H95V192H96V190L94 191V189H92ZM116 190V191H117ZM125 190V189H124ZM124 190H121V191H119L118 192V194L120 193V192H124ZM143 191H144V189H142ZM157 190V189H156ZM159 190V189H158ZM158 190L156 191V192H158ZM164 190H166V189H164ZM235 190V189H234ZM240 194H241V192H242V194L241 195H243V197H246L245 195L247 194V193H249L248 191H246L247 193H245V191L243 192V188H240ZM6 191V190H5ZM18 191V190H17ZM25 191V190H24ZM49 191H51V190H49ZM65 191V190H64ZM79 191V190H78ZM77 191V192H78ZM100 191H102V190H100ZM106 191V192H107ZM132 191H133V189H132ZM233 191V190H232ZM239 191V190H238ZM3 193H4V191H2ZM23 192V191H22ZM27 192V191H26ZM44 192H46V191H44ZM58 192V191H57ZM56 192V193H57ZM65 192H68V191H65ZM105 192V193H106ZM122 192V193H123ZM128 192V191H127ZM142 192V191H141ZM18 193H20V192H18ZM18 193H16V194H18ZM33 193V192H32ZM47 193V192H46ZM51 193H53L52 191H51ZM51 193H47L48 195H51ZM59 193L60 192H58L57 194L59 195ZM99 194V191H97L96 192V194ZM101 193V192H100ZM102 195H104V192L102 191ZM121 193V194H122ZM129 193V192H128ZM128 193H127V195H128ZM150 193V192H149ZM154 193V192H153ZM159 193H161V192H159ZM164 192H163V190H162V193H161V196H162V194H163ZM176 193H178V192H176ZM5 195H8V194H6V192L4 193ZM21 194H23V193H21ZM98 194H97V196H98ZM120 194V195H121ZM123 194H126V192L125 193H123ZM143 194H145V193H143ZM143 194L141 193V195L143 196ZM171 194H169L168 193V196L169 195H171ZM181 194V193H180ZM179 194V195H180ZM253 194V193H252ZM251 194V195H252ZM255 194H254V196H255ZM26 195H27V193H26ZM31 195H33V194H31ZM57 195V196H58ZM85 195V194H84ZM106 196L108 195L107 193L105 194ZM104 195V197L102 196V197H99L100 198V203L102 204V206H105L106 208H108V206H107V201H108V198H105L106 196ZM130 196H131V194H129ZM132 195H135V194H132ZM139 195V194H138ZM140 195V196H141ZM164 195V194H163ZM240 195V196H241ZM248 195V194H247ZM250 195V196H251ZM9 196V195H8ZM12 196V195H11ZM15 195H13L12 197H14ZM19 195H17V196H15V197H18ZM28 196V195H27ZM52 196H53V194H52ZM56 196V197H57ZM59 196H61V194L59 195ZM63 196V195H62ZM61 196V197H62ZM100 196H101V194H100ZM109 196V195H108ZM107 196V197H108ZM123 196V195H122ZM130 196H124V197H122V198H117V200L118 199H123L124 200V198L126 197L127 199H128V201H130L129 200V198L128 197H130ZM137 196V195H136ZM135 196V197H136ZM141 196V197H142ZM147 196V195H146ZM171 196V197H172ZM250 196L249 197H247V198H250ZM253 196V195H252ZM3 197H4V195H3ZM11 197V198H12ZM43 197V196H42ZM118 197V196H117ZM121 197V196H120ZM132 197V196H131ZM160 197V196H159ZM163 197H166V196H163ZM233 197V196H232ZM242 197V198H243ZM8 198V197H7ZM21 198V197H20ZM110 198H111V196H110ZM148 198H149V194H148ZM155 198V197H154ZM168 198V197H167ZM170 198V197H169ZM168 198V199H169ZM255 198V197H254ZM0 199H3V201H6L5 200V198H2V196H1V198ZM10 199V198H9ZM28 199V198H27ZM39 199H40V197H39ZM68 199V198H67ZM72 198H69V201L71 200ZM113 199V198H112ZM127 199H125L126 201H127ZM133 199H139V198H133ZM132 199V200H133ZM150 199V198H149ZM156 200H157V197L155 198ZM155 199H154V201H155ZM165 200V198H164V200H160V198L158 199L160 202H162V204H164V203H166V202H168L169 200ZM243 199H245V198H243ZM252 199V198H251ZM257 199V198H256ZM259 199V198H258ZM255 200V201H257V203H255V207L254 208H256L255 210H264V202H262L261 203V200H262V198L261 199H259V200ZM13 200H16V199H13ZM21 200V199H20ZM19 200V201H20ZM78 200V199H77ZM80 200H85V199H82V197L80 198ZM79 200V201H80ZM88 200V199H87ZM87 200H85V201H87ZM90 200V199H89ZM135 200H133V201H135ZM148 199L146 198V201H147ZM157 200V201H158ZM246 200V199H245ZM250 200V199H249ZM248 199H247V202L249 201ZM3 201H1L0 200V202H3ZM8 201V200H7ZM19 201H17V203H20ZM25 201V200H24ZM37 201H38V199H37ZM63 201V200H62ZM65 201V200H64ZM68 201V202H69ZM74 201V200H73ZM76 201V200H75ZM114 201H116L115 200V198H114ZM120 201V200H119ZM118 201V202H119ZM125 201V202H126ZM143 201V200H142ZM150 201V204H153V203H151V202H154L153 201V199H151V200H149ZM149 201H147L148 203H149ZM156 201V202H157ZM158 201V202H159ZM170 201H172V200H170ZM243 201V200H242ZM242 201H241V205L242 206H244L243 204L244 203H242ZM11 202V201H10ZM31 202V201H30ZM33 202V201H32ZM35 202V201H34ZM67 201H66V203H68ZM70 202H72V201H70ZM70 202L68 203V204H70ZM124 202V203H125ZM132 202V201H131ZM140 202V201H139ZM143 202H145V201H143ZM142 202V204H144ZM147 202H145V203H147ZM157 202V203H158ZM159 202V203H160ZM181 202V201H180ZM237 202V204L239 203L238 201H236ZM252 202H254L253 200H252ZM252 202H250L249 201V203H252ZM4 203V202H3ZM8 203V202H7ZM7 203L5 204V205H7ZM16 203V204H17ZM25 203V202H24ZM23 203V204H24ZM35 203H37L38 205H39V203H40V200L38 201V202H35ZM43 203V202H42ZM41 203V204H42ZM63 203V202H62ZM62 203H60V204H62ZM66 203H64V204H66ZM134 203V202H133ZM132 203V204H133ZM138 203V202H137ZM183 204H184V202H182ZM13 204V203H12ZM14 205V206H17L18 207V205ZM45 204H47V203H44V205ZM52 204V206L55 204L56 205V202L53 204V203H51ZM58 204V203H57ZM64 204H62L63 206H64ZM72 204V203H71ZM92 204H93V202H92ZM97 204H99V203H97ZM148 205V207L145 209V210H148L149 209V206H152V205ZM168 204H170L169 202H168ZM183 204H181L180 205V207L178 206V208H181V207H183L182 205ZM247 204V203H246ZM2 205V204H1ZM21 205H22V203H21ZM48 205V204H47ZM55 205L53 206V207H55ZM118 205V204H117ZM125 204H123V206H124ZM128 205V204H127ZM127 205H125V206H127ZM138 205H140V204H138ZM157 205V204H156ZM240 205V204H239ZM248 205V204H247ZM8 206V205H7ZM7 206L6 207H3V208H6L7 209ZM43 206V205H42ZM50 207H51V205H49ZM57 206V205H56ZM62 206V208H65V206L63 207ZM67 206V205H66ZM114 206H116V205H114ZM120 206H122V205H120ZM123 206H122V208H123ZM144 206H146V205H144ZM144 206H142V208L144 207ZM157 206H159L160 207V205L158 204ZM167 206V205H166ZM173 206H172V209L171 208H169V207H171V206H168V208H169V214H171L172 213V211H173ZM231 205H229V207H230ZM1 207V206H0ZM10 207H11V205H10ZM9 207V208H10ZM45 207H47V206H45ZM52 207V208H53ZM61 207V206H60ZM59 207V204H58V208H60ZM98 207H99V205H98ZM128 207H129V205H128ZM130 207H131V205H130ZM130 207L129 208H127V207H125V209L127 208L128 210L130 209ZM137 207V206H136ZM139 207V206H138ZM185 207H186V204H185ZM245 207V206H244ZM18 208H20V207H18ZM18 208H16V209H18ZM23 208H25L24 206H23ZM30 208V207H29ZM36 208V207H35ZM48 208V207H47ZM52 208H50L51 210H52ZM72 208H73V206L71 207V209L69 208V210H70V212H72V211H74L75 209H73L72 210ZM97 208V207H96ZM121 208V209H122ZM158 208V207H157ZM156 208V209H157ZM167 208V207H166ZM168 208H167V210H168ZM184 208V207H183ZM188 208V207H187ZM241 208V207H240ZM12 209V208H11ZM14 209H15V207H14ZM26 209V208H25ZM28 209V208H27ZM26 209V210H27ZM45 209V208H44ZM68 209V208H67ZM67 209L65 208V212L67 211ZM99 209V211H101V209L100 208H98ZM121 209H119V208H113V209H108L106 212H105V214H103V215H105L106 216V219H105V228H106V230H107V232L106 233H109L110 234V232H111V236H112V232H115V230H124V225H125V223H126V217L124 216V215H122V213L120 212V210ZM124 209V208H123ZM132 209H133V207H132ZM132 209H130V210H132ZM141 209V208H140ZM159 209V208H158ZM164 209V208H163ZM174 209H176V208H174ZM239 209V208H238ZM4 210V209H3ZM60 210H63V209H59V211ZM68 210V211H69ZM72 210V211H71ZM77 210V209H76ZM81 211H82V209H80ZM80 210H78L80 213H84L83 211L81 212ZM96 210V209H95ZM135 210V209H134ZM149 210H151V209H149ZM153 210V209H152ZM165 210V209H164ZM170 210H172L171 212H170ZM179 211L180 210H182V209H178ZM178 210H175V211H177V212H179ZM186 211L185 212H187L186 214H190V211H189V213H188V211H187V209H185ZM243 209H241V211H242ZM7 213H11V211H9L8 212V210H5ZM5 211H4V213H5ZM12 211H14L13 209H12ZM18 211H19V209H18ZM20 211H22V210H20ZM19 211V212H20ZM24 211V210H23ZM22 211V212H23ZM36 211V210H35ZM39 211V210H38ZM98 211V210H97ZM97 211H95L94 213H96ZM122 211V210H121ZM154 211V210H153ZM157 211V210H156ZM174 211V212H175ZM182 211H184V210H182ZM182 211H180V214L181 215H183L185 212H182ZM239 211H240V209H239ZM1 212H2V210H1ZM0 212V213H1ZM16 212V211H15ZM34 212V211H33ZM32 212V213H33ZM48 212V211H47ZM102 212H103V210H102ZM125 212V211H124ZM132 212V211H131ZM130 212V213H131ZM147 212V211H146ZM182 212V213H181ZM196 212V211H195ZM194 212V213H195ZM26 213H27V211H26ZM29 213V212H28ZM36 213H37V211H36ZM42 213H44L45 214V212L43 211ZM63 213V212H62ZM67 213H69V212H67ZM73 214H71V215H73L74 216V219H76L75 218V216H77V218H78V216H81V215H83V214H81L80 215V213H78V212H72ZM88 213V212H87ZM126 213L127 212H125V215H126ZM129 213V212H128ZM127 213V214H128ZM163 213V212H162ZM161 212H157L156 213V215H153L154 217H152V216H150V217H148V219H147V217L146 218H144V219H142L143 221H145V219H146V221L144 222V223H146V222H148V224L150 223V225H152V226H155V220L156 219H153V218H156L155 216H157V217H159L158 216V214L159 215H161L162 214ZM193 212H191V214L193 215L194 214ZM197 213V212H196ZM196 213L194 214V215H196ZM244 213V212H243ZM2 214V213H1ZM14 215H17L16 213H13ZM20 214V213H19ZM30 214V213H29ZM29 214H27V217H28V215ZM40 213H38V215H39ZM70 214V213H69ZM97 214V213H96ZM132 214V213H131ZM137 214V213H136ZM145 214V213H144ZM143 214V215H144ZM151 214H153V213H151ZM150 214V215H151ZM164 214H165V212H164ZM168 213H167V216L169 215ZM176 213H174V215H175ZM178 214V213H177ZM179 214V215H180ZM5 215V214H4ZM33 215H34V213H33ZM43 215V214H42ZM42 215H40V216H42ZM46 215H47V213H46ZM45 215V216H46ZM53 215V214H52ZM51 215V216H52ZM86 215V214H85ZM84 215V216H85ZM93 215V214H92ZM98 215V214H97ZM133 215H134V212H133ZM173 215V213L170 215V216H174ZM181 215H180V217H181ZM238 215V214H237ZM5 216H7V215H5ZM10 216H13L12 215V213H11V215ZM20 216V215H19ZM35 217L37 216V215H34ZM34 216H32V217H34ZM48 216V215H47ZM54 216H56V217H58L59 218V221H57L56 219H54V220H52V221H57L58 222V224H60V225H62L63 223H64V218L62 217V218H60L59 216V213L57 214V215H54ZM83 216V217H84ZM87 217H88V215H86ZM85 216V217H86ZM130 216V215H129ZM142 216V215H141ZM140 216V217H141ZM162 216V215H161ZM166 215H164V217H165ZM184 216V215H183ZM186 216V215H185ZM199 216V215H198ZM243 216V215H242ZM8 217V216H7ZM30 217H31V215L28 217L29 219H30ZM34 217V218H35ZM44 217V216H43ZM49 217V216H48ZM84 217V218H85ZM133 217H135V216H133ZM136 217H137V215H136ZM151 217H152V219H151ZM164 217H161V218H164ZM175 217H176V215H175ZM187 217H189V216H187ZM191 217V216H190ZM193 217V216H192ZM191 217V218H192ZM22 218V217H21ZM34 218H33V220H34ZM37 218L39 219L40 217L39 216H37ZM36 218V219H37ZM46 218V217H45ZM44 218V219H45ZM53 218H55V217H53ZM53 218H49V219H53ZM73 218V217H72ZM80 218V217H79ZM160 218V217H159ZM161 218L160 219H158V221L160 220L161 221ZM169 218V217H168ZM178 217H176L175 219H176V221H178V222H176L177 224L178 223H180V222H182V220H184L183 218H179L180 220H178L177 219ZM185 218V217H184ZM196 218H198L197 217V215H196ZM259 218V217H258ZM24 219V218H23ZM23 219H22V221H23ZM74 219H73V222H74ZM128 219H130L129 217H128ZM131 219H133V218H131ZM172 219V218H171ZM173 219H174V217H173ZM190 219V218H189ZM192 219H194L195 220V217L194 218H192ZM43 220V219H42ZM48 220V219H47ZM79 220V219H78ZM89 220H90V217H89ZM141 220V221H142ZM164 221L166 220L167 221V218L165 219H163ZM169 221H175V220H170V219H168ZM241 220H243V219H241ZM258 220V219H257ZM259 220H260V218H259ZM45 221V220H44ZM51 221V222H52ZM159 221V222H160ZM186 222H187V220H185ZM189 221H191V220H189ZM188 221V223H190ZM261 221V220H260ZM264 221V220H263ZM20 222H21V220H20ZM25 222V221H24ZM30 222H32V218H31V221ZM37 222V221H36ZM47 222V221H46ZM53 222V224L51 225V226H53V225H56L55 223ZM157 222V221H156ZM162 222V221H161ZM160 222V224H163V223H161ZM172 222V224H174ZM184 222V221H183ZM185 222V223H186ZM196 222H197V220H196ZM256 222V221H255ZM258 222V221H257ZM14 223V222H13ZM23 223V222H22ZM35 222L33 221V225H31L30 224V226H32V227H34V225L36 224H34ZM39 223H41V222H38L37 224H39ZM77 223V222H76ZM101 223L104 225V223L103 222H100V223H96L97 225H94V227L96 226H98V224H100L99 225V227L101 226ZM143 223V222H142ZM144 223H143V225H144ZM164 223H166L167 224V222H164ZM169 223V222H168ZM184 223V224H185ZM10 224V223H9ZM42 224H44V223H42ZM42 224H40L41 226H42ZM51 223H49V225H50ZM134 224V223H133ZM137 224H139L138 222H137ZM136 224V225H137ZM140 224H141V222H140ZM139 224V225H140ZM177 224H176V226H177ZM183 224V225H184ZM192 224V223H191ZM198 223H195V227L196 226H198L197 225ZM256 224H261L260 222H258V223H256ZM13 224H10V226H8V227H11ZM15 225V224H14ZM23 225V224H22ZM44 225H46V224H44ZM59 225V226H60ZM79 225H80V223H79ZM84 225V224H83ZM86 225H89V224H87L86 223ZM86 225H84V226H86ZM91 225H93L92 223L90 224V228H91ZM132 225V224H131ZM131 225H130V227H131ZM135 225V224H134ZM146 225H147V223H146ZM158 225V224H157ZM167 225H169V224H167ZM178 225H180V224H178ZM190 225V224H189ZM189 225H187V226H184V227H180L181 228V230L184 228L185 229V227H189V228H186L187 229V232H193L194 231V228L192 229V227H194L193 225L190 227ZM201 224H200V226L199 227H201L202 226ZM240 225V224H239ZM0 226H2L1 224H0ZM7 226V225H6ZM19 226H20V224H19ZM37 226H39V225H37ZM36 226V228L37 229H41V231H42V229L43 228H38ZM76 226H78V225H76ZM81 226V225H80ZM138 226V225H137ZM136 226V227H137ZM149 226V225H148ZM173 227V229L175 228L174 227V225H172ZM182 226V225H181ZM259 226V225H258ZM258 226H255V227H258ZM7 227V228H8ZM16 227V226H15ZM31 227V229L32 230H34V229H36L35 227H34V229ZM46 227V226H45ZM50 227V226H49ZM56 227V226H55ZM54 227V228H55ZM82 228H83V226H81ZM103 226L102 227H100V229L101 228H104ZM136 227H134L135 229H136ZM139 227H141L142 228V225L141 226H139ZM150 227V226H149ZM148 227V228H149ZM164 227V226H163ZM168 228V226H165L164 227V229L165 228ZM198 227V228H199ZM6 228V229H7ZM28 228V227H27ZM51 228V227H50ZM49 228V229H50ZM57 228H59V227H56L55 229H57ZM63 228V227H62ZM127 228V227H126ZM153 228V227H152ZM151 228V229H152ZM154 228H156V227H154ZM171 228V230L173 231V229ZM176 228H178V227H176ZM180 228H179V230H180ZM204 228H202V230L204 229ZM250 228V227H249ZM248 228V229H249ZM258 228H260V227H258ZM13 229H15L14 227H13ZM29 229V231H31V233L33 232L32 230H30V228H28ZM70 229V228H69ZM77 229H79V228H77ZM92 229V228H91ZM129 229V228H128ZM143 229V228H142ZM150 229V230H151ZM170 228H168V230H169ZM188 229H190V231H188ZM247 229V230H248ZM262 229V228H261ZM3 230V229H2ZM5 230V229H4ZM44 230H46L45 228H44ZM59 230V229H58ZM58 230H57V232H58ZM62 230V229H61ZM76 230V229H75ZM103 230V229H102ZM130 230V229H129ZM132 230V229H131ZM196 230V229H195ZM264 230V229H263ZM17 231H18V229H17ZM23 230H20V233L19 232H17L18 234H20V235H23V232H22ZM35 231V230H34ZM47 231H51V230H47ZM47 231L46 232H40V233H47ZM56 231V230H55ZM70 231H72V230H70ZM69 230H68V227L66 228V227H64V229L61 231V232H58L59 234H57V235H59V237L60 238H62L63 240H65V241H67V243L69 244V245H71L72 247H73V250H74V252L76 251V253H80V254H82V252H84V242L82 241V240H85V239H83L84 237H83V235H82V237H81V239H79L80 237H78L77 235H76V233H75V231L73 232H70ZM133 231V230H132ZM151 231H153V230H151ZM158 231V230H157ZM156 231V232H157ZM170 231V230H169ZM175 231H177V230H175ZM175 231H173L174 233H175ZM184 231V233H186L185 232V230H183ZM197 231V230H196ZM200 231V230H199ZM13 230H11V228L10 229H8V230H5L4 232H1L0 233V241H3V242H5V243H8L12 238H14V236H13V234H16V229H15V231L13 232ZM26 232V231H25ZM35 232H37V231H35ZM51 232H53V231H51ZM50 232V233H51ZM136 232V234L139 236V239H137L138 240V242H139V244H143V245H145V244H147V248H150L149 247V244L148 243H150L151 242V244L153 243L152 241H154L155 240V237L154 236H152V235H154V232H155V230L153 231V233H148V232H144V230H143V232H142V230H136V231H134V233ZM138 232V233H137ZM182 232V231H181ZM190 232V233H191ZM195 232V231H194ZM194 232H193V234H194ZM202 233H203V231H201ZM28 233V232H27ZM34 233V232H33ZM39 233V232H38ZM56 233V232H55ZM169 233H171V232H169ZM196 233V232H195ZM197 233H199L198 235H200V232H197ZM255 233V232H254ZM261 233V235H263V237H264V231H261L260 232ZM259 233V234H260ZM29 234H30V232H29ZM37 234V233H36ZM54 234V233H53ZM109 234H107V238H109L110 236H109ZM136 234L134 235V237L136 236ZM183 234V233H182ZM19 235V236H20ZM30 235H33V234H30ZM89 235V234H88ZM133 235V233H131L130 234V236H132ZM169 234H167V236H168ZM192 235V234H191ZM190 234L188 235V238L190 239V238H192V239H195V238H193V236L192 237H190L191 236ZM258 237L259 236H261V235H258V234H256ZM256 235L254 236L256 239H257V237H256ZM109 236V237H108ZM129 236V237H130ZM138 236H136V237H138ZM166 236V237H167ZM170 236V237H169ZM168 237L171 239V236H172V234L171 235H169ZM173 236H175V235H173ZM176 236H179V234L177 235L176 234ZM242 236V235H241ZM30 237V236H29ZM54 237V236H53ZM59 237H57V238H55V241L59 238ZM85 237H86V235H85ZM100 237V236H99ZM102 237H104V236H102ZM102 237H100L101 238V240H104V239H102ZM106 237H105V239H106ZM180 237L181 236H179V237H176V238H178V240L180 239ZM184 237V236H183ZM195 237V236H194ZM253 237V236H252ZM253 237V239L255 240V238ZM17 238V242H13V243H20L21 245H22V242L24 241V240H21L20 238L18 239V237H16ZM48 237H46V239H47ZM59 238V240H61ZM112 238V237H111ZM114 238H116V237H114ZM120 238H121V236H120ZM168 238V239H169ZM184 238H187V237H184ZM184 238L182 239V240H184ZM240 238V237H239ZM238 238V239H239ZM245 238H247V237H245ZM51 239H54V238H51ZM50 239V242L48 241H45V238H44V240L43 241H40V240H37V241H35V243L33 242V241H31V243H34L35 245H36V247H37V245H39L38 247H41L43 250H48L50 247H52L53 245H54V240H51ZM117 239H118V237H117ZM169 239V240H170ZM175 239V237L173 238L172 237V240H173V242H178V241H175L174 240ZM191 239V240H192ZM244 239V237L243 238H240V242H241V240H243ZM248 239H249V237H248ZM259 239V238H258ZM264 239V238H263ZM19 240H21L22 242H20ZM119 240H121V239H119ZM125 240V239H124ZM122 241L123 242V244H120V242L121 241H119V242H117V241H115L114 243H113V241H111V240H108L109 241V244H112L113 243V245H111L112 246V248L111 249H114V250H116L115 252H117V251H120L121 249H123L125 246H127V243L129 244V242H126V245L124 244V242L125 241H128L127 239L125 240V241ZM181 240V241H182ZM188 240V239H187ZM191 240H189V241H191ZM14 241V240H13ZM52 241V242H51ZM65 241H63L62 243L66 246V249L68 250V249H70V248H72V247H67V244H65L66 242ZM130 241V240H129ZM234 241H235V239H234ZM238 241V242H239ZM243 241H245V239L243 240ZM256 241V240H255ZM258 241H262V238L260 239V240H258ZM258 241H256V242H258ZM61 242V241H60ZM112 242V243H111ZM117 242V243H116ZM136 242V241H135ZM135 242H134V244H135ZM155 242V241H154ZM166 242V241H165ZM170 242L171 243H173L171 240H170ZM183 242V241H182ZM187 242V241H186ZM192 242V241H191ZM232 242V241H231ZM236 242V241H235ZM245 242H247V240L245 241ZM30 243V244H31ZM50 243H53V244H50ZM108 242H105V244H107ZM133 243V242H132ZM137 243V242H136ZM233 243V242H232ZM9 244H12V242H10ZM25 244H27V242L25 243ZM61 244V243H60ZM62 244V245H63ZM139 244H137L138 246H139ZM155 244H158V243H155ZM177 245H178V243H176ZM180 244V243H179ZM186 244V243H185ZM187 244H188V242H187ZM228 244V243H227ZM227 244H225V245H227ZM52 245V246H51ZM57 245H59V241H58V243L56 244V248H57ZM68 245V246H69ZM104 245V244H103ZM108 245V244H107ZM106 245V246H107ZM123 245H125V246H123ZM136 245V244H135ZM135 245L133 246V247H135ZM136 245V247H138ZM177 245H171V247L173 248V246L174 247H176ZM189 245L190 244H188L187 246L189 247ZM17 246V245H16ZM20 245H18V247H19ZM29 246H31V245H29ZM61 246V245H60ZM59 246V247H60ZM65 246H63V247H65ZM108 246H110V245H108ZM107 246V247H108ZM122 246H123V248H122ZM146 246V245H145ZM151 246V245H150ZM156 246V245H155ZM158 246V245H157ZM15 246H14V244H13V248H14ZM21 247V246H20ZM55 247V246H54ZM58 247V248H59ZM63 247H62V249H63ZM101 247V246H100ZM100 247L98 248L99 250H100ZM103 247H105V246H103ZM114 247V248H113ZM128 247H129V245H128ZM141 246H139V248H140ZM143 247V249H144V246H142ZM163 246H161V248H162ZM171 247H170V249H167L166 251H172L173 249H171ZM182 247H184V243H183V246ZM191 247V246H190ZM193 247V246H192ZM263 247V246H262ZM12 248V247H11ZM25 248V247H24ZM31 248V247H30ZM55 248V249H56ZM57 248V249H58ZM94 248H97V247H94ZM109 248V247H108ZM157 248V247H156ZM159 248V247H158ZM32 249V248H31ZM30 249V250H31ZM42 249L40 250V251H42ZM55 249H53V250H55ZM61 249V250H62ZM92 248H90V250H91ZM125 249V248H124ZM123 249V250H124ZM146 249V248H145ZM151 249H153V248H151ZM154 249H155V247H154ZM165 249H166V246H165ZM183 249H186V248H183ZM183 249H180V250H183ZM188 249V248H187ZM189 249H191V248H189ZM263 250H264V248H262ZM25 250V249H24ZM24 250L23 251H21V252H24ZM86 250V249H85ZM89 250V251H90ZM156 250H160V249H156ZM174 250H176V248L174 249ZM177 250H178V248H177ZM249 250H250V248H249ZM251 250H252V252L251 253H253V252H257L258 251V246H257V244L256 243H253V244H251ZM14 251V253H16L17 251L16 250H13ZM12 251V252H13ZM16 251V252H15ZM39 251V253H41ZM71 251V250H70ZM87 251H88V249H87ZM94 251H97V249L96 250H94ZM94 251H92V252H94ZM111 251H113V250H111ZM125 251V250H124ZM149 251V253H150V251L151 250H148ZM161 251H163V250H161ZM165 251V250H164ZM163 251V252H164ZM190 251H192V249L190 250ZM8 252L9 251H7V252H2L3 254H6V255H4V256H2V254L0 255V262H2L1 260H4L6 263H8V262H13L12 260L13 259H16L15 257V254H13L12 252V254H8ZM58 252H59V250H58ZM57 252V250H56V252L54 253V251H52V253H54L55 255H56V258H57V256H58V258H57V260L59 261V258H60V256H64V254L63 255H61V253H65V255L66 254H68L66 251L64 252V249H63V251L61 252H59L58 253ZM91 252V251H90ZM91 252V253H92ZM99 252V251H98ZM152 252H154L153 250L151 251V254L150 255H152L153 253ZM157 252V251H156ZM173 252V251H172ZM171 252V253H172ZM175 252V251H174ZM174 252H173V254H174ZM179 252V251H178ZM178 252H176V253H178ZM182 252V251H181ZM180 252V253H181ZM194 252V253H195ZM1 253V252H0ZM29 254L30 252H28V249H27V252L25 251L24 252V255H25V257L27 256L26 254ZM158 253V252H157ZM165 253V252H164ZM169 255H170V253L169 252H167ZM175 253V254H176ZM183 254L182 255H180L179 257V262H180V259L182 258L183 260H184V258L183 257H181V256H184V252H182ZM189 253V252H188ZM260 253H261V251H259L258 253H255V254H252L253 255V258L252 259H250L251 261L249 262V260H248V258H245V261H247L248 260V262L250 263V264H258L261 260V255H260ZM17 254V253H16ZM22 253H20V255H21ZM48 253H46V255H47ZM138 254V253H137ZM147 254V253H146ZM160 254V253H159ZM163 254V253H162ZM167 254V255H168ZM170 255V257H175L174 255ZM19 255V256H20ZM41 255H42V253H41ZM98 255V254H97ZM140 255H142V254H140ZM148 255V254H147ZM164 255V254H163ZM162 255V256H163ZM177 255V254H176ZM263 255H264V253H263ZM30 256L31 255H29V257H28V260L29 261H25V263H24V261H21L20 260V258H19V260L21 261L19 264H27V263H35V262H37V261H39L38 260V256H37V253H36V255H35V257L33 256V258H32V256H31V259H30ZM51 256V255H50ZM81 256V255H80ZM79 256V257H80ZM82 256H84L83 254H82ZM96 256V255H95ZM99 256V255H98ZM123 256V255H122ZM158 256V255H157ZM161 256V255H160ZM165 256H166V254H165ZM165 256H163V257H165ZM189 256H191V255H189ZM23 257V256H22ZM38 257V258H37ZM42 257H44V256H42ZM52 257V256H51ZM54 257V256H53ZM65 257V256H64ZM74 257H76V258H78V255L77 256H74ZM101 257V256H100ZM99 257V258H100ZM110 257V256H109ZM141 257V256H140ZM148 257H149V255H148ZM154 257H156V256H154ZM27 258V257H26ZM85 258V257H84ZM112 259H113V257H111ZM110 258V259H111ZM120 258H122L121 256L120 257H118L117 258V261H119V259ZM124 258H125V255H124ZM131 257H129V258H127V259H130ZM153 258V255H152V257H151V259H150V261L151 260H153L152 259ZM160 258V257H159ZM158 258V259H159ZM167 259H172V258H169L168 256L166 257ZM177 258V256L174 258V259H176ZM196 258V256L192 259V260H194ZM12 259V260H11ZM41 259V258H40ZM53 259V258H52ZM51 259V260H52ZM61 259H62V257H61ZM80 259H81V257H80ZM89 259H91V257L89 258ZM92 259H94V258H92ZM96 259V258H95ZM101 259V258H100ZM100 259L98 260V259H96V260H98V261H100ZM104 259V257L101 259V262H104V261H107V260H103ZM106 259V258H105ZM123 259V258H122ZM154 259H156V258H154ZM161 259V258H160ZM163 259H165V258H163ZM178 259V258H177ZM11 260V261H10ZM53 260H55V258L53 259ZM74 260H76V259H74ZM85 259H83V261H84ZM86 260H88V258H86ZM85 260V261H86ZM96 260H94L96 263H97V261ZM191 260V259H190ZM191 260V261H192ZM41 261H43V259H41ZM44 261H47V260H44ZM83 261H81V263H83ZM93 261V260H92ZM121 261V260H120ZM119 261V262H120ZM125 261L127 262V260L125 259ZM124 261V262H125ZM155 261V260H154ZM157 261V260H156ZM156 261H155V263L154 262H151V264L152 263H154V264H157L156 263ZM160 261V260H159ZM159 261H157V262H159ZM167 261H169V260H167ZM172 261H174L173 259L171 260V261H169L170 263L169 264H171L172 263ZM176 261V260H175ZM185 261V260H184ZM184 261H181L182 263L184 262ZM245 261H243V262H245ZM262 261H264V258H263V260ZM51 262V261H50ZM56 262V261H55ZM67 262V261H66ZM71 262V261H70ZM78 262H80V261H78ZM86 262H88V261H86ZM89 262H90V260H89ZM88 262V263H89ZM94 262V263H95ZM100 262V263H101ZM108 262V261H107ZM106 262V263H107ZM114 262V264L115 263H117L116 261H112V263ZM125 262V263H126ZM131 262V261H130ZM148 263H149V261H147ZM161 262V261H160ZM177 262V261H176ZM175 262V263H176ZM179 262L177 263V264H179ZM188 262H189V259H188ZM242 262V261H241ZM53 263V262H52ZM67 263H69V262H67ZM72 263V262H71ZM70 263V264H71ZM85 263V262H84ZM106 263H104V264H106ZM109 263H111V260L109 261ZM109 263H107V264H109ZM111 263V264H112ZM123 263V262H122ZM121 263V264H122ZM129 263V262H128ZM147 263V264H148ZM162 263V262H161ZM186 263V262H185ZM184 263V264H185ZM263 263V262H262ZM3 264H5V263H3ZM36 264V263H35ZM73 264V263H72ZM85 264H87V263H85ZM91 264H93V262L91 263ZM99 264V263H98ZM103 264V263H102ZM117 264H120V263H117ZM124 264V263H123ZM139 264V263H138ZM142 264V263H141ZM144 264V263H143ZM146 264V263H145ZM160 264V263H159ZM163 264V263H162ZM181 264V263H180ZM190 264H192V263H190ZM196 264V263H195ZM222 264V263H221ZM241 264V263H240ZM246 264H248V263H246ZM259 264H261V262L259 263Z\"/></svg>",
  "mask_w": 264,
  "mask_h": 264
}]
</instances>
